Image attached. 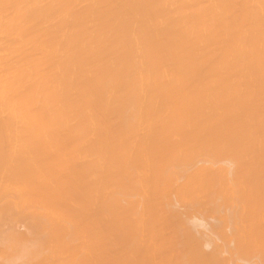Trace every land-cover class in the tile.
Wrapping results in <instances>:
<instances>
[{
	"label": "bare ground",
	"instance_id": "bare-ground-1",
	"mask_svg": "<svg viewBox=\"0 0 264 264\" xmlns=\"http://www.w3.org/2000/svg\"><path fill=\"white\" fill-rule=\"evenodd\" d=\"M13 0H11V3H13L12 2ZM22 1V0H21ZM66 2L68 1V0H65ZM72 1V0H71ZM90 1V0H89ZM107 1H110V3H113L112 1H114V0H107ZM116 1V0H115ZM128 1H135V0H127V1H123L122 0V2H124V4L122 3V5L124 6V5H126V3L125 2H128ZM150 1V0H149ZM152 1V0H151ZM151 1L149 2L150 4H151ZM160 1V0H159ZM165 1H167V3H168V1L170 2V3H173V5H175V0H172V1H174V2H171L170 0H164V2H162V4H165ZM177 1V0H176ZM183 1V0H182ZM181 1V2H182ZM185 1H187V0H185ZM190 1V0H189ZM195 1V4L198 2V4H201V3H199V1H197V0H194ZM197 1V2H196ZM202 2H203V0H201ZM200 1V2H201ZM210 1V0H209ZM217 0H215V2H216ZM219 1V0H218ZM223 1V0H222ZM226 1V0H225ZM234 1L235 0H233V1H231V0H228L225 4L227 5V7L230 9V11H229V9L227 8L225 11L227 12V14L229 15V12H230V14L232 15V11H231V6L232 5H230V2L232 3H234ZM242 1V0H241ZM240 0H239V3L241 2ZM248 1H250V0H247V2ZM252 1V0H251ZM254 1V0H253ZM252 1V2H253ZM9 2V1H8ZM26 2H27V0H26ZM48 2H50L51 3V0L50 1H48ZM47 2V3H48ZM74 2V1H73ZM77 2H78V0H77ZM76 2V3H77ZM80 2H83V1H80ZM106 2V1H105ZM104 2V3H105ZM136 2V1H135ZM152 2H155V0L154 1H152ZM184 2V1H183ZM188 2V1H187ZM193 2V1H192ZM192 2L190 3V4H185L186 6L187 5H191L192 4ZM211 2V1H210ZM213 2H214V0H213ZM236 2H237V4L236 3H232L234 6H235V9L238 11V9L237 8H241V4H239L238 3V0H236ZM244 2V1H243ZM261 3H262V1H260ZM260 2H256L257 4L258 3H260ZM22 3H24V1L22 2ZM34 3V2H33ZM57 3V2H56ZM107 3H109V2H106V4ZM107 4V5H111V4ZM116 3H117V1H116ZM116 3L114 4V5H116ZM129 3V2H128ZM128 3H127V8H128V12L131 14V10H129V6H130V4L128 5ZM140 3H141V1H140ZM144 3V2H143ZM209 3V2H208ZM217 3H219V2H217ZM216 3V5L218 6V4ZM242 3V2H241ZM256 3H255V5H256ZM15 4V3H14ZM30 4V3H29ZM79 4V3H78ZM77 4V5H78ZM87 4V3H86ZM105 4V5H106ZM113 4H112V6H113ZM118 4L119 3H117V5L116 6H118ZM135 4V3H134ZM142 4V3H141ZM141 4H139V6L141 5ZM154 4V3H153ZM194 4V3H193ZM194 4V6H196ZM203 4H205V0H204V3ZM201 5V6H203L204 7V5ZM212 4H214V3H212ZM219 4H221V3H219ZM228 4L230 5V7L228 6ZM246 5H245V10L247 9V7H248V5H249V2L248 3H245ZM248 4V5H247ZM263 5H264V2L262 3ZM4 5V4H3ZM8 5V4H7ZM6 5V6H7ZM32 5V4H31ZM40 5V4H39ZM48 5V4H47ZM102 5H103V3H102ZM143 5V4H142ZM141 5V6H142ZM145 5H147L146 3H145ZM149 5V4H148ZM161 5V3L159 4V6ZM168 5H172V4H168ZM166 6V7H168V9H169V7L170 6ZM180 5V4H179ZM178 5V6H179ZM223 3H222V7H223ZM238 5H240V7H238ZM254 5V7L255 8H257L256 6ZM261 5V4H260ZM260 5H258V6H260ZM262 5V6H263ZM6 6L3 8V9H5L6 8ZM12 6V5H11ZM13 6H15V5H13ZM30 6V5H29ZM33 6V5H32ZM32 6H31V8H32ZM41 6V5H40ZM45 6V5H44ZM74 6V5H73ZM112 6H108L109 8H112ZM115 6V7H116ZM132 6V5H131ZM135 6V5H134ZM136 6H137V4H136ZM150 6H152V4L150 5ZM156 6V5H155ZM159 6H158V8H159ZM181 6L183 7V5L181 4ZM206 7H207V3H206V5H205ZM210 6V5H209ZM220 6V5H219ZM242 6H243V4H242ZM251 6L253 7V5L252 4H250V6L248 7L249 9L251 8ZM1 7V6H0ZM10 7V6H9ZM34 7V6H33ZM50 7V6H49ZM77 7V6H76ZM91 7V6H90ZM103 7H104V5H103ZM108 7L106 6V10H108ZM114 7V8H115ZM119 7V6H118ZM120 7L122 8V6L120 5ZM149 7V6H148ZM161 7V6H160ZM166 7L164 6V9H166ZM182 7H181V10H182ZM191 7V6H190ZM198 6H196V8H197ZM205 7V8H206ZM211 8H212V5L210 6ZM244 7V6H243ZM254 7H253V10H252V8L250 9V11H252V12H255L256 13V9H254ZM264 7V6H263ZM14 8V7H13ZM16 8H17V6H16ZM31 8H28V9H31ZM43 8V7H42ZM85 8H87V7H85ZM102 7H100V9H101ZM113 8V9H114ZM154 8V7H153ZM157 8V7H156ZM163 8V7H162ZM162 8H160L159 10H156V11H159L158 13H160V10L162 11ZM187 8H188V6H187ZM200 8V7H199ZM202 8V7H201ZM205 8H203L200 12H197V14L200 16V14H202V12H204V13H206L205 11H203ZM209 8V7H208ZM221 8V7H220ZM219 8V9H220ZM224 8V7H223ZM234 7L232 6V10L234 11V9H233ZM7 9V8H6ZM19 9V6H18V8H17V11L16 12H18V11H21V10H18ZM34 9V8H33ZM45 9V8H44ZM50 9V8H49ZM78 9H79V7H78ZM95 9V8H94ZM105 9V8H104ZM123 9H126V8H123ZM131 9V8H130ZM140 9V8H139ZM142 9H143V6H142ZM149 9H150V7H149ZM152 9V8H151ZM170 9H171V11H172V8L170 7ZM169 9V10H170ZM173 9H174V7H173ZM176 9V8H175ZM184 9V8H183ZM192 9H193V6H192ZM207 9V8H206ZM215 9V8H214ZM213 9V10H214ZM261 9H263V11H264V8H261ZM26 10V9H25ZM52 10V9H51ZM76 10V9H75ZM74 9H73V12H75L76 14L81 10H79L78 12L77 11H75ZM90 10V9H89ZM105 10V11H106ZM112 9H109L108 11H111ZM114 10H117V11H115V12H113ZM111 13H113V14H110V15H112V16H110V17H113L115 14H116V16H115V19L113 20V18H111L115 23L114 24H117V25H119L120 27L122 26V25H124L125 26V23H126V21H128L129 22V20H128V18H131V17H128L127 15H126V12H123V10H122V12H120L119 11V13H118V9H114ZM127 10V9H126ZM133 10V9H132ZM145 10H146V8H145ZM179 10H180V7H179ZM181 10H180V12H181ZM187 10V9H186ZM194 10V9H193ZM198 10V9H197ZM212 10V11H213ZM221 10V9H220ZM219 10V11H220ZM240 10V9H239ZM243 10H244V8H243ZM244 10V11H245ZM259 10V9H258ZM24 11V10H23ZM28 11V10H27ZM31 11H32V9H31ZM37 11V10H36ZM44 11V10H43ZM43 11H40V12H43ZM49 10L47 9L45 12H48ZM91 11V10H90ZM95 11V10H94ZM93 11V12H94ZM135 11V10H134ZM142 13H143V11L142 10H140ZM149 11V10H148ZM147 11V12H148ZM168 11V10H167ZM170 11V12H171ZM176 11H178V10H176ZM183 11V10H182ZM192 11V10H191ZM225 11L223 12L224 13V15H223V17L225 18L227 15H226V13H225ZM240 11H242V10H240ZM15 12V11H14ZM26 12V11H25ZM72 11L71 12H69V13H71L70 14V16L72 17V13H73ZM85 13V11H83L82 10V14H81V11L79 12L80 13V17L79 18H81L82 17V15L85 17V15H84V13ZM97 12V11H96ZM145 12V11H144ZM152 12H153V10H152ZM151 12V13H152ZM163 12V11H162ZM186 12H189L190 13V11H189V9H188V11H186ZM258 12V11H257ZM259 12H260V10H259ZM19 13V12H18ZM20 13H22V11L20 12ZM30 13V12H29ZM32 13H34V12H32ZM31 13V14H32ZM37 13H38V11H37ZM68 13V14H69ZM88 14H89V12H87ZM86 13V14H87ZM115 13V14H114ZM138 13V12H137ZM141 13V14H142ZM156 14H157V12H155ZM166 13H168V12H166ZM166 13H165V16H166ZM176 13H178V12H176ZM175 13V14H176ZM183 14L185 13V12H182ZM188 13V14H189ZM192 13H193V11H192ZM207 13H209V12H207ZM210 13H212V12H210ZM235 13H237L236 15H233V17L234 16H238V17H240V18H236V17H234L235 18V20H232V21H234L233 22V27H234V29L233 28H230L229 26L231 25V23L232 22H230V24L228 25L227 23V25L226 26H223V23L222 24H217V25H222V29H224L225 30V28H223V27H227L228 26V28L229 29H231V31L233 30V31H235V33L234 32H232L234 35L238 32V33H240L239 31H236L235 30V28H237V27H235V26H237L238 25V23L237 22H240V26H239V28H240V30H242L243 31V29H242V27H243V25H241V22H242V24L246 21V22H248L247 21V19H243V18H245L246 16L245 15H243V16H245V17H243L242 18V20L244 21H242L241 20V13H245L246 14V12H235ZM254 13V14H255ZM1 14H3V13H1ZM39 14V13H38ZM43 14V13H42ZM50 14V13H49ZM52 14V13H51ZM91 14V13H90ZM101 14V13H100ZM104 14V13H103ZM106 14V13H105ZM107 14H109V12L107 13ZM132 14H134V12L132 13ZM131 14V15H132ZM135 14H136V12H135ZM147 14V13H146ZM146 14H144L145 15V19H146ZM156 14H152V15H154L155 17L157 16ZM164 14V13H163ZM162 14V15H163ZM169 14V13H168ZM180 14V13H179ZM186 14V13H185ZM185 14H184V16H185ZM197 14H195V12H194V15H197ZM218 14V13H217ZM248 14V16H250L249 15V13H247ZM252 14V13H251ZM253 14V15H254ZM259 14V13H258ZM261 14H263V13H261ZM16 15H18V14H16ZM30 14H28V16H29ZM33 15H35V13L33 14ZM97 15V14H96ZM95 15V16H96ZM137 15V14H136ZM171 15V14H170ZM170 15H168V19H169V16ZM219 15V14H218ZM2 16V15H1ZM19 16V15H18ZM17 16V17H18ZM21 16V15H20ZM20 16L18 17V18H20ZM25 16V15H24ZM23 16V17H24ZM47 16V15H46ZM49 16V15H48ZM48 16H47V18H48ZM74 16H75V19H74ZM92 16V15H91ZM101 16V15H100ZM103 16V15H102ZM108 16V15H107ZM106 16V17H107ZM130 16V15H129ZM135 16V15H134ZM134 16H132L133 18H134V20H135V17ZM140 16V15H139ZM153 16V17H154ZM173 16V15H172ZM178 16V15H177ZM184 16L182 17V18H184ZM188 16V15H187ZM190 16H192L191 18H194L193 17V15H190ZM204 17H205V14L203 15ZM230 16V15H229ZM229 16H227V17H229ZM252 16V15H251ZM255 16V15H254ZM254 16H252L253 18H254ZM258 16H260V15H258ZM262 16V15H261ZM30 17V16H29ZM36 17H38V16H36ZM35 17V18H36ZM70 17V18H71ZM76 17H78V14H77V16L73 13V19H72V21H67V26L68 25H71V24H75V23H72L73 21L74 22H76L77 24L79 23V24H81L82 26H84L87 22L86 21H84V23L85 24H82L83 23V20L85 19L84 17V19H80L79 21L78 20H76L77 18ZM87 17V16H86ZM88 17H90V16H88ZM128 17V18H127ZM137 17V16H136ZM149 17H151V14H150V16ZM160 17V14H159V16H158V18ZM165 17V18H166ZM176 17V16H175ZM186 17V16H185ZM195 17H198V16H195ZM218 17H220V16H217L216 15V17L214 18L215 20H216V18H218ZM227 17L225 18V19H220L221 21H223V20H226L227 19ZM252 17L250 18V23L251 24H253V29H254V26L256 25H254V20H255V23H257V26H261L260 28H263L264 26H262V25H264V20L261 18V17H259V18H261L260 19V22L258 21V22H256V20H259V18H257V16H255V18H254V20L252 21L251 19H252ZM13 18V17H12ZM15 18V17H14ZM13 18V19H14ZM28 18V17H27ZM78 18V19H79ZM93 18V17H92ZM96 18V17H95ZM95 18H94V20H95ZM105 18V17H104ZM141 18V17H140ZM148 18V17H147ZM160 18H162V17H160ZM159 18V19H160ZM167 18H166V20H167ZM179 18H180V16H179ZM189 17H187V19H188ZM209 18V17H208ZM222 18V17H221ZM231 18V17H230ZM248 18V19H249ZM263 18H264V16H263ZM1 19V18H0ZM30 19V18H29ZM110 19V18H109ZM109 19H106L107 20V22H109L108 20ZM110 19V20H111ZM142 19H143V17H142ZM149 19V21H147ZM148 19H146V20H143V24H144V21L146 22L147 21V23H145V24H148L149 22H150V20L152 19V17L151 18H148ZM164 19V18H163ZM162 19V20H163ZM178 18H176V19H174V20H177ZM195 19V18H194ZM197 19V18H196ZM195 19V20H196ZM205 19V18H204ZM209 19H211V18H209ZM212 19H213V17H212ZM214 19L212 20V22L214 21ZM229 19V18H228ZM232 19V18H231ZM231 19H229V20H231ZM239 19L241 20V21H239ZM3 20V19H2ZM1 20V21H2ZM10 20H12V19H9V21ZM27 20V19H26ZM36 20V19H35ZM57 20V19H56ZM76 20V21H75ZM86 20V19H85ZM120 20V21H119ZM131 20L135 23V21L131 18ZM130 20V21H131ZM153 20L154 19H152L151 20V23H149L148 24V27L150 26L151 27V24H152V22H153ZM182 20V19H181ZM208 19H206V21H207ZM218 20V19H217ZM220 20L219 21H217L218 23H220ZM261 20H263V22L261 21ZM5 21V20H4ZM8 21V22H9ZM17 21V20H16ZM23 21V20H22ZM90 21H91V19H90ZM97 21V20H96ZM100 21V20H99ZM113 21H112V23H113ZM132 21H131V24L133 25V23H132ZM136 21H137V19H136ZM139 21V20H138ZM137 21V22H138ZM142 21V20H141ZM156 21H158V19H156ZM164 21H165V19H164ZM169 21H171L170 19H169ZM167 22V23H165L166 24V26H167V24L169 25L170 24V22ZM178 22H179V24L181 23L179 20H177ZM190 21H192V19H190ZM194 21V20H193ZM197 21H200V20H197ZM235 21H237L236 23H237V25L235 24ZM253 23H252V22ZM5 22H7V21H5ZM18 22H20L21 23V21H18ZM62 22V21H61ZM70 22V23H69ZM82 22V23H81ZM103 22H105V21H103ZM111 22V21H110ZM166 22V21H165ZM175 22V21H174ZM186 22V21H185ZM216 22V21H215ZM216 22V23H217ZM224 22V21H223ZM263 24H262V23ZM3 23V24H2ZM13 23H16V22H14L13 21ZM13 23H11L12 25H13ZM20 23H19V25H20ZM23 23V22H22ZM25 23H26V21H25ZM59 23V22H58ZM92 23H93V19H92ZM91 23V24H92ZM141 23V22H140ZM160 23V22H159ZM162 23H163V21H162ZM184 23V22H183ZM183 23H181L182 24V26L184 25ZM193 23H195V22H193ZM197 24L199 23V22H196ZM209 23V22H208ZM207 23V24H208ZM211 23V22H210ZM258 23H260V25H258ZM7 24V23H6ZM5 24V25H6ZM10 24V23H9ZM18 24V23H17ZM40 24V23H39ZM57 24V23H56ZM60 24V23H59ZM64 24V23H63ZM78 24V26H80ZM99 24H100V22H99ZM98 24V25H99ZM103 24V23H102ZM109 24V23H108ZM107 24V25H108ZM126 24H130V23H126ZM130 24V25H131ZM145 24L142 26V24H141V26H140V24L138 25V23L137 24H135V25H138V27L137 26H132L131 27V29H127V32H128V34H127V32H126V29H124V32H126V34H127V37H126V34H121V32L122 33H124L123 32V30L121 29V28H119V26L118 27H116V26H114L113 25V27L112 28H115L116 27V29H114L113 31H114V34H116L117 32H119V29H120V33L118 34L117 33V37L118 36H120V38H125L126 40H127V38H128V40L129 39H131V45H132V41H133V43H134V40H135V42H137L136 44H140V42H147V39L149 38H151L150 40H153V38H155L156 40H159L160 41V38L158 37L160 34H159V32L161 33V31L160 30H164V28H162V27H159V26H156V27H158L159 28V30L158 29H156L155 30V27L154 26H152L151 27V29H149V28H145ZM174 24V23H173ZM176 24H178V23H176ZM178 24V25H179ZM207 24H206V26H207ZM225 24V23H224ZM245 24V23H244ZM251 24H249V25H251ZM262 24V25H261ZM1 25H4V22H1ZM4 25V26H5ZM8 25V24H7ZM6 25V26H7ZM16 25V24H15ZM50 25V24H49ZM76 25V24H75ZM75 25L72 27V29L71 30H73V28L75 27ZM88 25L89 26H91L90 25V23H88ZM88 25H85V27H84V30H83V32H84V34L82 33V36H83V38L84 39H82V37H78L79 35L81 36V31L79 32V30H76V33H77V31L80 33L78 36L77 35H75V33H73V32H71V33H73L74 35H71L72 36V39L74 40V38H76L75 36H77V40H74L75 42H77L78 41V43H75V44H79V39H81L80 40V43L82 44V42L85 44V45H79L80 47L81 46H83V47H79L78 48V50L79 51H76V53L78 52L79 53V55L78 56H80V54H82V53H80V51H83L84 52V57H85V51L86 50H88V51H91V52H88V53H92V54H90V56L92 55H94L95 54V56L99 59V58H101V57H103V58H101V60L103 61V63L101 64V66L100 67H108V66H110V64L113 62V61H111L110 59L112 58V57H110V59H109V61L111 62L110 64H109V61L107 60V57L104 55V54H106V52H107V56H108V54L109 53H111L110 52V49H108V46H105V48H104V40H105V42H106V39H104V36H105V38H106V35H107V33L106 34H104L103 36L102 35H100L101 37H99L98 36V34H100V32H101V34H103V32L102 31H100V32H98V34H96V30L94 31L95 32V34L97 35V36H91V34H93L92 33V31H91V33L89 32V33H85V31H86V29H88L89 28V26ZM93 26H95V24L93 23L92 24ZM104 25H106V23L104 24ZM111 26H112V24H110ZM157 25V24H156ZM161 25H163V24H161ZM175 25V24H174ZM177 25V26H178ZM190 25L192 26V24H191V22H190ZM189 25V26H190ZM200 25V24H199ZM201 25H202V23H201ZM200 25V26H201ZM211 25H214V23L212 24H210L209 26H211ZM235 25V26H234ZM245 25H247V24H245ZM23 26V25H22ZM27 27H28V25H26ZM33 25H31V29L32 28H34L35 29V26L34 27H32ZM72 26V25H71ZM71 26H68L67 28H68V31H69V27H71ZM77 25H76V27H75V29L78 27ZM88 28H87V27ZM139 26L141 27V29H143L144 30V28L145 29H149V30H152L153 31V33H151L149 30H144V32H141L142 30L139 28ZM165 26V25H164ZM163 26V27H164ZM166 26H165V29H166ZM170 26V25H169ZM168 26V27H169ZM182 26H180V27H182ZM185 26V25H184ZM216 26V25H215ZM214 26V27H215ZM232 26V25H231ZM242 26V27H241ZM252 26V25H251ZM17 27V26H16ZM21 27V26H20ZM37 27V26H36ZM63 27H65V26H63ZM62 27V28H63ZM102 27V26H101ZM106 27H109V25L108 26H106ZM105 27V28H106ZM137 28V29H134V31H132L131 32V30L133 29V28ZM146 27H147V25H146ZM154 27V29H152ZM172 27V26H171ZM180 27H178V28H180ZM195 27V26H194ZM193 27V29H195ZM198 27V26H197ZM205 27V26H204ZM203 27V29H206V28H204ZM246 27V26H245ZM247 27H248V29H249V27L250 26H248L247 25ZM246 27V28H247ZM256 27V26H255ZM9 28V27H8ZM10 28H11V26H10ZM13 28H15V27H13ZM26 29L25 27H22V29ZM57 28V27H56ZM59 28V27H58ZM81 28H83V27H81ZM81 28H80V30H81ZM98 27L96 26V29H97ZM100 28V27H99ZM104 28V27H103ZM118 28V29H117ZM125 28H126V26H125ZM130 28V27H129ZM162 28V29H161ZM174 28H175V26H174ZM191 28V27H190ZM207 30L206 31H208L209 30V27L207 26ZM212 28V27H211ZM217 28V27H216ZM228 28H226L227 30H228ZM17 29H18V27H17ZM30 29V30H31ZM37 29V28H36ZM36 29L34 30V31H36ZM38 29H41L40 27L38 28ZM37 29V30H38ZM50 29V28H49ZM54 29V28H53ZM74 29V30H75ZM78 29V28H77ZM91 29L92 30H94L93 29V27H91ZM138 29H140L139 31H138ZM185 29H187L186 31H185ZM192 29V28H191ZM190 29V30H191ZM200 29V28H199ZM202 29V28H201ZM200 29V30H201ZM218 29H219V27H218ZM238 29V28H237ZM259 30V27H257V28H255L254 29V31L255 32H258L257 30ZM28 29H26V31H27ZM44 30V29H43ZM45 30H48L47 28L45 29ZM58 30V29H57ZM63 30H64V28H63ZM66 30V29H65ZM101 30H103L102 28H101ZM107 30V29H106ZM130 32H129V31ZM137 30V31H136ZM155 30V31H154ZM170 30V29H169ZM169 30H167V32H169ZM176 31L177 30H179V29H175ZM181 30V31H180ZM179 30V32H178V34L180 33V32H182V28ZM190 30L188 31V28H184V31H183V33L180 35V36H182L181 38H184V39H181L180 37H178V35H177V33L175 34L174 32H173V34H172V32H169L170 33V35L172 34L173 36H170V37H172V39H175L174 41V43H176V41H184L185 40V42H186V40H187V42H188V40L190 41V39L188 38V39H186L185 37L187 36V34H188V36H189V34H190ZM212 30V29H211ZM215 30V29H214ZM220 30H221V28H220ZM226 30V31H227ZM244 30H246V29H244ZM251 30V29H250ZM250 30H248L249 32H250ZM25 31V30H24ZM33 31V30H32ZM33 31V32H34ZM60 31H62L61 30V28L59 29V33H60ZM88 31V30H87ZM98 31V30H97ZM112 31V30H111ZM159 31V32H158ZM170 31H172V30H170ZM197 31V28H196V30H195V32ZM223 31V30H222ZM221 31V32H222ZM226 31H224L223 33H221L222 35L226 32ZM230 30H228V32H229ZM230 31V32H231ZM247 31V30H246ZM263 32H264V28H263V30H262ZM261 31V29H260V32H258L257 34H259L260 33V37H264V36H261L262 34H264L263 32ZM19 32H20V30H19ZM29 32V31H28ZM31 32V31H30ZM56 32V34H57V31H55ZM64 32V31H63ZM63 32H62V34H63ZM104 32H106L105 30H104ZM155 32V33H154ZM166 30H165V34L164 33H162V35H161V41L160 42H162L161 43V45H160V43H159V45L160 46H163V45H166L164 48L163 47H161V50L163 51V49H165V50H167L168 51V49H167V47L169 48L170 46H173V45H171V44H169V45H167L168 44V42H166L168 39H164V38H162L163 37V35H165V37L166 36H168L169 34H167L166 35ZM187 32H189V33H187ZM193 31H191V33H192ZM195 32H193L192 34H193V36H192V38H194V41H193V39H192V41L189 43V46H190V44L192 43V42H195V37H194V33ZM201 32H203L202 30H201ZM212 32V31H211ZM215 32H219V30H217V31H215ZM214 32V33H215ZM243 32H245V31H243ZM249 32H248V37H247V42H248V44L247 45H250V43H251V45L253 46H255L256 47V45L255 44H258V43H260V42H258V40L260 41V39H258V37H257V40H255L254 39V41L255 42H253L252 41V39H253V37L251 38V36H252V34L254 33L253 32V30H251V35L249 34ZM261 32H262V34H261ZM49 33V32H48ZM47 33V34H48ZM54 32H51L50 34H53ZM65 34L67 33V32H64ZM209 32H207V34H208ZM217 33H215L216 34V36H217ZM242 33V32H241ZM38 34V33H37ZM36 34V35H37ZM42 34V33H41ZM47 34H44V36H46ZM61 34V35H62ZM78 34V33H77ZM121 34V35H120ZM177 36H175V35ZM183 34H185V37H183ZM197 34H198V32H197ZM196 34V35H197ZM205 34H206V32H205ZM205 34L203 35V33H202V37H201V39L203 38V37H205ZM210 34V33H209ZM209 34L208 35H206L207 37L209 36ZM228 34V33H227ZM244 34V33H243ZM19 35V34H18ZM35 35V36H36ZM49 35V34H48ZM64 35V34H63ZM68 35V34H67ZM70 35V34H69ZM68 35V37L70 38V36ZM110 35V34H109ZM109 35L107 36V37H109ZM222 35H219V33H218V37H216V39H219L220 38V36H222ZM229 36L230 35H232L231 33L230 34H228ZM240 35H242V34H240ZM254 35H256V34H253V36ZM20 36V35H19ZM38 36V35H37ZM44 36H42V37H44ZM56 36V35H55ZM111 36H112V33H111ZM115 36V35H114ZM114 36H112V37H114ZM123 36H125V37H123ZM157 38H156V37ZM187 36V37H188ZM201 36V35H200ZM200 36L198 35V37H196L197 39L198 38H200ZM212 37L214 36L215 37V35H211ZM238 36V34L237 35H235L234 37H237ZM250 36V37H249ZM257 36V35H256ZM48 36H46V38H47ZM50 37H51V35H50ZM50 37H48V38H50ZM67 37V36H66ZM65 37V38H66ZM74 37V38H73ZM92 37H94V38H92ZM102 37H103V40H102ZM131 37V38H130ZM173 37H176V38H179L178 40L176 39V38H173ZM211 37V39L214 41L213 43H215L214 45H217L218 43H219V41H217V40H214L215 38L213 37L212 38ZM225 37H226V39H228L229 37L228 36H226L225 35ZM240 37V36H239ZM243 37V36H242ZM245 37V38H246ZM255 37V36H254ZM47 38V39H48ZM52 38L54 39V34L52 35ZM52 38H50L51 40H52ZM65 38H63V39H65ZM88 38H90L91 39V44H90V42H89V39ZM166 38H169V36L168 37H166ZM210 38V37H209ZM209 38H207V39H209ZM223 38H224V36H222V41L220 40V42L221 43H223ZM230 38H231V36H230ZM245 38H243L242 40H244ZM249 38H251V42H249L248 40H249ZM50 39H48V40H46V39H44V40H46L47 42H48V44H47V47H48V45H49V41L50 42H52V44L53 43H55V42H53V40L51 41ZM71 39V38H70ZM96 39V40H95ZM115 39H116V36H115ZM119 39V37L117 38V40ZM122 39H120V40H122ZM124 39V42L126 41ZM134 39V40H133ZM148 39V40H149ZM155 39H154V43H152V45L153 46H155V44H156V46L155 47H153L152 45H151V43H150V45L152 46V48H150V49H156V47H157V49H159L160 50V46L159 45H157L158 43L155 41ZM171 39V38H170ZM168 40V41H171V40ZM181 39V40H180ZM204 39H206V38H203V43H201V44H203V46L205 47H203L204 49L203 50H207V48H208V44L210 45V41H209V43L206 41V40H204ZM231 39H233V36H232V38ZM236 39V38H235ZM238 39V38H237ZM31 40H33V39H31ZM66 42H68L69 40L66 38ZM72 40V41H73ZM82 40H84V41H82ZM93 40V41H92ZM96 41V43L97 42H99V43H104L103 45H101L102 47H101V49L99 50L98 48H100V47H97V45H96V47H97V49H96V47L93 45V43ZM107 40H108V38H107ZM113 39H111V41H112ZM127 40V41H128ZM149 40V41H150ZM163 40H164V42H166V44H163L164 42H163ZM166 40V41H165ZM230 40V39H229ZM229 40H228V42H229ZM234 40V39H233ZM261 40H264V39H262L261 38ZM42 41H43V39H42ZM55 41V40H54ZM73 41V42H74ZM101 41V42H100ZM116 41V40H115ZM173 41V40H172ZM206 41V42H205ZM232 41V40H231ZM234 41H236V40H234ZM239 41H241V40H239ZM256 41L258 42V43H256ZM30 42V41H29ZM64 42V41H63ZM73 42H70V43H72L73 44ZM109 42H110V40H109ZM114 42V41H113ZM143 42V43H144ZM185 42L183 43L184 45H188V44H185ZM197 42V41H196ZM196 42H195V44H196ZM201 42V41H200ZM216 42H218V43H216ZM225 42H227V41H225ZM227 42V43H228ZM4 43H6V41L4 42ZM57 45H56V47H59V43L60 42H58L57 41ZM89 43V45H87ZM112 43V42H111ZM111 43L109 44L110 46H111ZM118 42H116V44H117ZM119 43L120 44H117L116 45V47H118V45H120V46H122L123 47V40H122V43H121V41H119ZM128 44H130L129 42H127ZM127 43H125V46H126V44ZM144 43V44H145ZM148 43V42H147ZM146 43V44H147ZM169 43H171V42H169ZM174 43H172V44H174ZM182 43H180V44H182ZM199 43V42H198ZM208 43V44H207ZM213 43L211 42V47H212V45H213ZM221 43H219L220 44V47L221 48H219V49H221L222 50V47L223 46H221ZM231 43H233V41L231 42ZM245 43H246V40H245ZM254 43V44H253ZM261 43H262V41H261ZM1 44H3V42L1 43ZM34 44V43H33ZM56 44V43H55ZM67 44V43H66ZM114 44H115V42H114ZM123 44V45H122ZM135 44V45H136ZM144 44L142 45V43H141V45H137V46H143V48H145L146 49V51H148L149 53H150V50H149V48L147 47V46H144ZM145 44V45H146ZM163 44V45H162ZM182 44V46H180L181 48H186V53H187V47H183L184 45ZM204 44H207V46H205ZM225 44V43H224ZM230 44V43H229ZM238 44H241V43H239L238 42ZM61 45H62V43H61ZM60 45V46H61ZM64 46H66L65 44H63ZM74 45V44H73ZM89 46V48L87 49V46ZM90 45H91V47H90ZM95 47H93V46ZM193 45V44H192ZM199 45L200 44H198V47H199ZM213 45V48H217V46H214ZM223 45V44H222ZM226 45V44H225ZM225 45H224V47H225ZM234 45V46H233ZM246 44H244V49L246 48V46H245ZM251 45L250 46H247V48H249L250 50L249 51H251L252 52V50H253V48H250L251 47ZM7 46V45H6ZM40 47H41V45H39ZM46 46V45H45ZM53 46V45H52ZM84 46H86V47H84ZM109 46V47H110ZM114 46V45H113ZM130 46V45H129ZM148 46H149V44H148ZM159 46V47H158ZM228 45H226V49L227 48H229V49H237V51H238V49L240 50V48L243 46H239L238 48H236L237 47V45L235 46V43L234 44H232V46L233 47H231L230 48V46L229 47H227ZM4 47H5V44H4ZM3 47V48H4ZM34 47V46H33ZM32 47V48H33ZM69 47H70V45H69ZM68 47V48H69ZM77 47V46H76ZM93 47V48H92ZM107 47V48H106ZM115 47V46H114ZM115 47V51L116 50H118L119 49V47L118 48H116ZM122 47H120L121 49H119L118 51H116V52H119L120 50H123L124 51V49L122 48ZM139 47H138V49H139ZM176 47H178L177 46V44H176ZM180 47H178L179 49H180ZM193 47V46H192ZM198 47H197V49H198ZM223 47V48H224ZM260 47V46H259ZM262 47V46H261ZM36 48H38V46H36V47H34V50L36 49ZM62 48H64V47H62L61 46V48H57L58 49V52L57 53H59V51L61 50H65L66 48H67V46H66V48L65 49H62ZM74 48V47H73ZM102 48H104V49H102ZM126 48H127V46H126ZM130 48V47H129ZM131 48H133V46H131ZM174 48H175V46H174ZM177 48V49H178ZM190 48V47H189ZM212 48V49H213ZM215 48V52H217V55H215V56H218V54L219 53H221L222 51H217V49ZM243 48V47H242ZM257 48V47H256ZM1 49V48H0ZM45 49V48H44ZM53 48H51L50 50L51 51H53L52 50ZM57 49L55 50L54 49V51H57ZM60 49V50H59ZM70 49H71V51H72V48H69V51H70ZM77 48H75V50H76ZM82 49H84V50H82ZM107 51H106V50ZM114 49V48H113ZM133 49H136V48H133ZM138 49L137 50H130V51H133V53L135 54L137 51H138ZM141 49H142V47H141ZM145 49L143 50V51H145ZM148 49V50H147ZM171 49V48H170ZM169 49V50H170ZM172 49H173V47H172ZM192 49V48H191ZM200 49V48H199ZM198 49V50H199ZM201 49H202V46H201ZM212 49H210V50H212ZM224 50V54H225V51H227V50ZM252 49V50H251ZM33 49H31L30 50V52H33L32 51ZM47 50H49V48L47 49ZM49 50V51H50ZM103 50H105V52H100V51H103ZM111 50H112V48H111ZM159 50H157L158 51V53H160L161 51H159ZM165 50H164V52H162V53H166L165 52ZM183 50V49H182ZM205 50V51H206ZM209 49L207 50L208 52L210 51ZM241 50H243V49H241ZM258 51H259V48L257 49ZM27 51V50H26ZM49 51H47V52H49ZM51 51H50V53H51ZM69 51H67L66 52V50H65V52L66 53H68ZM70 51V52H71ZM74 51V50H73ZM72 51V52H73ZM127 51H129V49H127V50H125V53L127 52ZM139 51H140V49H139ZM142 51V52H143ZM154 51V50H153ZM156 51V50H155ZM170 51H173V50H170ZM181 51V50H180ZM179 51V52H180ZM184 51L185 50H183V53H184ZM192 52H193V50H191ZM195 51V50H194ZM200 52H202L201 50H199ZM213 51V50H212ZM228 51H230V50H228ZM228 51L226 52V55H225V57L226 56H228L227 54H229L228 53ZM231 51H234V50H231ZM245 51V50H244ZM246 51H247V53H248V50L246 49ZM254 51H256V49L255 50H253V52H252V55H248V56H251V58L252 59H254V60H252V63L255 61V60H259L260 58H259V55L258 56H256V53L254 52ZM12 52V51H11ZM23 52V51H22ZM30 52H26L27 53V56L29 55V53ZM40 52H41V50H40ZM43 52H44V50H43ZM62 52H64V51H62ZM62 52H60L59 54H61V55H63L62 54ZM97 52V53H96ZM111 53L112 55L113 54H115L114 56V58H116V55H117V58H120V56H124L125 55V57H126V59L125 60H127V56H126V54L124 53L123 55H121V53H122V51L121 52H119V57H118V54L117 53ZM141 52V51H140ZM140 52H137V53H140ZM141 52V53H142ZM152 52V51H151ZM175 52H177V50L175 51ZM215 52H214V54H215ZM219 52V53H218ZM240 52H242V51H240ZM19 53H21V51L20 52H18V53H16V55L15 54H13V55H15V56H17ZM24 53H25V50H24ZM49 53V54H50ZM54 53V52H53ZM56 53V52H55ZM54 53V54H55ZM66 53L62 56V60H63V64L64 65H66L67 64V66L68 67H66V69L68 68L69 69V71H68V69L66 70L65 69V67H63V69H62V72L58 75L59 77H61L62 78V80H66L67 81V83L68 84H70V83H73V81L72 80H76V75H77V77H78V73L75 75L74 74V72L73 71H75V70H77L76 68H77V66L75 65L76 63H74V61L77 59L78 60V56H77V58L75 59V57H76V54H74L75 52H73V53H69V56H67L66 55ZM128 54H129V52H127ZM131 54L130 56L128 55V57L129 58H133L132 56H134V54ZM136 53V54H137ZM140 53V55H141V57H142V54ZM146 56L148 55V57H145V59H149L150 58V56H149V54H147V53H145V52H143ZM169 53H171V55H172V52H169ZM180 53H182V52H180ZM182 53V54H183ZM194 53V52H193ZM192 53V54H193ZM195 53H197L196 51H195ZM195 53L193 54V56L195 55ZM203 53L205 54V52L203 51ZM202 53V54H203ZM207 53V52H206ZM210 53H211V51H210ZM231 53V52H230ZM233 53V52H232ZM232 53H231V55H232ZM234 53H236L235 51H234ZM247 53L245 52V53H243L244 54V56L243 57H245V56H247ZM250 53V52H249ZM1 54V53H0ZM12 54V53H11ZM31 55H32V53H30ZM41 54V53H40ZM59 54H57L56 56H57V58H56V56L54 55L53 57L56 59V60H54V59H51V60H53V61H48V60H46L47 59V57L46 58H43V64L45 65V63H44V59L46 60V61H48L47 63L48 64H46V68H48L49 69V66H51L52 67V65H50V64H57V65H59L60 66V64L62 63V60H61V57H60V55ZM73 55V57L71 56V55ZM111 54H109V55H111ZM135 54V55H136ZM144 54H143V56H144ZM152 54V56H153V52L151 53ZM157 53H154V55L155 56H157L156 55ZM167 54V58H168V56H171V55H169L168 53H166ZM165 54V55H166ZM174 54V53H173ZM176 54V53H175ZM174 54V55H175ZM179 54V53H178ZM181 54V55H182ZM188 54V53H187ZM201 54V53H200ZM203 54V55H204ZM208 54V53H207ZM214 54H213V52H212V54H211V56L213 55V57H210V56H208V60L207 59H203V61H202V59L201 58H199V57H197V56H200L199 54L196 56L197 57V60H199V59H201V61L202 62H206V60H207V63H210V62H208V61H211L212 60V58H214L215 56H214ZM224 54H222L221 53V55H224ZM240 54H242V53H240ZM251 54V53H250ZM2 55V54H1ZM20 56H17V57H19V58H21V54H19ZM22 55H24V54H22ZM26 55V54H25ZM24 55V56H25ZM31 55H29L28 57H30ZM42 55V54H41ZM53 55V54H52ZM99 55V56H98ZM139 54H138V56H140ZM161 55V54H160ZM160 55H158V57L160 56ZM162 55H164V54H162ZM162 55L160 56V57H162ZM164 55V56H165ZM177 55V54H176ZM175 55V56H176ZM191 56V53H189L188 54V57L190 58V56ZM203 55L201 56L202 58H203ZM206 55V54H205ZM235 55V54H234ZM253 55H255V56H253ZM11 56V55H10ZM15 56H12V58L16 61V62H18L20 59L19 58H17V57H15ZM24 56H22V59L24 58ZM43 56V55H42ZM46 56H48V58H49V60H50V56H51V54L50 55H46ZM86 56H87V54H86ZM91 56V58H93ZM95 56H94V58H95ZM101 56V57H100ZM105 56V57H104ZM137 56V57H138ZM151 56V57H152ZM178 56H180V55H178ZM230 56V55H229ZM229 56L227 57V64L229 63V60L231 59V62H232V58H229ZM242 56V55H241ZM254 58H253V57ZM3 57V56H2ZM26 57V56H25ZM52 57V58H53ZM59 57H60V59H59ZM80 57H82V55L80 56ZM137 57L135 56L134 58H136L137 59ZM140 57V58H141ZM160 57H159V59H160ZM174 56H172V57H169V58H171L170 60H172V58H173ZM182 57V56H181ZM184 57V56H183ZM196 57H194V58H196ZM209 57H210V59H209ZM238 57H240V56H238ZM241 58V59H247V58ZM255 57H257L256 59H255ZM261 57V56H260ZM5 58V57H4ZM3 58V59H4ZM12 58L10 57V59L12 60ZM41 58V57H40ZM67 58V60L65 61V59ZM86 58V57H85ZM106 58V59H105ZM116 58V60L118 61V59ZM140 58H138L139 60H140ZM155 58V57H154ZM164 58H166V57H164ZM175 58V57H174ZM177 58H179V57H177ZM189 58H186L188 61H189ZM191 58H193V57H191ZM251 58L250 57H248V59H250L249 60V62H248V65H249V63H250V61H251ZM2 59V58H1ZM10 59H8V60H10ZM26 59V58H25ZM29 59H31V57L29 58ZM28 59V60H29ZM59 59V60H58ZM70 61H69V60ZM73 59H75V60H73ZM81 59V58H80ZM83 59V58H82ZM87 59H88V57H87ZM98 59L96 60V58L95 59H93V61L94 62H96V63H98ZM113 59V58H112ZM123 60H124V58H122ZM122 59L121 60H119L118 62H120V61H122ZM152 58H150V60H151ZM220 59V58H219ZM222 59V58H221ZM229 59V60H228ZM238 59V58H237ZM236 59V60H237ZM263 59V58H262ZM6 60V59H5ZM24 60V59H23ZM28 60H26V61H28ZM38 60V59H37ZM36 60V62L38 63V62H40L39 60L37 61ZM60 60H61V62H60ZM76 60V61H77ZM84 60V59H83ZM82 60V62L84 63V61ZM96 60V61H95ZM100 60V59H99ZM106 62H105V61ZM115 62H113V63H115L114 65V67H115V69H116V64L119 66L120 64L119 63H117V61L115 60V59H113ZM124 60V61H125ZM130 61L132 60V59H129ZM129 60H127V62L129 63ZM150 60H147V61H149V62H147L148 63V65L152 62H150ZM160 60H162V59H160ZM167 60V59H166ZM175 60L177 61V59L175 58ZM179 60V59H178ZM182 60V59H181ZM190 60H192V59H190ZM215 60V59H214ZM218 60V59H217ZM217 60H215V62L217 61ZM264 60V59H263ZM54 61H57V62H54ZM65 61V62H64ZM79 61V60H78ZM86 61H90V60H86ZM85 61V63H88V62H86ZM93 61H92V63H93ZM101 61V62H102ZM133 62L134 61H136L135 59L134 60H132ZM138 61V60H137ZM136 61V62H137ZM142 61H144V60H142ZM153 61H155L156 62V60L155 59H153ZM163 61H164V59H163ZM187 61V62H188ZM192 61H194V60H192ZM196 61V60H195ZM200 61V60H199ZM198 61V62H199ZM225 60H223V62H221V60H220V62L221 63H225L224 62ZM239 61V65H242L243 63H244V61H246V60H244V61H242V60H240V58L237 60V61H235V62H238ZM261 60H259V62H260ZM2 62V61H1ZM7 62V61H3V63H2V65L0 64V69L4 66V68L2 69V70H6V72H7V75H5V77L7 76V78L8 77H11L9 74L11 73V71H10V67L11 68H14V66H16V62H13V64L11 63V64H9L8 62V64H6V66L7 65H9V66H7L6 68H5V63ZM19 62H22V60L21 61H19ZM34 62H35V60H34ZM34 62L32 61V59H31V62H29L31 65H32V67L30 66V64L28 65V64H26V65H28V66H30L29 68H30V73L32 74V79H34L35 78V75L36 74H38V75H41V73H42V75L41 76H43V74L45 75L46 74V70L43 72V68L45 67L43 64H42V66H44L43 68H41V67H39V66H37V67H39V68H36V66H34L33 64H34ZM50 62V63H49ZM58 62H60V63H58ZM100 62V61H99ZM100 62V63H101ZM105 62V63H104ZM168 62V61H167ZM171 62V61H170ZM170 62H168V63H170ZM178 63L180 62V60L179 61H177ZM182 62V61H181ZM186 62V61H185ZM197 62V63H198ZM212 62H213V60H212ZM243 62V63H242ZM256 62V61H255ZM258 62V61H257ZM23 63V62H22ZM28 63V62H27ZM42 63V61L40 62V64ZM82 63V64H83ZM90 64H91V62H89ZM89 63H88V65H89ZM96 63H94V65L96 64ZM121 63V62H120ZM122 63H123V61H122ZM126 63V62H125ZM124 63V64H125ZM128 63H126L127 64V70L130 68L131 69V67H133L132 65L129 67L128 66ZM140 63H141V61H140ZM143 63V62H142ZM153 63V62H152ZM157 63H159V62H157ZM167 63V64H168ZM173 63H175V62H171V64L172 65H174ZM178 63H176V64H178ZM182 63H184V62H182ZM214 63V62H213ZM213 63H211L210 65L212 66V64ZM251 63V64H252ZM263 63V62H262ZM55 64V67L57 66ZM79 64V63H78ZM77 64V65H78ZM106 64L108 65V66H106ZM130 64H131V62H130ZM138 64V63H137ZM136 64V65H137ZM145 64H146V61H145ZM154 64H156V63H154ZM154 64H152V67L154 66ZM160 64V63H159ZM170 64V65H171ZM192 64L194 65V62H192ZM199 64V63H198ZM216 64H217V62H216ZM219 64V63H218ZM226 64V63H225ZM233 64V66L232 67H237V68H240V69H238V71H236V72H238V73H242L243 72V70H242V68L241 67H238V65H236L235 66V64H234V62L232 63ZM231 64V65H232ZM238 64V63H237ZM256 64H259V63H256ZM255 64V65H256ZM12 65H14V66H12ZM25 65V64H24ZM36 65H38V64H36ZM49 65V66H48ZM64 65H62L61 64V68H62V66H64ZM81 65V63L79 64V66ZM86 65V64H85ZM100 64H96V66L94 67L95 69H91V70H98L99 71V69L100 68H97V66H99ZM135 65V66H136ZM140 65V66H139ZM138 66H139V68L141 67V65L142 64H139ZM156 65H158V64H156ZM161 65V64H160ZM159 65V66H160ZM165 65H166V61H165ZM180 64H178V66H179ZM182 65V64H181ZM190 65V64H189ZM200 65H201V68H197L198 69V71H199V69H200V71H201V69H202V67L204 66L203 64H199L198 65V67H200ZM203 65V66H202ZM215 65V64H214ZM245 65H247V63H245ZM247 65V66H248ZM253 65V64H252ZM252 65H250V67L252 66ZM261 65V64H260ZM18 66H19V64H18ZM18 66H16V68L18 67ZM20 66H21V64H20ZM82 66V65H81ZM81 66H80V68H81ZM92 65H90L89 67H91ZM117 66V67H118ZM123 66V65H122ZM138 66H136L137 67V69H135V70H137L138 72L140 71V70H138ZM143 67H144V63H143V65H142ZM158 66V67H159ZM183 66V65H182ZM197 66V65H196ZM228 66H230V65H228ZM246 66V67H247ZM259 66V65H258ZM258 66H256L257 68H258ZM25 67V66H24ZM33 67H35V68H33ZM54 67V66H53ZM52 67V68H53ZM76 67V68H75ZM84 67V68H83ZM83 72H86V70H88L87 72H89L90 70V68L87 66H84V64H83ZM102 67V69H104ZM111 68L113 67V65L112 66H110ZM113 67V68H114ZM125 67H126V65H125ZM129 67V68H128ZM146 67H148V66H146ZM152 67H149L150 69L152 68ZM157 67V68H158ZM161 67H163V64H162V66ZM161 67H160V70H162L161 69ZM185 67H187V63H186V66ZM190 67V66H189ZM193 67H195V66H193ZM210 67V66H209ZM209 67H208V69H209ZM214 66H212L211 68H213ZM218 67V66H217ZM220 67V66H219ZM224 67V66H223ZM227 67V66H226ZM231 67V66H230ZM226 68L227 69V72H229L230 70H231V68ZM243 67V66H242ZM245 67V66H244ZM253 67H254V69H256L255 68V66L253 65L252 66V69H253ZM9 68V69H8ZM16 68H14L13 70L14 71H18V70H16ZM34 69V70H37L38 71V69H39V71L38 72H33L34 70H32V69ZM58 69H59V67H57ZM73 68V69H72ZM92 68V67H91ZM105 68V69H106ZM112 68V69H113ZM156 68V67H155ZM155 68H153V70L155 69ZM205 68H207L206 66H204V69ZM215 68H216V66H215ZM235 68H233V69H235ZM27 69V70H26ZM45 69V68H44ZM47 69V70H48ZM56 68H53V69H49L48 70V72H47V75H46V77L44 76V78L45 79H42V80H44L42 83L39 81V83L37 82L36 83V81L38 80V79H36V80H31L29 77L30 76H26V74L24 73L25 71H27L28 72V67L27 68H24L21 72L22 73H24L23 75L25 76H22L23 78H19V76H21L22 74H18V72L20 71H18V72H12L11 74H13L14 76L16 75V73H17V77H16V79H17V81H15V82H17V83H19V84H15V83H13L14 85V89L12 88L11 90L9 89V90H5V93L7 94V95H5V93L4 92H2V93H4V96H9V99L10 100H8V97H6V99H5V97L3 96V94H2V96L4 97V101H7V103L6 104H8V102L10 101V103L11 102H15L14 103V105H15V107H16V105H19L20 103H18V102H16L17 100H20V102L22 101L21 99L22 98H25V96L27 95H30V94H35V95H37L35 92H39V90H40V86H41V89L43 88V87H45V86H48L47 85V83L49 82L48 81V79H49V76H50V78L51 77H53L52 75H48V73H50L52 70H54V72L56 71L55 70ZM57 69V73H59L61 70H58ZM64 69L68 72H64ZM75 69V70H74ZM84 69H85V71H84ZM102 69H100V71L101 72H105V70H103L102 71ZM112 69H110V70H112ZM119 69V68H118ZM118 69H116L112 74H114L115 75V72L118 70ZM130 69H129V72H130ZM141 69V68H140ZM146 69H148V68H146ZM159 69V68H158ZM166 69V72H167V69H168V66L165 68ZM176 69H177V67H176ZM182 69V68H181ZM190 69H192V68H190ZM194 69V68H193ZM218 70L216 71V72H222V73H224L223 75H226L225 73H227L226 71L225 72H223L222 70L221 71H219V68H217ZM221 69V68H220ZM222 69H224V68H222ZM233 69H232V71H233ZM244 69V68H243ZM253 69V70H254ZM262 69V71H263V68H261ZM1 70V72H3ZM4 70V71H5ZM8 70V71H7ZM12 70V69H11ZM25 70V71H24ZM40 70H41V73H40ZM107 70V69H106ZM126 70V71H127ZM134 70V72L133 73H135L136 74V71ZM144 70V69H143ZM164 70V69H163ZM163 70H162V72H163ZM174 70V69H173ZM180 70V69H179ZM206 71H207V69H205ZM212 70V69H211ZM214 71L216 70V69H213ZM240 70H242V71H240ZM246 71H247V69H245ZM258 70V69H257ZM260 70V69H259ZM258 70V73L260 74L261 72ZM24 71V72H23ZM32 71V72H31ZM50 71V72H49ZM81 71V70H80ZM94 71V74L96 73V76H94V74L92 75V76H94V77H99V76H101L100 74H105L104 72L103 73H101L100 71V74H99V76H97V74H98V72H95ZM125 71V72H126ZM132 69H131V73H132ZM150 71V74L152 73H155L156 71L158 72V70H156L155 69V71H152L151 72V70H149ZM165 71V70H164ZM169 71V70H168ZM171 71H172V69H171ZM174 71H176V70H174ZM181 71V70H180ZM191 71H193V70H191ZM197 71V70H196ZM197 71V72H198ZM232 71H231V73H232ZM6 72H4L5 74H6ZM10 72V73H9ZM28 72V73H29ZM64 72V73H63ZM73 72V73H72ZM76 72V71H75ZM82 72V71H81ZM82 72V73H83ZM109 72H112V71H108V73L106 72V75L107 74H111V73H109ZM119 72L120 71H118L116 74L117 75H120L119 74ZM128 72V73H129ZM142 72H145V70L144 71H142ZM161 72V73H162ZM166 72H163L162 74L163 75H165L164 73H166ZM184 72V71H183ZM182 72V73H183ZM196 72V73H197ZM211 72V71H210ZM216 72H214V74H211L212 76L213 75H215V73ZM9 73V74H8ZM36 73V74H35ZM53 72H51L50 74H52ZM62 73L63 74H65V76L64 75H62ZM67 73V74H66ZM90 73V72H89ZM93 73V72H92ZM92 73H90V75H88V76H90V78H91V74ZM122 73L124 74V75H126V73H124V70H123V72L121 71V75H122ZM128 73H127V76H128ZM141 73V72H140ZM160 73V71L154 76L153 75V78H152V74L150 75V78L149 79H154V78H156V77H158L159 74ZM161 73H160V75H161ZM172 73V72H171ZM171 73H169V75L171 74ZM181 73V72H180ZM186 73V72H185ZM184 73V74H185ZM198 73H200V72H198ZM198 73H197V75H198ZM202 73H205V72H202ZM213 73V72H212ZM222 73H220V75L219 76H221V74ZM243 73H245L246 74V78L250 75V72H249V75L247 76V72H243ZM264 73V72H263ZM262 73V74H263ZM31 74H29V75H31ZM33 74H35L34 75V77H33ZM53 74H55V73H53ZM68 74L70 75L69 77H68ZM84 74V73H83ZM85 74H87V73H85ZM135 74H133V75H135ZM141 74H143V73H141ZM146 74H147V71H146ZM173 74V73H172ZM189 73L187 72V75H188ZM228 74V73H227ZM232 74H234V72L232 73ZM245 74H243L244 75V77H245ZM9 75V76H8ZM12 75V76H13ZM57 75L55 76L54 75V78H55V80H57V81H55L53 78H51V79H53L54 81H53V83H55V84H53L52 82H49L50 84L52 83L53 84V86L55 85L57 88H56V90L57 89H61L62 87H63V89H61L60 91H62V90H64V91H62L59 95L61 96L62 95V93L64 92L65 93V90L67 91V90H69L70 88H72V87H70L69 86V88L67 87V83L65 82V84H63L64 82L63 81H61L60 83H58V81H59V78H57ZM64 76V77H62V76ZM109 75H107L106 77H109ZM113 75V76H114ZM130 75V74H129ZM132 75V76H133ZM148 75H149V73H148ZM163 75H162V80H163ZM169 75H168V77H169ZM180 75V74H179ZM186 75V74H185ZM193 75H195V74H193ZM197 75H195L196 77H197ZM204 75V74H203ZM207 75V74H206ZM210 74H209V76H211ZM235 75H237L236 73L234 74V76H232L231 74H230V77L232 76V77H234V79H235ZM240 77L242 76V79L240 80L239 79V81L241 82L242 80H243V75H240V74H238ZM252 75V74H251ZM255 75V74H254ZM13 76V77H14ZM41 76H39V77H41ZM67 76V77H66ZM71 76H72V78H71ZM83 76V75H82ZM103 76V75H102ZM101 76V77H102ZM111 76V75H110ZM113 76H111V78L113 77ZM126 76V77H127ZM138 76H139V74H138ZM145 76V75H144ZM173 76H175L174 74H173ZM182 76V75H181ZM181 76H179V77H181ZM189 76V75H188ZM187 76V77H188ZM195 76H193V78L195 77ZM201 76H202V74H201ZM201 76H199L198 75V78L199 77H201ZM217 76V75H216ZM226 76H228V75H226ZM4 77V76H3ZM4 77V78H5ZM30 79H28V78ZM85 77V76H84ZM87 77V76H86ZM84 78L85 80L86 79H88V77L87 78ZM105 77V78H106ZM114 77H116V76H114ZM129 77H131V76H129ZM134 77V76H133ZM135 77H136V75H135ZM142 77V76H141ZM140 77V78H141ZM145 77H147V75L145 76ZM165 77H166V75H165ZM167 77V78H168ZM172 77V76H171ZM191 77H192V75H191ZM214 77V76H213ZM213 77H211V78H213ZM231 77V78H232ZM4 78H2L1 77V79L3 80ZM7 78H5V79H7ZM15 78V77H14ZM43 78V77H42ZM48 78V79H47ZM57 78V79H56ZM64 78V79H63ZM81 78V76L79 75V79ZM89 78V79H90ZM93 78V77H92ZM110 78V77H109ZM109 78H108V80H109ZM118 78V77H117ZM122 78V79H121ZM132 78V77H131ZM137 78H139V77H137ZM137 78H136V80H137ZM167 78L165 79L166 81H170L171 79H169L168 78V80H167ZM182 78V77H181ZM190 78V77H189ZM239 78V77H238ZM13 79V78H12ZM18 79H19V82H18ZM24 80V79H27V80H29L28 82H26L25 84H30V85H32L33 83L32 82H34V84L31 86V88H30V86L28 85H21V84H24V82H25V80H24V82L23 81H20V80ZM83 78H82V80H84ZM95 79V78H94ZM113 79V78H112ZM111 79V80H112ZM120 80H123V82L125 81L126 83H128V82H130L131 81V79L129 80H124L123 79V76H120V78H119ZM142 79V78H141ZM146 79V78H145ZM144 79V80H145ZM158 78H156V79H154V81H158V82H161L162 80L160 79V77H159V80H157ZM172 79H174V78H172ZM195 79H197V78H195ZM194 79V80H195ZM218 78L216 77V79L214 80V78L213 79H211L212 80V82H213V80H214V83H215V81L217 82V81H220V80H217ZM1 80V81H2ZM40 80H41V78H40ZM45 80H47V83H46V85L44 86V84H45ZM50 80V79H49ZM91 80V79H90ZM90 80H86L84 83H86V84H88V86H89V83H90ZM100 80V79H99ZM103 80H104V77H103ZM106 80V79H105ZM116 80V79H115ZM115 80H113V83L115 84ZM135 79H133V82H132V86H133V84H135L136 82H138L137 84H139V81H134ZM144 80L142 81V82H144ZM148 80V79H147ZM161 80V81H160ZM175 80H179V79H175ZM190 80V79H189ZM198 80V79H197ZM199 80H201V79H199ZM209 80V79H208ZM245 80V79H244ZM5 81V80H4ZM12 81H14V80H12ZM77 81H78V79H77ZM101 81H102V79H101ZM117 81L119 82V80L117 79ZM141 81V80H140ZM151 81H153V80H151ZM153 81V82H154ZM164 81V80H163ZM165 81V84H167V82ZM182 81V83L184 82L183 80H181ZM187 80H185V82H186ZM191 81H193L192 80V78H191ZM234 81H237V82H239L238 80H237V77H236V80H234ZM9 82V81H8ZM22 82V83H21ZM56 82H57V84H60L61 85V87H60V85H56ZM63 82V83H62ZM79 82H80V80H79ZM83 82V81H82ZM89 82V83H88ZM92 82H94V80H92ZM96 82V81H95ZM99 81H97V83L96 84H92L93 86H90L89 88H86L87 89V92H81V91H83V89L84 90H86L85 88H81V87H85V86H82L81 85V87H79L78 85L77 86H75L76 85V81H75V84L73 85V86H75V88H78V90H79V88L81 89V91H79V92H81V93H89V94H91L92 92H91V90L93 91L95 88H94V86L95 85H98L99 86V84L100 83H98ZM106 82H107V84L109 85V86H107V84L106 83H104L106 86H107V88L108 87H113L114 86V84H113V86H111V84L112 83H108V81L106 80ZM112 82V81H111ZM117 82V83H118ZM122 82V81H121ZM124 82V83H125ZM135 82V83H134ZM146 82V81H145ZM144 82V83H145ZM148 82H150V80L148 81ZM158 82H154V84L156 85V83H158ZM171 82V81H170ZM194 82H196V80L194 81ZM206 82V81H205ZM204 82V83H205ZM237 82H235L236 84H237ZM5 83V82H4ZM7 83V82H6ZM32 83V84H31ZM62 83V84H61ZM78 83V82H77ZM103 83V82H102ZM169 83V82H168ZM178 83V82H177ZM191 83H193V82H191ZM234 83V82H233ZM234 83V84H235ZM243 83H244V81H243ZM242 82H241V84H240V88L242 89V91L244 90L242 87H241V85L243 84ZM7 84H9L8 86L9 87H13V86H10L11 84L10 83H7ZM7 84H5L6 86H7ZM38 84H42L43 85V87H42V85H38V90H36L35 92H34V90L37 88L36 86ZM51 84V85H52ZM82 84V83H81ZM85 84V85H86ZM137 84H135V86H138ZM150 84V83H149ZM148 84V86L150 87V85ZM153 84V85H154ZM164 84V82H161V85H163ZM186 84V83H185ZM184 84V85H185ZM197 83H195V85H196ZM202 84V83H201ZM213 84V83H212ZM218 84V83H217ZM245 84V83H244ZM0 85H1V83H0ZM4 85V88L6 87ZM18 86L19 85V88L17 87L16 89H15V87L16 86ZM50 85V87L51 88H53V89H51L50 87H46L45 89L43 88V90L41 91V92H44V94H45V92H46V90L48 89V91L49 92H51V93H49L48 92V94H51L52 95V93H54V87H52ZM64 85H66V86H64ZM80 85V84H79ZM84 85V84H83ZM102 85V84H101ZM105 85L104 86H99L100 88H99V90L102 92V95H105V96H103V98L105 99L106 98V96H108V95H106V94H109V93H106L109 89H107V91L103 94V87H105ZM116 85V84H115ZM129 85H130V83H129ZM141 86H140V88L142 89L143 88V90H144V87H143V85L142 84H140ZM145 85V87H146V83L144 84ZM179 85V84H178ZM189 85V84H188ZM191 85H194V84H191ZM191 85H190V87H191ZM197 85H199V87H201L200 86V84H197ZM207 85H211V82H210V84H207V83H205V86H207ZM216 85V84H215ZM215 85H213V89L212 90H208L209 88V86L206 88V90H208V91H210V92H212V93H210V92H208V94L211 96H209V99L212 101V99H213V101L210 103H208V96H206L207 98H205V99H203L202 97L204 96L203 95V93H202V91H203V89H204V85L202 86L203 88H202V90H201V93H202V95H201V93H199L198 91H200V90H198L199 89V87L197 86V92H198V94H200V96H201V98H199V100L198 99H196V100H198L197 102H193V100H192V102H193V104H191V100H190V102L188 101V100H186V101H188V102H184V103H180L179 101L180 100H177V98H179V97H184V95H187L188 94V97L191 95V91H190V87H189V89L188 88H185L184 89V91L183 92H185L186 91V89H188L189 91H190V95H189V93L187 92L186 94H182L181 92V94L179 93V91L180 90H178V89H176V90H174L175 92H177V93H174V96L176 95L177 96V98H176V96H175V98H173V100L171 101V103L169 104V105H167L166 106V108H167V110H170L169 112V114H167L168 113V111H167V113H166V115L164 114V116H162L163 115V113H162V110L163 109H161V107L163 106V105H166V104H162L161 106H160V104H161V100L160 99H164L165 98V100H163V101H166V103H168V101H167V99L169 98L168 96H166L165 97V93H167V92H163L164 93V95H163V97L161 98H159V103H157L156 105H155V110L158 112H154V113H152V114H154V115H152L151 114V116H153L152 118L155 120H152V121H154L152 124H151V121H150V124L148 123V125L147 124H144V125H146L147 127V129H149V130H147L146 128H145V126H144V128L142 129L141 128V130H140V128H137V124H139V122H137L136 121V123L134 124V131L132 130L133 128H131V127H133V126H130L129 124L131 123L132 125H133V121L131 122V120H133V119H131L130 117V114L127 116L128 118H130V119H128V118H126V119H128L126 122H128V123H125V121H124V123L128 126V127H125V129L126 128H130V130L129 129H127L126 131L124 130V128H123V130L125 131V132H122L120 129L122 128V125H120L121 127L120 128H117V129H119V131H121L119 134H117L119 131L118 130H115V134H117V137L118 138H122L120 135H121V133L123 134V133H125V134H123V135H125V136H129V138H130V141H129V139L128 138H126V141H124L125 140V137H124V140H123V144L124 145H127V147H123V144L121 143V147H120V145H118V144H120V142L122 141V140H120V139H116V140H119L120 142H118V144H116V142H114V145H113V141H115V138H113V137H115L113 134H109V141H111L112 139H113V141H111V142H109L110 143V145H113V148L112 147H110V149L111 150H113L114 148H116V149H114L115 151H117L116 153H118V150H120L119 152V154L117 155V156H120L121 154H124V155H121V158H122V160H121V162L123 161V160H125V162L123 163L124 165L127 163V164H130L129 162H132V160L133 161H135L134 163L132 162V164H131V166L129 165V167L127 168V167H125L124 165V167H121V170H120V168H119V166H118V170H113L112 168H114V167H116L117 168V165H118V162H119V160H120V157H119V160H117V158L115 157V159L117 160V162H116V164H115V162H113L112 164H113V166H114V164H115V166L114 167H112V168H110V166H112V164H110L111 162V160L110 159H112L111 157L112 156H107V155H109L108 153H111V151H110V149L108 148L109 146H106L105 148H104V145H109V143H108V141H107V143L106 142H104V144H103V147H101L100 145V147H101V149L102 150H104L103 151V153H106L107 151V148L109 149V151H108V153L106 154V156L108 157V158H110V159H108L109 161H108V163L106 162V164L109 166V168H108V166L106 165V168H104L105 167V165H103L102 167L103 168H100V167H98V168H88V166L86 167V165H85V163H86V161H87V159L89 158L88 156H89V154L87 155V154H84L85 153V151H84V149L85 148H88V147H84V149H82L83 151H84V153L83 152H81L82 154H84L85 156L84 157H86V158H83V159H80L79 160V162L80 161H83L84 159H86V160H84V164L82 163H79V162H77L78 160H76V159H78L77 157H79V156H81V155H79V154H77V153H75V151H74V153L75 154H77L76 156L75 155H73L74 153H71V150H69V152L70 153H68V154H66V155H73V157H76V159L74 158V160L76 161L75 162V164L76 163H79V165L81 164L84 168H82V167H80V166H78V168L80 167V169H75L74 167H75V164H74V167H73V164H72V162H71V159L73 158L72 156V158L71 157H69L70 159H67L66 157H65V155L63 154V153H61V151H59L61 154H63V156L61 155V158L62 157H65L66 159H67V162L65 161L66 159L65 158H63V159H65L64 160V164H63V160L59 157L60 156V153L59 152H56L57 151V149H59V145H60V143H59V140H61V136H58V132L57 131H60V130H56L55 131V128L57 129V127L58 126H60L61 125V127L64 129L66 126H67V128H65L66 130H65V132H67V133H65V132H63V133H65V134H68V135H66L67 137H69L70 138V140H72L71 138H73V140H75V142H78V137H82L81 139H84V136L86 135V136H89L87 133H88V131L89 130H87V133H86V130H84L83 128V132H82V135H80L79 136V134L77 135V133L75 134V132H76V130H78V132H80L79 130L81 129H78L79 127V125H80V127L81 126H83L84 125V123H82V124H79V125H66L65 127H63L65 124H63L64 123V121L63 120H69L70 119V117H69V119L68 118H66V117H64L65 119H63V118H61V121H63L62 122V124H63V126H62V124H61V122L60 121H57V120H59V119H57L56 121H57V123H55L54 121V123H53V125H55L56 127H54L53 129H51V131H48V130H50V128H48L47 129V127L45 128V126L48 124V121H49V117L51 116V118L50 119H52V117H55V116H52L51 114H50V116L49 115H47V117H45L46 115H41L42 117L44 116L46 119H44V117H43V119L41 120V121H43L42 123H44L45 122V120H46V122L45 123H47L46 125H44V127L43 126H40V128H39V125H38V127L36 128L34 125H36L37 126V122H39L40 121V119L38 120L37 118H42L41 116H34V112H35V114H38L39 113V111L38 112H36V110L35 111H30V110H32V109H35V107L37 106L36 104H35V99H38L39 100V98L41 97H39V98H37V96H39V95H37L36 97L34 96H29L31 99L32 98H34L33 99V103L35 104V106L31 103L32 102V100L31 99H29V100H31V102L29 101V103H26V102H21V104L20 105H22L23 106V112H25V114L23 113V114H21V115H23V119H26V118H28V117H26L25 118V115H27V111H29V112H31L32 113V115H30V113H29V115H30V117H34L35 119H37V120H35V119H33L32 118V120H35V121H33V123L31 124V126H33L34 128H36V130L38 129V130H41V131H43L44 133L43 134H45V130L47 129V132H50L49 133V135L47 134V139H46V137H44L45 138V143H44V140H42V138L41 137H43V136H45V135H40L41 133H40V131H37L36 132V130L35 129H32L33 127H31V129H32V131L33 132H35L34 134L36 135V133H38L39 132V136H40V139H38V140H40V141H43L41 144H39L38 146H39V148L40 149H38V148H36V147H38L36 144H35V141H37V139L35 140V141H32V140H34L35 138H39V137H36V136H38V134L35 136V138L33 137L34 136V134H30V132L32 133V131H31V129L29 128L30 127V123L32 122V120H30V122H28L27 120H29V119H31V118H29V119H27L26 120V122H25V124L26 125H29V127L27 126H25V128H27V130L28 131H26L25 129H23V130H25L26 132H27V135L30 137V139L31 138H33V139H31V141L30 142H28V145L29 146H35L36 145V147H35V149H38L40 152H41V155H39V151L37 150V152H35L34 151V153L33 152H31V154H34V155H30V154H28V153H30V150H32V147H29V150H27L28 149V147H27V149H25V148H23V150H19L20 152L19 153H14V155H12L13 153V151H12V149H11V151L9 150H6V151H8L9 152V154H10V152H11V154L9 155H7V159L6 160H4L5 158H4V156H5V154H3L4 152H3V150L1 149V151H0V157L3 159H1L2 160V163L1 164H3L2 166L4 167V169L5 168H7L6 169V173L9 171V170H11L12 169V167H14L12 170H15V172H17V174H18V171L19 172H21V173H23L22 172V170H21V168L20 167H25L26 168V166L28 165H30L29 166V168H26L25 170H23V171H27V169H28V171L26 172V174L28 173V176H29V171H31L32 170V173H37V171L35 170V167H36V169L38 170V169H41L42 167V170L41 171H38V174H39V177H40V175L41 174H43L42 175V179L41 180H43L42 182H39V181H41V180H38V183H37V179H36V174L35 175H31L29 178H26V180H32L33 179V177H34V179L33 180H35V181H33L32 183H31V181H27V183H29V184H31V190H32V188H34V187H32V184H33V186H35L36 185V183H37V185L35 186L38 190H39V187L40 188H42L41 190H43V192H45V193H47V194H43V192H42V196L40 195V191H39V194H37V195H39V196H41V197H43L44 195L46 196V198H47V200H48V202H47V200L45 201L47 204H51L50 206L52 207V209H47V207H48V205H46L47 207H45L44 206V208H45V210L47 209V210H52V212H53V209H54V207L56 208V207H59V206H62V204H68V205H66L67 207H65L67 210H69V208H71L70 206H74V207H72L73 209H70V211H71V213H70V211H66L65 210V208L63 209V208H61V210L63 209V211L64 212H66V213H63L62 214V212L60 211V213H59V210L60 209H58V208H56L57 209V214L56 213H54L53 214V217H51V218H53L54 220H55V218H57V219H59L60 221H58V220H55V221H57L56 223L54 222V223H52L53 225H55V226H53L52 224V226H53V230H50L51 231V234H48V238L49 237H51V240L50 241H52V243H54V242H56V244L57 245H59V242H61L60 243V245H62V249L60 250V245L59 246H57L58 248H59V250L58 249H55V247H56V244H54V245H52L51 246V244H49V246L51 247V250L50 251H52V249L54 248V250H56L55 252H57V253H55L54 251H52V255L51 256H49L48 255V251L46 252V254L49 256V257H51V259L50 258H47L48 260L46 261V259H44V258H42V259H44V262L41 260V258L40 257H38V258H36V260L33 262H31V263H29V262H27V263H25V264H43V263H45V261L47 262V263H45V264H61L62 263V261L64 260V259H62L64 256L63 255H65V257L67 258V260L65 261V263L63 262L62 264H264V158H262L261 156H263L264 155V150L262 149V152L260 153V154H263V155H255V154H253V153H256L255 152V150L253 149H251V147H252V145H250L251 144V141L249 142L250 144V148L248 149V148H246V147H248L246 144H244V140H246L248 137H250L251 135H253V136H255V134H251V135H249V131H247L246 132V127L245 126H243L242 124L243 123H241V121H244V117H246V116H244L243 114H241L242 112H244L242 109H243V107L241 106V108H240V106L238 105V107H237V109H236V111H238L239 109L240 110H242L241 112H240V114L243 116V120L241 119L242 117L240 116V114L238 115V116H240L239 118L241 119H239L238 117H235L234 116V113L236 112L235 111V108L234 107H236V105L234 106H232V110L231 111H233V108H234V111L233 112H230V114L233 116V117H235V118H230V119H226V117H225V120H227V121H222V119H224V116L226 115L225 114V112H227V111H224V116H222L221 115V113L223 112H221L220 110L222 109L220 106H221V104L220 103H218L217 102V104L219 105V107L221 108L219 111L221 112H218V108L216 109V111H217V113H215V115L216 116H214V117H216L215 119L217 120V119H219V120H217V121H215V119L214 118H212L211 116V118L210 117H208L209 115H211L214 111H215V106L217 105L216 104V102L214 101L215 99H216V101H217V98L219 97V102L221 101L220 99H223V98H225V99H223L221 102H223L224 101V103L228 100V99H230V97H227V100H226V96H221L220 94H223V92L224 91H226V89H223V91H222V89L221 90H218V89H216L217 87L215 86ZM238 85V84H237ZM236 85V86H237ZM246 85V84H245ZM2 86V88H3V85H1ZM20 86H22V87H20ZM23 86L25 87V86H27L26 87V90L27 89H33V91H32V93H31V91L30 90H27V91H25V89H21V91H23L24 90V92H22L21 93V91H20V88H23ZM34 86L36 87V88H34ZM98 86H97V88H98ZM117 87H118V85H116ZM128 86V85H127ZM131 86V87H132ZM147 86V87H148ZM164 86V85H163ZM173 86V85H172ZM174 86H177V85H174ZM173 86V89L175 88ZM216 88H215V87ZM233 86H235V85H233ZM59 87V88H58ZM64 87H67L68 89H65ZM91 87H93V88H91ZM130 87V88H131ZM146 87V89L148 90V88ZM153 87V86H152ZM151 87V88H152ZM155 87H157L156 88V90L158 89V88H161L160 87V84H159V87H158V84H157V86H155ZM166 87H168V89H169V85L168 86H166ZM166 87H165V89H166ZM183 87V86H182ZM182 87H179V88H182ZM184 87H186V85L184 86ZM195 87V86H194ZM211 87V86H210ZM238 87V86H237ZM3 88V89H4ZM50 88V89H49ZM74 88V89H75ZM91 88V90L89 91L88 89H90ZM114 88V87H113ZM112 88V89H113ZM122 88V87H121ZM124 88H126V86L124 87ZM128 88V87H127ZM135 88V87H134ZM133 88V89H134ZM136 88H138V87H136ZM215 88V89H214ZM234 88V87H233ZM240 88L238 89V91L237 90H235V88H234V92L235 93H238L239 92V90H240ZM2 89V91H4ZM6 89H7V87H6ZM19 89V90H18ZM73 89V88H72ZM106 89V88H105ZM111 89V88H110ZM117 89V88H116ZM118 89H120V87L118 88ZM118 89H117V91H115V88L113 89L115 92H116V96L114 97V96H112V97H114L113 99L114 100H112V97L110 98V96H109V98L113 101V103H115L117 100H119L120 98L119 97H123L122 99V101H121V99H120V102L122 103L121 105H119L118 104V107H120L122 110H123V108H125V111L123 112V113H121L122 111L121 110H119V111H117V112H115V113H117V115L119 116V118H121L122 120H123V116H121L122 114L124 115L125 114V112H126V110L128 109H130L132 106V104H130V106L131 107H128L129 105L127 104V103H125V105L123 104V102H125L126 101V99H128V102H129V97H128V95H131V94H128V92H129V90H128V92L127 91H124V89H122L123 90V92L121 91V93L123 94L124 92V94H127V96H125L124 94V96L125 97H128V98H126L125 99V97L124 96H120L119 95V97H118V93L120 92V90H119V92H118ZM132 89V90H133ZM150 89V88H149ZM162 89V88H161ZM211 89V88H210ZM17 91V96L15 95V99H13L12 101H11V98L14 96L13 94H14V92H11V91ZM52 90V91H51ZM98 90V89H97ZM97 90L95 89V91H94V93L98 96V93H97ZM126 90V89H125ZM131 90V91H132ZM136 91H138V89H135ZM147 90H145V92L147 91ZM152 89H150L149 91H151ZM164 90V89H163ZM187 90V91H188ZM216 90H218L219 92H217ZM227 90H228V92L230 91V92H233L232 91V86H230L229 87V89L227 88ZM257 90H259V89H257ZM10 91V92H9ZM18 91H20V95H19V92ZM28 91H30V94H29V92ZM70 91H72L71 89H70ZM89 91V92H88ZM99 91V93H101ZM111 91V90H110ZM135 91V92H136ZM153 91V90H152ZM165 91H168V90H165ZM170 91L172 92V95H173V92L174 91H172L171 89L168 91L169 92V94H170ZM182 91V90H181ZM194 91H195V89H194ZM204 91H205V89H204ZM215 91V92H214ZM220 91H222V92H220ZM242 91H240L241 93H242ZM25 92L27 93L28 92V94H25ZM40 92V94L44 97V99H45V96H46V99H47V97H50L47 93V95L45 94H42ZM57 92V91H56ZM79 92H76V94H78L79 95ZM91 92V93H90ZM112 93H113V91H111ZM134 92V93H135ZM141 92V91H140ZM157 92V91H156ZM193 92V91H192ZM218 93V95H217V93H216V95L214 94V93ZM239 92V93H240ZM244 92H245V90H244ZM250 92V91H249ZM257 92H260V96H261V91H257ZM11 93H13V94H11ZM58 93H59V91L57 92V95L55 94L54 96H56V97H58ZM93 93V94H94ZM120 93V94H121ZM131 93V92H130ZM133 93V92H132ZM134 93L132 94V95H134ZM152 94H154L153 92H151ZM162 93V92H161ZM181 95H179V94ZM194 93V92H193ZM207 93V92H206ZM226 93H227V91H226ZM239 93H238V95H237V97H239ZM240 93V94H241ZM254 93H255V91H254ZM264 93V92H263ZM1 94V93H0ZM16 94V93H15ZM21 94L22 95H24V96H21ZM33 94V95H34ZM39 94V93H38ZM66 94V93H65ZM70 94V93H69ZM73 94H74V92H73ZM76 94H74V95H72L73 97L76 95ZM92 94V95H93ZM95 94L93 95L94 97H97V96H95ZM138 94H139V92H138ZM142 94H143V91H142ZM145 94V93H144ZM159 94V93H158ZM197 94V93H196ZM196 94L194 93L193 95H195L194 97H196V98H198V97H200V96H196ZM197 94V95H198ZM205 94V93H204ZM211 94H213V97L214 96H217V98H212V95ZM224 94H225V92H224ZM223 94V95H224ZM229 94V93H228ZM243 94V97H240L239 99L237 98V97H233L232 96V93H231V96L233 97V98H236V100L235 101H237V100H239V102L242 100V103H243V106H245L246 107V103L244 104V102H245V100H247L248 98L246 97V96H248V95H244V93H242ZM242 94H241V96H242ZM12 95V96H11ZM20 97H22L21 99H19V96ZM82 95V94H81ZM110 95V94H109ZM113 95V94H112ZM146 95H148V93H146ZM150 95V94H149ZM156 95H157V93H156ZM178 95H179V97H178ZM183 95V96H182ZM207 95V94H206ZM221 96V98H220V96ZM233 95L235 96L236 94H234L233 93ZM257 95H258V93H257ZM256 95V96H257ZM264 95V94H263ZM11 96V97H10ZM59 96V97H60ZM90 97H91V95H89ZM89 96H87L86 95V98L88 97V98H90ZM136 96V95H135ZM154 96V95H153ZM152 96V97H153ZM160 96H161V94H160ZM173 96V97H174ZM192 96V95H191ZM191 96H190V98H191ZM228 96V95H227ZM230 96V95H229ZM246 98H245V97ZM258 97V98H261V97ZM2 97V98H3ZM28 97V98H29ZM56 97H53V98H48L49 99V101H47L48 103L50 102V103H53L52 104V106H53V108H51V104L49 103L48 105H50V106H48L47 104H44L43 103V101H44V99H42V97L40 98V100L38 101V102H40V103H38V104H40V105H38L36 108L38 109L39 108V110H41L40 108H43V106L45 107V105L46 106H48L49 108H51V109H53V113H55L56 112V109L55 108H57V107H55V105H56V103H60L61 102V100H60V102H59V98H57L58 99V101L56 102L55 101V99H56ZM62 97H64V96H62ZM61 97V98H62ZM65 97H67V96H65ZM76 97V96H75ZM74 97V98H75ZM93 97V98H94ZM102 97V96H101ZM116 97H118L119 99H116ZM132 97H134V96H131V99H133ZM138 97H140V96H138ZM143 97V96H142ZM148 97V96H147ZM146 97V98H147ZM152 97L150 98V96H149V98L153 101V99H152ZM156 97V96H155ZM168 97V98H167ZM170 97H172L171 95H170ZM186 97V96H185ZM193 97V98H194ZM223 97V98H222ZM251 97H253V96H251ZM1 98V97H0ZM14 98V97H13ZM69 98H71V96H69L68 97V100H69ZM78 98H79V96H78ZM73 99V102H75V101H79V99H81V98H79V99ZM86 98L84 97L83 99L84 100H86ZM88 98H87V101H92V98H91V100L89 99L88 100ZM98 99H99V97H97ZM109 98H107L108 99V101L110 102V100H109ZM141 98V97H140ZM145 98V97H144ZM149 98H147V99H144L145 100V102H146V100H149ZM156 98H158V96L156 97ZM155 98V99H156ZM190 98H187V99H190ZM212 98V99H211ZM242 98V99H241ZM244 98H245V100H244ZM25 99H27V98H25ZM25 99H23V101H25ZM64 99V98H63ZM94 99H96V98H94ZM143 99V98H142ZM154 99V100H155ZM170 99V98H169ZM174 99L175 100H177V103H179V104H176V103H174V102H176V101H174ZM192 99V98H191ZM202 99V100H201ZM206 99H207V101H206ZM241 99V100H240ZM254 98H251V101L253 100ZM263 99V98H262ZM262 99H261V101H262ZM43 100V101H42ZM50 100H54V102H52V101H50ZM75 100V101H74ZM84 100H80L81 102L83 101V103H80V101L79 102H75V103H79V105L80 104H84ZM100 100H102L101 98H100ZM99 100V101H100ZM138 100H139V98L137 99L136 98V100L135 101H133V102H135L136 103V101L138 102ZM151 100H149V101H147V102H150ZM171 100V99H170ZM209 100V101H210ZM226 100V101H225ZM233 100V99H232ZM232 100H230V101H232ZM243 100H244V102H243ZM255 100H257V99H255ZM3 101V102H4ZM28 101V100H27ZM46 101V100H45ZM63 101V100H62ZM86 101V102H87ZM99 101H96L95 103L97 104V102H98V107L97 108H95L96 109V112L98 113V114H100V116H101V114H102V116L104 115L105 117H104V119L106 118V117H108L107 115L109 114V112H110V114H113V113H111V111L113 110L111 107H109V105H108V107H105V109L103 108V109H101V111L102 110H106L107 108V113L105 112V111H100L101 113H99V107H101V106H99L100 104L99 103H101V101L99 102ZM105 101H106V99H105ZM111 101V102H112ZM140 101H142V100H140ZM199 101L201 102V101H205V102H207V103H204V105L201 103H199ZM234 101V102H235ZM248 101H250V99H248ZM260 101V100H259ZM258 101V103H259V105L260 104H262V103H260ZM85 102V104L84 105H87V107L85 106V108H89L88 107V105H89V103L87 104ZM94 102V101H93ZM92 102V107L90 108V111H91V109L94 107V106H97L96 104L94 105V103ZM108 102V103H109ZM155 102L156 101H154V102H152V103H154L155 104ZM233 102V101H232ZM238 102V104H241V103H239ZM263 102H264V100H263ZM16 103H18V104H16ZM22 103H26V104H22ZM62 103V102H61ZM70 103H71V101H70ZM107 103V104H108ZM134 103V105L133 106H135L136 104ZM140 103V102H139ZM151 103V104H152ZM163 103H165V102H163ZM174 103V104H173ZM215 103V106H212L213 104ZM229 103L230 102H228V104H226V106H230L231 107V105H229ZM250 103H252L253 105H256L257 104V102H255L254 103V101L253 102H250ZM249 102H248V104H250ZM11 104H13V103H11ZM67 105L68 104V101L66 102V103H62V105ZM71 104H73V103H71ZM71 104H69V105H71ZM77 104H74V106H76ZM91 104V103H90ZM101 104H105V102H104V100H103V102L101 103ZM127 104V105H126ZM138 104V103H137ZM140 104H143L142 102L140 103ZM145 104V103H144ZM209 104V105H208ZM224 104V105H225ZM247 104V105H248ZM252 104H250L251 106H253ZM14 105H13V107H14ZM19 105V106H20ZM58 105V104H57ZM60 105V104H59ZM78 105V107L80 108V106ZM94 105V106H93ZM123 105V106H122ZM146 105H150V103L149 104H147L146 103ZM242 105V104H241ZM258 105V104H257ZM262 105H264V103L262 104ZM262 105H260V106H262ZM2 106V103L0 104V107ZM8 106V105H7ZM7 106H5V108L7 107ZM18 106V107H19ZM40 106H42V107H40ZM72 106V105H71ZM70 106V109H69V107L68 106H64L65 108H66V110H72V107L74 108V110H75V108H77V106L76 107H74V106H72L71 107ZM102 106H106V105H102ZM125 106V107H124ZM126 106L128 107L127 109H126ZM137 106H139V104L137 105ZM144 107H145V105H143ZM157 106V107H156ZM212 106V107H211ZM226 106H224V108H223V110H227L228 108H229V110L231 109L230 107H227L226 109H225V107ZM11 107V105L9 106V107H7V109H12V108H10ZM47 107V108H48ZM113 107V106H112ZM114 107H115V104H114ZM117 107V104H116V108H118ZM136 107V106H135ZM144 107H142V108H144ZM160 107V108H159ZM165 107V106H164ZM214 107V110L213 109H211V108H213ZM222 107H223V105H222ZM255 107V106H254ZM263 108H264V106H262ZM22 108V107H21ZM21 108L19 107L18 109H20V111L22 112V110H21ZM61 108H62V106H61ZM68 108V109H67ZM79 108H77V109H79ZM99 108V109H98ZM110 108H111V111H109L108 112V110H110ZM138 108V107H137ZM146 108H147V106L145 107V110H146ZM149 108H150V106H149ZM160 110H158V109ZM163 108V107H162ZM165 108V109H166ZM239 108V109H238ZM253 108V107H252ZM252 108L251 107H249V106H247V109L246 110H251L252 111ZM261 107H259V109H260ZM263 108H262V110H263ZM1 109H2V107H1ZM15 109V108H14ZM18 109H17V107H16V112L18 111ZM60 108H58V111L60 112V110H59ZM83 109H84V106H81V111H83ZM115 109V108H114ZM132 109V108H131ZM133 109L135 110V108L133 107ZM133 109L132 110H129V112L130 111H132L133 112ZM164 109V110H165ZM208 109H211V111L210 110H208ZM255 109H257L258 110V108H255ZM45 110H46V112L48 113H52V112H50V109L48 110V109H46V107H45ZM45 110L44 109H42L41 111H44V113H45ZM48 110V111H47ZM54 110H55V112H54ZM65 109L63 108L62 109V111H64ZM74 110H72L73 112H74ZM85 110V109H84ZM89 110V109H88ZM88 110L86 111L85 110V112H87L88 113ZM93 110V109H92ZM117 110V109H116ZM127 110V111H128ZM140 110H142V109H140ZM151 110V109H150ZM150 110H146V111H148V112H146V111H144L143 110V114H144V112H145V114L146 113H149V111ZM152 110H154V109H152ZM163 110V111H164ZM195 110H196V112H195ZM204 110H206V111H208L207 113H210L209 115H207V113L206 114H203L201 111H204ZM212 110H213V112H212ZM228 110V111H229ZM253 110H254V108H253ZM257 110H256V112H257ZM6 111V110H5ZM58 111H57V113H58ZM70 111H68V113L70 112ZM78 111H80V109L78 110ZM75 112V114L76 113H83V112ZM114 111V110H113ZM137 111H138V109H137ZM137 111H135V114L137 115ZM195 113H194V112ZM215 111V112H216ZM251 111H248V112H251ZM260 111V110H259ZM9 112H10V110H9ZM8 112V113H9ZM15 112V111H14ZM66 112V111H65ZM65 112H63V113H65ZM92 112L93 111H91V114H92ZM105 114H104V113ZM141 112V111H140ZM160 112H161V114H160ZM166 112V111H165ZM164 112V113H165ZM247 111H246V114L248 113ZM254 113H255V111H253ZM252 112V113H253ZM262 112H264V111H262ZM3 113V112H2ZM12 113V112H11ZM20 113V112H19ZM43 113V112H42ZM43 113V114H44ZM48 113V114H49ZM56 113V114H57ZM63 113H62V115H63ZM86 113V114H87ZM118 113H120V115L118 114ZM220 113V114H219ZM236 113H238V112H236ZM67 114V113H66ZM70 114V113H69ZM75 114H71V116L73 117V116H75L76 117V115ZM78 114V115H79ZM85 114V113H84ZM109 114V115H110ZM214 114V113H213ZM212 114V115H213ZM230 114H229V112H227V115L229 116V117H231L230 116ZM245 114V113H244ZM245 114V115H246ZM14 115H15V113H14ZM14 115H13V117H14ZM20 115V114H19ZM18 115V116H19ZM28 115V116H29ZM58 115V114H57ZM65 115V114H64ZM63 115V116H64ZM116 115V116H117ZM132 115V114H131ZM136 115H134V117H132V118H134V121H135V119H137L136 117ZM204 115H206V116H204ZM221 115V116H220ZM226 115V116H227ZM236 115V114H235ZM236 115V116H237ZM249 116H251L250 114H248ZM247 115V117H249ZM255 115V117H256V115H258V113H256V114H254ZM254 115H253V118H254ZM8 116V115H7ZM59 116V115H58ZM66 116V115H65ZM81 116H84V115H81ZM81 116H80V118H81ZM86 116V115H85ZM84 116V118H86ZM92 116V115H91ZM90 116V114H89V119H87V121L89 120H91V123H92V121H93V119H90V118H93L94 116H95V112H94V114H93V116L91 117ZM97 116V115H96ZM95 116V117H96ZM118 116L117 117H115L116 118V120L115 121H108V119H106L107 121H108V123L106 122V124H109L110 122L112 123V122H117V120L119 121V124L122 122V120L120 119L119 120V118H118ZM125 116V115H124ZM133 116V115H132ZM218 116V117H217ZM259 116V115H258ZM258 116H257V118H258ZM3 116H2V114L0 115V118H2ZM10 117V116H9ZM12 117V116H11ZM13 117H12V119H13ZM60 117V116H59ZM58 117V118H59ZM75 117H73L74 118V120H75ZM110 118H111V116H109ZM143 117H145V115L143 116ZM143 117H141V118H143ZM147 117V116H146ZM145 117V121H146V119L148 118L149 119V117H147L146 118ZM199 117H201V118H199ZM261 117L262 118H264V114H263V116H261V114H260V119H261ZM19 119L20 118H22L21 116H19L18 117ZM18 118H16V119H18ZM73 118H71V119H73ZM78 118H79V116H78ZM79 118V119H80ZM83 118V117H82ZM82 118L80 119V122H81V120H82ZM83 118V119H84ZM88 118V117H87ZM103 118V117H102ZM114 118V119H115ZM118 118V119H117ZM139 118H140V116H139ZM141 118H140V120H141ZM151 118V117H150ZM221 118V119H220ZM250 118V120L251 119H253L252 117H249ZM7 119V118H6ZM5 119V120H6ZM95 119H97V117L96 118H94V120ZM100 119H101V117H100ZM100 119H97L96 121H95V123H92V124H94V125H96L97 127H95V130L97 129V128H99V126H98V124L97 123H99V122H101V121H98V120H100ZM247 119V118H246ZM260 119H257V120H254L253 119V121L255 122V121H259ZM15 119H13V121H14ZM53 120V119H52ZM52 120H50L49 122H50V124H51V121ZM78 120V119H77ZM139 120V121H140ZM143 120V119H142ZM141 120V121H142ZM222 122H221V121ZM230 120V121H229ZM249 119H248V121H249V123H247V120L246 121H244L245 123H244V125H246L247 126V124L249 125V124H251V122H252V126H253V121L251 120L250 121ZM8 122H9V119L7 120ZM6 121V122H7ZM21 121H22V119H21ZM70 121V120H69ZM68 121V122H69ZM84 121H86V119H84ZM83 121V122H84ZM103 121H105V120H103ZM121 121V122H120ZM130 121V122H129ZM141 121H140V123H141ZM144 121V122H145ZM148 122H149V120H147ZM156 121H158L157 122V124L160 122L162 125H159V128H156V127H158V126H156V127H154L155 125H157L156 124ZM213 122V121H215V122H213V123H211V122ZM219 121V124L221 125L222 124V126L220 127V125L217 123V125L219 126V128H218V126L216 125V122H218ZM261 121H264V119H261ZM260 121V122H261ZM18 120H17V124H18ZM58 122L60 123V125L58 124ZM67 121H66V123H68ZM71 122H72V120H71ZM74 122V121H73ZM76 122H78V121H76ZM192 122V124H190V123ZM206 122V123H205ZM210 122V123H209ZM221 122V123H220ZM227 122V123H226ZM228 122H229V124L230 123H234L233 124V126H231L232 124H228ZM239 122H240V124H239ZM11 123H12V121H11ZM15 124H16V122H14ZM20 123V122H19ZM23 123V122H22ZM42 123H38V124H40V125H43ZM44 123V124H45ZM75 123V122H74ZM89 124H90V122H88ZM111 123L109 124V125H111ZM145 123H147V122H145ZM154 123H155V125H154ZM164 123V124H163ZM165 123H166V125H165ZM203 123V124H202ZM204 123H205V125H204ZM215 123V125H213ZM247 123V124H246ZM262 124L264 123V122H261ZM261 123H259V124H261ZM0 124H2L1 126H3L4 124H3V122L1 121V119H0ZM16 124V125H17ZM24 124V125H25ZM49 124V125H50ZM58 126H57V125ZM196 124V128H200V131H197V129L195 128V125ZM199 124H202V126H199ZM208 124V125H207ZM226 124V128L225 129H223L224 128V125ZM239 124V125H238ZM9 125H10V123H8V126L5 124L4 126H3V129H4V127H5V129H6V127H8L9 128ZM20 125V126H19ZM19 125H17V126H19V128H24L23 126V124H22V126H21V124H19ZM52 125V126H53ZM91 125V124H90ZM94 125H93V127H94ZM109 125H108V127H109ZM113 125H114V123H113ZM124 125V124H123ZM140 125V127L142 126V124H139ZM152 125V127L153 128H155V129H159V132H161V131H163L162 129V126L163 125H165V126H167L168 127V129H165V128H167V127H164V132L165 133H160L159 134V132L157 133V134H159V135H157L156 136V134H153V133H155V132H157V130L156 131H154V129L152 128V127H150ZM177 125V126H176ZM185 125H187L186 127L187 128H185ZM188 125H193L192 127L193 128H195V130H190V133H188L187 131H186V129H189L188 128ZM198 125V126H197ZM236 127H238L239 126V128L241 129V125L243 126L242 127V129H241V131H240V129L238 130L239 131V133L238 132H236V130L238 129V128H236V130L235 131H233V129H234V127L235 126ZM249 126V127H247V129H251V127L252 126ZM17 126H14V128H16L17 129ZM88 126V124L85 126V129H86V127ZM92 126V125H91ZM104 126H106V125H104ZM118 126V125H117ZM160 126H161V130H160ZM206 126V127H205ZM207 126H210L209 127V129L208 130H210L209 131V134L210 135H207L206 136V133L208 134V131H205L208 127ZM212 126H214V127H212ZM215 126L217 127V130L218 131H216V132H220V130H221V132L220 133H222V131H223V133L220 135V133H217L216 134V132H215V130H213L214 128H215ZM230 126V127H229ZM258 126L259 127H261V126H263V128H261V129H264V125H258L257 124V126H255L254 125V127H256L255 129H257L258 128ZM41 127H42V129L43 128H45V130H42L41 129ZM61 127H60V129H61ZM90 127V126H89ZM89 127H87L88 129H89ZM93 127L91 128V130L93 129ZM102 127V126H101ZM143 127V126H142ZM148 127H150L153 131L151 132V129L150 128H148ZM201 127H202V129H203V127L204 128H206L205 130L203 129H201ZM223 127V128H222ZM254 127H252L253 129H254ZM12 128V127H11ZM13 128V129H14ZM18 128V129H19ZM110 128V127H109ZM135 128H136V130H140V131H142V132H140V133H135V135H134V133L133 132H135L136 130H135ZM212 128V129H211ZM230 128V129H229ZM232 128V129H231ZM245 130H244V129ZM0 129H1V127H0ZM3 129H1L2 131H0V133H2L3 134V131H5V130H3ZM17 129V130H18ZM29 129H30V132H29ZM58 129H59V127H58ZM105 129H107V128H105ZM145 129H146V131H148V132H146L145 131ZM179 129H181V130H179ZM216 129V128H215ZM220 129V130H219ZM223 129V130H222ZM255 129H254V132H252V133H256V132H258V129L256 130V132H255ZM22 130V129H21ZM35 130V131H34ZM62 130V129H61ZM90 130V131H91ZM94 130V132H97V131H95ZM98 130V132H99V129H97ZM111 130H114V128L112 129V128H110V130H108V131H111ZM129 130V131H128ZM132 130V134L134 135V136H132V134H130L131 131ZM139 130H138V132H139ZM166 130V131H165ZM213 130V131H212ZM233 132H232V131ZM259 130H260V128H259ZM7 131H8V129H7ZM12 131V130H11ZM14 131V130H13ZM18 131H20V129L18 130ZM82 131V130H81ZM130 132L129 133V135H127L126 134V132ZM176 131H178V132H180V131H182L183 132V134L182 135H180L181 133H178L177 134V132ZM184 131H186V133H184ZM204 131H205V135H204ZM245 131V132H244ZM251 131H253L252 129H251ZM28 132H29V134L31 135H29L28 134ZM85 132V133H84ZM96 133V134H99V133ZM101 132V131H100ZM105 132V131H104ZM103 132V133H104ZM117 132V133H116ZM137 132V131H136ZM211 132V133H210ZM215 134H214V133ZM227 132H228V134H227ZM230 132V133H229ZM241 132V133H240ZM244 132V133H243ZM260 132V131H259ZM256 133V135L258 136V134H259V137H257L258 139H255L256 137H253L254 139L253 140H256V142L254 141V144H253V141H252V144H253V146L255 145L256 146V148H257V146L259 147L260 145H261V141L263 142L264 140V138L263 139H261L260 137V133ZM9 133V132H8ZM12 133V132H11ZM18 133V132H17ZM90 133H92L93 134V130H92V132H90ZM102 133V132H101ZM109 132H106V133H104V134H108ZM143 133V134H142ZM153 134V135H151V134ZM226 133V134H225ZM243 133V134H242ZM245 133H247V134H245ZM251 133V132H250ZM10 134V133H9ZM8 134V135H9ZM14 134H16V132L14 133ZM13 134V135H14ZM20 134V133H19ZM18 134V135H19ZM23 134V133H22ZM22 134L20 135V136H22ZM59 134H60V132H59ZM92 134H91V136H92ZM95 134V135H96ZM142 134V135H141ZM214 134V136H212V135ZM12 135V134H11ZM10 135V136H11ZM13 135L11 136V137H13ZM17 135V137H19ZM26 135V136H27ZM51 135V136H50ZM57 135V136H56ZM64 135V134H63ZM76 135L78 136V137H76ZM95 135H93L92 137V139H90V140H93L92 142L93 143H95L96 144V140H94L95 138L94 137H96ZM101 135H103V134H101ZM120 137H119V136ZM216 135V136H215ZM217 135H220V136H217ZM227 135V136H226ZM245 136V138H243L244 136ZM248 135V136H247ZM261 135H264V130H263V133L261 132ZM2 135H0V138H2L1 137ZM5 136H6V134H5ZM10 136H8V137H10ZM23 136H25V135H23ZM26 136H25V139H26ZM73 136V137H72ZM112 136V138H111V140H110V137ZM241 136V138H243V139H241V138H239ZM243 136V137H242ZM247 136V137H246ZM11 137L9 138V139H11ZM58 137H60V139L58 138ZM63 137V136H62ZM76 137V138H75ZM100 137V136H99ZM107 137V138H108ZM236 137V138H235ZM252 137H250V138H252ZM263 137V136H262ZM7 138V137H6ZM14 138V137H13ZM24 137H22L21 139H20V141L18 140V143L20 142V146H18V144H17V146H15V147H17V148H21V143H26V140L28 139H26L25 141H22V139H23ZM49 138V139H48ZM58 138V139H57ZM88 138V137H87ZM89 138H91V137H89ZM98 138V137H97ZM96 138V139H97ZM104 138V137H103ZM105 138H106V136H105ZM106 138V140H108ZM238 138V139H237ZM5 138H3V140H4ZM62 139H65V138H62ZM68 139V138H67ZM77 139V140H76ZM81 139H79V140H81ZM101 139V137L99 138V140ZM215 139V140H214ZM232 139V140H231ZM235 139V140H234ZM240 139V140H239ZM259 139H261V140H259ZM6 140V139H5ZM24 140V139H23ZM70 140H69V142H70ZM86 140V139H85ZM84 140V141H85ZM89 139H87V141H88ZM103 139H101L99 142H98V144L102 141ZM105 140V139H104ZM105 140V141H106ZM127 140L129 141V143H125V142H127ZM132 140V141H131ZM218 140H220L219 141V144L221 145V147H220V145L217 143L218 142ZM223 140H225V141H223ZM234 140V141H233ZM238 140H239V142H238ZM241 140H242V143L244 144V145H246L245 147H240V145L241 146H243V144L241 143ZM248 140H249V138H248ZM252 140V139H251ZM257 140L258 141H260V142H258V144H256L257 143ZM16 141V140H15ZM14 141V142H15ZM22 141V142H21ZM62 141V140H61ZM64 141V140H63ZM66 141V140H65ZM83 141V140H82ZM81 141V142H82ZM87 141H85V144L84 145H86L87 143L88 144H90L91 142H87ZM214 141H216V142H214ZM221 141H223V142H221ZM229 141L233 144V147H231L232 146V144L230 143L229 144ZM247 141V140H246ZM246 141H245V143H246ZM1 142V141H0ZM7 142V140H6V144L4 145L5 147H8V146H6L7 145V143H13L14 145H15V143H17V142ZM34 142V143H33ZM37 142H39V141H37ZM49 142V143H48ZM74 142V143H75ZM80 142V141H79ZM78 142V144L80 145V143ZM87 142V143H86ZM211 142H213V143H211ZM222 144H221V143ZM239 144V146H237L238 144ZM4 143V142H3ZM33 143V144H32ZM40 143V142H39ZM50 143L52 144V145H50ZM102 143V142H101ZM100 143V144H101ZM112 143V144H111ZM241 143V144H240ZM31 144V145H30ZM44 144V145H43ZM49 144V145H48ZM54 144H56V145H54ZM64 144V143H63ZM66 145H67V143H65ZM64 144V145H65ZM70 144V143H69ZM68 144V145H69ZM78 144L76 145L75 144V146H78ZM97 144V145H98ZM215 146H214V145ZM228 144V145H227ZM248 144V143H247ZM260 144V145H259ZM2 145V144H1ZM27 145V143H26V145H25V147L26 146H28ZM40 145H43V146H41L40 147ZM45 145H48L47 147L45 146ZM65 145V146H66ZM71 145V144H70ZM74 145V144H73ZM92 145H94V144H92ZM96 145V146H97ZM116 145H118L119 147H115ZM219 147H218V146ZM229 145H231V146H229ZM24 146V145H23ZM63 146V145H62ZM72 146V145H71ZM70 146V147H71ZM95 146V145H94ZM95 146V148L96 149H100V147L98 148V146L96 147ZM235 146H237L238 148L236 149V147ZM263 146H264V144H263ZM3 147V146H2ZM46 147V148H45ZM61 147V146H60ZM69 147V148H70ZM81 147H82V144H81ZM90 147V146H89ZM91 147H93V146H91ZM123 147V148H122ZM128 147H130V148H132L133 150L131 151L132 153H130V150L128 151ZM216 147H218V148H216ZM261 147V146H260ZM259 147V148H260ZM13 148H14V146H13ZM31 148V149H30ZM44 148V149H43ZM49 148H50V150L51 151H48L49 150ZM54 148L55 149V151L54 152H56V154H55V156L58 158H55V156H54V158L56 159V161H57V163H55L56 161L52 158V160H51V157H50V155L52 156V154H53V152H52V149ZM62 149L61 150H64L63 149V147H61ZM79 148V151H82V150H80L81 148L80 147H78ZM124 148H128L127 150H125ZM207 148H208V150H207ZM233 148L235 149V152H233ZM240 148V149H239ZM246 148V149H245ZM253 148H255V147H253ZM255 148V149H256ZM258 148V149H259ZM68 149V148H67ZM71 149V148H70ZM73 150L75 149L74 147L72 148ZM89 149V148H88ZM96 149H94V150H96ZM98 150L100 153V156H101V154H102V150ZM118 149V150H117ZM125 151H123V150ZM206 149V150H205ZM239 149V150H238ZM257 149V150H258ZM5 150V149H4ZM14 150H16L15 148H14ZM24 150H26L25 152H23ZM43 150V151H42ZM48 152H47V151ZM77 150V149H76ZM87 150V149H86ZM92 153H93V149H89ZM88 150V152L90 153V151ZM113 150V151H114ZM134 150L136 151V152H134ZM204 150V151H203ZM237 150V151H236ZM249 150H251V151H249ZM260 150H261V148H260ZM260 150L258 151V152H260ZM18 151V150H17ZM66 151V150H65ZM64 151V152H65ZM97 151V150H96ZM95 151V153L94 154H96L97 152ZM112 151V152H113ZM114 151V152H115ZM123 151V152H122ZM129 153H128V152ZM200 151H203V153L205 152V151H207V152H209L208 154H207V152H206V154L207 155H209V156H205V158H203V159H201V158H198V159H201V161L200 160H195V163H197L198 165H194V160L190 163V164H188L187 165V163H188V161H189V158H191V160H192V157H190V156H194L193 158H195V156L197 155L198 156V152L200 153ZM1 152H2V154H1ZM16 152V151H15ZM52 152V153H51ZM63 152V151H62ZM67 152H68V150H67ZM73 152V151H72ZM87 151H86V153H88ZM126 152H127V154H126ZM20 153H23V154H25V156L22 154L20 157H22L23 156V160L25 161H23V163H21L20 161H18V162H20V164L18 163V164H16L17 162V160H15V158L17 159L18 157H19V154ZM36 153L38 154V156L36 155ZM66 153V152H65ZM92 153H90L91 155H92ZM250 153H252V154H250ZM7 154V153H6ZM16 154H18V157H17V155ZM53 154V155H54ZM59 156H58V155ZM113 154V156L115 155V153H111L110 155H112ZM201 154H202V152H201ZM205 154V153H204ZM233 156H232V155ZM16 155V156H15ZM90 155V156H91ZM132 155V156H131ZM250 155H255V156H251L250 157ZM14 156H15V158H14ZM31 156H33V157H31ZM39 156L41 157V156H43V157H41V158H39ZM93 156V155H92ZM91 156V157H92ZM96 156V155H95ZM97 156H98V153H97ZM96 156V157H97ZM99 156V157H100ZM125 158H124V157ZM129 156V158H127ZM136 156V157H138V158H134V157ZM204 156V155H203ZM25 157V158H24ZM46 157L48 158V159H46ZM50 157V158H49ZM53 157V156H52ZM96 157H93V158H95V161H97L96 160ZM98 157V158H99ZM105 157V156H104ZM103 157V154H102V158H104ZM199 157V156H198ZM201 157H202V155H201ZM261 157V158H260ZM264 157V156H263ZM14 158V159H13ZM44 158V159H43ZM61 160H60V159ZM101 158V159H102ZM114 158V157H113ZM124 158V159H123ZM133 158V159H132ZM258 158V159H257ZM260 158V159H259ZM12 159L13 160H15L14 162H16L15 164L13 163H9V166L11 165L12 167H11V169H9L10 167H7L8 166V163L7 162H10L9 160H11L12 161ZM21 160H22V158H20ZM20 159H18V160H20ZM31 160V161H26V160ZM35 159H36V161H35ZM37 159H41V160H37ZM105 159H106V157H105ZM104 159V160H105ZM0 160V161H1ZM50 160V161H49ZM60 160V161H59ZM91 160V159H90ZM89 159H88V161H90ZM94 160V159H93ZM104 160H98L99 162L98 163H100V161H102V163H103V161ZM127 160V161H126ZM257 160H259V161H257ZM261 160H263L262 162H261ZM3 161H7L6 163L7 164H5V162H3ZM40 161H43V162H41L40 163ZM46 161V162H45ZM53 163H52V162ZM61 161H62V163H61ZM70 161V162H69ZM112 161H113V159H112ZM129 161V162H128ZM186 161H187V163H186ZM26 162H27V164H26ZM30 162V163H29ZM38 162V163H37ZM60 162V163H59ZM67 164H72V165H66V163ZM120 162V163H121ZM36 163V165L37 166H39V167H37L36 165H34ZM52 163V164H51ZM58 163H59V167H57L58 166ZM88 163H92V160L90 161V162H88ZM119 163V164H120ZM186 163V164H185ZM219 163L220 164H222V165H219ZM23 164H25V165H23ZM38 164H40V165H38ZM43 164V166H41ZM50 164V165H49ZM95 164H96V162H95ZM182 164H185V165H183L184 167L185 166H187L186 168H182ZM20 165V166H19ZM23 165V166H22ZM52 165V166H51ZM57 165V166H56ZM62 165V166H61ZM77 165V164H76ZM99 165V164H98ZM1 166V165H0ZM19 166V167H18ZM27 166V167H28ZM35 166V167H34ZM40 166H41V168H40ZM68 166V167H67ZM122 166V165H121ZM189 166V167H188ZM3 167H1V169L3 168ZM30 167H33V168H30ZM64 167H65V169H64ZM73 167V168H72ZM77 167V166H76ZM92 167H93V164H92ZM181 167V168H180ZM20 168V169H19ZM54 168V169H53ZM55 168H61V170H59V169H55ZM17 169H19V170H17ZM23 169V168H22ZM44 169H45V171H44ZM46 169H52V171L51 172H53V171H55V172H53V173H55L56 175H57V177H58V179H60V180H58L57 178H56V176H55V174H54V177L57 179H55L53 176H52V173L50 172H48V171H50V170H47L46 171ZM112 169V170H111ZM130 169H132V171H130ZM2 170V171H3ZM8 170V171H7ZM17 170V171H16ZM35 172H34V171ZM72 171L71 172V175H70V171ZM74 170V171H73ZM96 170H98V171H96ZM1 170H0V175H1V177H3L2 176V174H3V172H2ZM42 171H44L43 173H42ZM56 171H58V172H56ZM62 172V173H59V172ZM65 171V172H64ZM99 171H100V173H99ZM110 171H114V174H112ZM14 172V175H16V173ZM40 172V173H39ZM46 172H48V174H50V175H47V174H45ZM64 172V173H63ZM105 172H106V174H105ZM108 172V173H107ZM115 172L117 173V176H116V174H115ZM11 173L13 174V171H11ZM11 173H9V174H7V175H9V176H7V177H9V179H12L13 178V175L12 176H10L11 175ZM67 175H66V174ZM74 173V174H73ZM99 173V174H98ZM5 174V173H4ZM3 174V175H4ZM20 174V173H19ZM19 174H18V178L19 179H21V181L20 182H18L17 184L18 185H14L13 184V186H15L16 188H17V186H18V188L20 187L19 185H21L22 183L21 182H24V178L25 177H28V176H26V174L24 173V175H25V177L24 176H19ZM31 174V173H30ZM60 176H59V175ZM61 174H65L64 175V177H67L68 179H69V181L67 180V178H66V180H65V178L63 177V175L61 176ZM23 175V174H22ZM70 175V176H69ZM109 175H115V177L117 178V180H118V178H119V176L121 177L120 179L122 180L121 181V183L122 182H124V180L125 181H127V184H128V186H130V188H132L130 191H133V192H129V191H126L127 193L129 192L130 194H132L133 193V197H135V199L133 200V199H131V198H133V197H130L129 196V198L131 199H125V198H127L126 197V195H127V193H122V194H126L125 196H124V198H123V195H121L120 193H118V192H120V190L122 189V187H123V189H124V185L126 184L125 182H124V184H120V188H119V185H118V183H117V181H116V183H117V185L114 183H112V184H110L111 186H113V187H110V186H108L107 185V182L106 181H110V177L112 178V176H110V177H108ZM6 175H4V177H5ZM43 176H45L44 178H43ZM69 176V177H68ZM96 176V177H95ZM102 176V177H101ZM10 177H12V178H10ZM15 177V176H14ZM16 177H17V175H16ZM15 177V178H16ZM21 177H23V178H21ZM39 177H37V178H39ZM50 177H52L53 179H55V181L53 180V182H52V179L50 178ZM74 177V178H73ZM104 177V178H103ZM114 177V176H113ZM114 177V178H115ZM6 178V177H5ZM62 178V179H61ZM64 178V179H63ZM107 178V179H106ZM3 179V178H2ZM40 179V178H39ZM48 179V180H47ZM70 179H72L73 181L71 182V180ZM75 179H78V181L77 180H75ZM104 179H106V181L104 180ZM109 179V180H108ZM119 179V180H120ZM124 179V180H123ZM62 180L64 181V182H62ZM1 181V180H0ZM3 181V180H2ZM13 181H14V178H13ZM17 181V180H16ZM56 181H58L59 182V184H58V182H56ZM61 181V182H60ZM80 181V182H79ZM113 181V180H112ZM114 181H115V179H114ZM8 181H6L5 182V184H4V181H3V184H4V186L6 185L7 186V184H11L10 182L11 181H9V183H7ZM56 182V183H55ZM66 182H67V184L68 185H71L70 187H71V189L70 188H68L69 186L66 184ZM75 182V183H74ZM77 182V183H76ZM111 182V181H110ZM109 182V183H110ZM120 182V181H119ZM1 183V182H0ZM20 183V184H19ZM24 183H26V181L24 182ZM27 183L25 184L26 186H25V189H24V186H23V184H22V186H23V189L22 190H29L30 191V189H28V187L30 186H28L27 185ZM35 183V184H34ZM41 183V184H40ZM63 183H65V184H63ZM79 183V185H77ZM62 184V185H61ZM127 184L125 185V186H127ZM130 184V185H129ZM1 185V184H0ZM55 185V186H54ZM61 185V186H60ZM74 185V186H73ZM77 185V186H76ZM81 185V186H80ZM68 186V187H67ZM84 187V189L82 190V188L80 189L79 187ZM117 187L118 186V188H115L114 189V187ZM75 187V188H74ZM1 188H2V185H1ZM11 188H13L12 186H10V189ZM15 188V189H16ZM17 188V189H18ZM27 188V189H26ZM76 188H79V189H77V191L76 190H73V189H76ZM109 188H111V189H114V190H112V192L113 191H115L116 189H117V191H116V193L120 196H122V198L121 197H119V196H117L119 199H116V198H112V197H116L115 195H116V193L114 192V193H112V192H110L111 190H109ZM127 188V187H126ZM129 188V189H130ZM5 189V187L3 188V190ZM14 188H13V190H15ZM118 189H120V190H118ZM122 189V190H123ZM3 190L1 191V189H0V192H1V194H2V192H3ZM6 190V189H5ZM4 190V191H5ZM8 189V186H7V192H11L12 191V193H13V190L11 189V191ZM19 190V189H18ZM21 190V189H20ZM34 190V192L36 191H38V190H35V189H33ZM32 190V191H33ZM78 190H81V191H78ZM87 190H89L88 192H87ZM128 190V189H127ZM5 191V192H6ZM31 191V192H32ZM64 191V192H63ZM72 191H74V192H72ZM85 191V192H84ZM5 192H4V195H6L5 194ZM6 192V193H7ZM20 192H22V191H20ZM19 192V194L21 195V193ZM26 191H24V192H22V197L24 198L25 197V195H23V193H25ZM35 192V193H36ZM77 192V193H76ZM80 192H81V194H80ZM87 192V193H86ZM124 192V191H123ZM17 193V192H16ZM27 193V192H26ZM25 193V194H26ZM28 193H30V192H28ZM27 193V194H28ZM33 193V192H32ZM79 193V194H78ZM82 193H85V194H82ZM8 194V193H7ZM27 194H26V196H27ZM88 194V195H87ZM112 194H115L114 196H112ZM129 194V195H130ZM3 195V196H4ZM17 195V194H16ZM19 195V196H20ZM31 195V194H30ZM34 195V194H33ZM36 195V196H37ZM79 195H81L80 197H78ZM2 196V195H1ZM2 196V197H3ZM9 196V195H8ZM8 196H7V198H8ZM11 196H13V195H11ZM36 196H34V197H36ZM39 196L38 197H36L37 198V200L39 199ZM128 196V195H127ZM5 197V196H4ZM10 197V196H9ZM34 197H31L30 199L28 198V197H26V198H24V199H28L27 201L29 202V200H31L30 202H33L32 200H33V198ZM187 197V198H186ZM191 197H192V199H191ZM11 198V197H10ZM18 198V197H17ZM121 198V199H120ZM4 199V198H3ZM20 199V198H19ZM23 199V200H24ZM110 199H112V200H110ZM187 199V201H185ZM0 200H1V197H0ZM20 200H22V198L20 199ZM20 200H19V202H20ZM22 200V201H23ZM34 200H36L35 198H34ZM41 201H42V199H40ZM39 200V201H40ZM43 200H44V198H43ZM109 200V201H108ZM183 200V201H182ZM188 200H190V201H188ZM11 201H13L14 202V200L12 199ZM26 201V202H27ZM38 201V202H39ZM77 201H78V203H77ZM18 201H17V204L19 203ZM24 202V201H23ZM27 202V203H28ZM80 202H81V204H80ZM184 202V203H183ZM187 202V204H185ZM189 202V203H188ZM7 203H9L8 201H7ZM11 203V202H10ZM37 203V202H36ZM35 203V204H36ZM45 203V204H46ZM73 203H74V205H73ZM76 203H77V206H76ZM12 204V203H11ZM10 204V205H11ZM20 204V203H19ZM23 204V203H22ZM24 204H26V203H24ZM44 204V205H45ZM72 204V205H71ZM184 204H185V206H184ZM16 204H15V202H14V206H15ZM28 205H30L29 203H28ZM27 205V206H28ZM33 205V204H32ZM42 205H43V202H42ZM70 205V206H69ZM181 205H182V207L184 206V208H182L181 207ZM3 207H5L4 205H2ZM2 206H0V208L2 207ZM14 206H12L11 205V208L12 207H14ZM24 205H22V207H23ZM26 206V205H25ZM24 206V207H25ZM40 206V205H39ZM38 206V207H39ZM7 207V209H8V206H6ZM5 207V208H6ZM10 207V206H9ZM29 207V206H28ZM32 207H34V205L32 206ZM31 207V208H32ZM35 207H37L36 205H35ZM37 207V208H38ZM41 207V206H40ZM43 207V206H42ZM5 208H1L2 210L3 209H5ZM10 208V211L12 210ZM60 208V207H59ZM85 208H87V209H85ZM180 208H182V210L180 209ZM16 209V207H14V210L13 211H16L15 210ZM22 209V208H21ZM34 209V208H33ZM56 209H54V211L56 210ZM26 210V209H25ZM28 210V209H27ZM30 210V209H29ZM28 210V211H29ZM36 210V209H35ZM18 211V210H17ZM33 211V210H32ZM39 211V210H38ZM41 211H43V210H41ZM40 211V212H41ZM93 211V212H92ZM1 212V211H0ZM20 212V211H19ZM22 212V211H21ZM25 212V211H24ZM45 213V218H46V211H44ZM51 211H48V213H50ZM67 212H69L71 215L69 216L68 214L69 213H67ZM99 212V213H98ZM15 213V212H14ZM27 213H29V214H31L30 212H27ZM27 213L25 214L26 216H27ZM36 213H37V211H36ZM39 213V212H38ZM47 213V214H48ZM2 214H3V211H2ZM5 214V213H4ZM6 214H7V212H6ZM9 214H10V212H9ZM16 214V213H15ZM22 214V213H21ZM20 214V215H21ZM35 214V213H34ZM65 214H67V215H65ZM99 215V217H98V215ZM1 215V214H0ZM11 215V214H10ZM17 215V214H16ZM32 215H33V213H32ZM31 215V216H32ZM41 215H43V213H41ZM51 215V214H50ZM55 215V216H54ZM3 216V215H2ZM9 216V215H8ZM38 216V215H37ZM36 216V217H37ZM48 216H49V214L47 215V219H46V221H45V218H43L44 219V221H45V223L46 222H48ZM76 217V219H74V218H72V217ZM44 217V216H43ZM55 217V218H54ZM67 217L69 218V217H71V219H68V221H67ZM78 217V218H77ZM98 217V218H97ZM20 218H22L21 216H20ZM25 218V217H24ZM32 218V217H31ZM39 218V220H40V217H38ZM51 218H50V220H51ZM80 218V220H81V218H82V220H83V222L85 221V222H87V223H81L80 221H78V219ZM87 219V220H84V219ZM10 219V218H9ZM36 219V218H35ZM41 219H42V216H41ZM42 219V220H43ZM66 219V223H70V221H75V222H77V223H73V224H75V225H77V226H75V225H73L74 226V229H76V231L78 230V223L80 222L81 224L80 225H83V224H88L87 226L89 227V225H90V227H89V230H90V232H92V233H90L91 235H89V234H87L88 232H89V230L88 231H86V230H84L85 228H79V230L77 231V232H74L73 230V226H72V224L70 223L69 225H67V224H65L64 222L65 221H63V220H65ZM73 219V220H72ZM10 220H12V219H10ZM14 220V219H13ZM15 220H16V218H15ZM27 220V219H26ZM29 220V219H28ZM49 220V221H50ZM61 220L63 221V223L65 224V227H63L62 229H64V230H62L59 226H57V224L60 222L61 223ZM52 221V220H51ZM89 221L91 222V224L89 223ZM5 222V221H4ZM14 222H16V221H14ZM13 222V223H14ZM20 222H21V220H20ZM31 222H33V221H31ZM36 221H34V223H35ZM22 223V222H21ZM28 223V222H27ZM38 223V222H37ZM40 223V222H39ZM38 223V224H39ZM42 223V225H43V222H41ZM40 223V224H41ZM49 223V222H48ZM59 223V224H60ZM63 223L62 224H60V225H62V226H64L63 225ZM25 224V223H24ZM31 224V223H30ZM38 224H36V226L38 225ZM98 224V225H97ZM19 225H20V223H19ZM22 225V224H21ZM50 224H48V226H49ZM71 225V227L70 228H72L73 230H71L70 228L68 229L69 231L71 230V231H73L74 232V234H73V232H67L66 230H65V228L66 227H68V226H70ZM93 225V226H92ZM100 225V226H99ZM101 225L104 227L102 230L104 231V232H102V230H101V232L100 231H97L98 229H99V227H101ZM2 226V225H1ZM5 226V225H4ZM9 226V225H8ZM25 226H26V224H25ZM27 226H29V225H27ZM26 226V227H27ZM41 226V225H40ZM52 226H50V227H52ZM97 226V228H95ZM7 227V226H6ZM43 227H45V229H47L48 227H47V224L46 225H44ZM42 227V229L44 230V228ZM47 227V228H46ZM76 227V228H75ZM92 227H94V228H92ZM21 228V227H20ZM102 228V227H101ZM100 228V229H101ZM34 229V228H33ZM50 229V228H49ZM82 231H81V230ZM15 230V229H14ZM37 230V229H36ZM38 230H40L39 232L41 233V229H38ZM42 230V231H43ZM48 230V229H47ZM46 230V231H47ZM97 232H96V231ZM32 231V230H31ZM33 231H35V230H33ZM50 231L48 230V232L50 233ZM85 233H84V232ZM47 232V233H48ZM87 232V233H86ZM44 233H45V231H44ZM44 233H42V234H44ZM67 233L68 234H70V236H66L67 235ZM73 234V236H71L72 234ZM77 233L78 234H80L81 235V237H80V235L78 236L77 235ZM82 233L83 234H85L84 236H83V238L85 239H82ZM11 234V233H10ZM24 234V233H23ZM64 234H66L65 236L67 237V240L65 239V241H64ZM94 234H96V236L97 235H99L100 237H98L97 236V238H96V236H94ZM25 235V234H24ZM41 235V234H40ZM46 235V234H45ZM45 235H42V236H45ZM50 235V236H49ZM75 235H77L79 238H77ZM87 235H89V237L87 236ZM11 236V235H10ZM18 236V235H17ZM16 236V237H17ZM22 236V235H21ZM36 236H38V234L36 235ZM35 236V237H36ZM93 236H94V238L95 239H93ZM20 237V236H19ZM19 237H17V238H19ZM28 237V236H27ZM39 237H41V236H39ZM47 237V236H46ZM72 237V238H71ZM92 237V238H91ZM11 238V237H10ZM15 238V237H14ZM23 238V237H22ZM25 238H26V236H25ZM29 238V237H28ZM42 238H44V237H42ZM47 238V239H48ZM21 239V238H20ZM24 239V238H23ZM29 239H32V238H29ZM28 239V240H29ZM36 239V238H35ZM38 239H40V238H38ZM46 239V238H45ZM46 239V240H47ZM79 240V239H82V243H80V244H78V245H71V243L73 242H75V240ZM90 239H92V241L90 240ZM2 240V239H1ZM3 240H4V238H3ZM2 240V241H3ZM46 240H42V242L43 243H45V242H47ZM88 240H90L89 242L91 243V242H94V243H91V244H89V243H87L88 242ZM95 240V241H94ZM98 240V242H96ZM13 241V240H12ZM40 241V240H39ZM50 241H48V243H51ZM67 241V242H66ZM87 241V242H86ZM17 242V241H16ZM18 242H20V241H18ZM17 242V243H18ZM23 242V241H22ZM71 242V243H70ZM81 242V241H80ZM96 242V243H95ZM10 243V242H9ZM8 243V244H9ZM69 243H70V245H69ZM5 244V243H4ZM14 244V243H13ZM40 245V247H46L47 245L45 244V246L44 245H42L41 243H39ZM9 245H11V244H9ZM16 245V244H15ZM27 245V244H26ZM49 246L48 247H46V248H49ZM1 247V246H0ZM2 247H4V246H2ZM12 247H13V245H12ZM11 247V249H13ZM14 247H16V246H14ZM33 247H34V245H33ZM42 247V248H43ZM18 248V247H17ZM32 248V247H31ZM39 248V247H38ZM4 249V248H3ZM7 250V249H6ZM48 250V249H47ZM58 250V251H57ZM2 251H4V252H2ZM2 251H0V254H5V250H2ZM7 251H9V250H7ZM6 251V253H8ZM17 252H18V250H16ZM35 251V250H34ZM37 251V250H36ZM11 252V251H10ZM13 252H15V251H13ZM20 252V251H19ZM39 252H42V250L41 251H39ZM54 252V253H53ZM60 252V256L62 255V260L60 259V258H58V253ZM12 253V252H11ZM25 253V252H24ZM27 253V252H26ZM26 253H25V255L24 256H26ZM28 253H30V252H28ZM9 254V253H8ZM18 254V253H17ZM31 254V253H30ZM38 254V253H37ZM36 254V255H37ZM23 255V254H22ZM32 255V254H31ZM39 255V254H38ZM34 256V255H33ZM33 256H31V258H32V260H34L33 259ZM43 256H46V255H43ZM47 256V257H48ZM57 256V257H56ZM68 256V257H67ZM3 256L1 255V258H0V260L1 259H3L2 258ZM10 257V256H9ZM17 257H18V255H17ZM23 257V256H22ZM22 257L20 256V260L21 261H17L18 260V258H17V260L15 259V261H16V263L15 264H17L18 262H21L22 263V261L23 260H25V259H23L22 260ZM55 257H56V259H55ZM70 257V258H69ZM5 258V257H4ZM30 258V257H29ZM60 259V260H58V259ZM10 259V258H9ZM13 259V260H14ZM54 259V260H53ZM69 259V260H68ZM6 260V259H5ZM49 260H51V261H49ZM60 261V262H58V261ZM26 261V260H25ZM29 261H31V260H29ZM9 262V261H8ZM7 262V263H8ZM13 262V261H12ZM58 262V263H57ZM5 263V262H4ZM23 263V264H24ZM1 264V263H0ZM3 264V263H2ZM12 264V263H11ZM18 264H20V263H18Z\"/></svg>",
	"mask_w": 264,
	"mask_h": 264
},
{
	"label": "rangeland",
	"instance_id": "rangeland-1",
	"mask_svg": "<svg viewBox=\"0 0 264 264\" xmlns=\"http://www.w3.org/2000/svg\"><path fill=\"white\" fill-rule=\"evenodd\" d=\"M8 1H9V2H8ZM23 1H24V3H22ZM48 1H50V0H27V2H26V0H22V1H21V0H13V1H12L13 3H11V0H0V6H1V7H0V18H1V19H0V48H1V49H0V53L2 54V55L0 54V64L2 65L3 61H7L9 64H11V63L13 64V62H16V61L13 59L14 57L12 58V56H15L16 53H18V52H20V51H21V53H19V54H21V58L17 57V56H20L19 54H18L17 56H15V57L19 58V59H20L19 61L22 60V62H23V63H22V62H19V61L16 62V63H17L16 66H18V64H19V66H18L17 68H18V69L20 68V69H19L20 71L16 68V66L12 65V66H14V68H16V70H18L19 72H18V71H14V70H13L14 68H11L9 65H7V66L10 67V71H11V73L14 71V72H18V74H19L24 68H27V67H28V69H29V70H28V72H29V71H30V68H29V67H30V66L32 67V65H31L29 62H31V59H32L33 62H34V60H35V62H34L33 65L36 66V68H39V67L43 68V67L45 66V67H44L45 69L43 68V72L46 70V74H45V75L43 74V76H41V75H42L41 70H40L41 75H38V74L35 73L38 77H37L35 74H33V77H34V75H35V78L37 77L36 79H38V80L36 81V83H37V82L39 83V81L42 83V82L44 81V80H42V79H45L44 76L46 77L47 72H48L49 69L56 68L55 70L57 71V69H58L57 67H59L58 70H61L59 73H57L58 71H57V72H56V71L54 72V70H52L51 72H53V73H55V74H53V73L50 74V73H51L50 71H49L50 73H48V75H52L53 77H51V78H53V79L55 80L54 75H55V76H56L57 74L59 75V74L62 72L63 67H65V69H66V67H68L67 64H66V65L63 64V60H62L63 58H62V56H63L67 51H69V48H72V51L74 50L73 52H75L74 54H76L75 59H76L77 56L79 55V53H78V52L76 53V51H79L78 48L80 47L79 45L81 44V43H80V40H81V39H79V44H75V43H78V41L75 42L74 40H77L76 38H77V36H78L80 33H81V36L79 35L78 37H82V39H84L83 36H82V33L84 34V32H83L84 27H85V25H88V23H90L91 26L88 25L89 28L86 26L88 29H86L85 33H89V32L91 33V31H92L93 34H91V36H92V35H93V36H94V35L97 36L96 34H98V32H100V31H102L103 34H101V32H100V34H98L99 37H101L100 35L103 36L104 34L107 33L106 38H105V36H104V39H106V42H105V40L103 41L105 44L102 43L101 41H100L101 43H99V42L96 43V41H95L96 39L94 40L95 42L93 43V45H94L95 47H96V45H97V47H100V48H98L99 50H100L101 47H102L101 45L104 44V48H105V46H108V49H110V52H111V53H115L116 51H118L119 49H121L120 47H122V46L118 45L119 49L115 51V47H116V45H117V44H120L119 41H121V43H122V40H123V44H124V45H123V44H122V45H123V47H124L125 49L122 47V48L124 49V51H123V50H120V51H119V52L122 51L121 55H123V54L125 53V50L129 49V51H127V52H129V54H128L127 52L125 53L126 56H127V60H129V59H132V60L135 59L136 61L138 60L137 62H136V61L133 62L132 60H131V61L129 60V63H128L127 60H125V59H126L125 55H124L123 57L120 56V58H117V55H116V58L118 59V61L121 60L122 58H124L125 61L122 59L123 63H122V61H120V62H121V63H120V62H118V61L116 60V58H114V57H115V56H114L115 54L112 55L111 53H109V54H111V55L108 54V56H107V52H106V54H104V55L107 57V60H108V61H109L110 57H112L113 59H115V60L117 61V63L120 64L119 66L116 64V69H118V68H119V69L115 72V75H114V74H112V73L116 70L115 67H114V66H115V65H114L115 63H113V62H115V61H114L112 58H111L110 60L113 61V62L111 63V62L109 61V64L111 63L110 66L113 65V67H114V68L112 67L113 69H112L110 66H108L107 64H106V66H108V67L106 68V67H103V66H102V67L104 68V69H102V67H100V66H101V64L103 63V61L101 60V58H103V57L100 56L101 58H99V59H100V60H99V59L95 56V54H94L93 56L91 55V56L93 57V58H91L90 54H92V53H88V52H91V51H88V50H89V49H88L89 46H87V45H89V43L86 45V46H87V49H88V50L85 51V52H86V53H85V57H86V58H85L84 55H83L84 52H83V51H80V53H82V54H80V56L82 55V57L78 56V60H79V61H78L77 59H76L77 61H76L75 59H73V60H75L74 63H76L75 65L77 66V68L75 67L77 70L74 69L76 72H75V71H73V72H74L75 75L78 73V77H77V75L75 76V77H76V80H75V79L72 80L74 84H75V81H76V85H75V86L78 85L79 87H81V85H82V86H85V87H81V88H82V89H83V88L86 89V88H89L90 86H93L94 84L97 83V81H99L98 83H100L99 86L101 87V86H104V85H105L104 83L107 84L106 80L108 81L109 84L112 83L111 86H113V84H114V83H113V80L116 79L114 82H115L116 85H118V87H117L115 84H114L113 87L115 88V91H117V89L120 87V89H118V92H119V90H120V92L117 94L118 97H119V95H120V96H124V95L127 96V94H124L125 92L123 93L124 95L121 93V91L123 92L122 89H124V91H127V92H128V90H129L128 94H131V95H128V97L130 96V97H129V102H128V99H126V98H128V97H125V96H124L125 99H126V101L123 102V104L125 105V103H127V104L129 105L128 107H131V106H132L131 108L133 109V107H134L135 110L133 109V112H132V111L129 112V110H132V109L130 108V109L128 110V109H127L128 107L126 106V109H127L128 111L126 110V112H125V114H124L125 116H124L123 114L121 115V116H123V120L121 119L122 117L119 118V116L117 115V113H115V112H117V111H119V110L122 111L121 113H123V112L125 111V108H123V110H124V111H123V110L121 109V108H122L121 106H120L121 108L118 107V104H119V105L122 104V103L120 102V99H121V101H122V100H123V99H122L123 97H122V98L119 97L120 99H119L118 97H116V99H119V100H117L115 103H113L112 100H114L113 98L116 96V95H115L116 92L113 90V89H114L113 87H108V88H107V86H109L108 84H107V86L105 85V87H103V94L107 91V89H109V90H108L106 93H109V94H110V95H109V94H106V95H108V96H106V98H105L106 101H105V99L103 98V96H105V95H102V92L99 90L100 87H99L98 85H95V86H94V88H95L96 90L98 89V90H97L98 96L95 94L96 92L94 93L95 89H94L93 87H91V88L94 89L93 91L91 90V88L88 89L89 91L91 90V92H92V93L90 92L91 94H89V93H81V92H84V91L87 92V89H86V90L83 89V91H81V89L79 88V90H78V88H75V86H73V85H74L73 83L68 84L69 82L67 83V81H66L64 78H63L64 80H62V78L59 77L60 75H59V76L57 75V78H59L58 83H60L61 81H63V82H64V83L62 82L63 84H65V82L68 84V85H67L68 88H69V86L73 88V89L70 88L72 91H70V89L67 90V91L65 90V93H66V94L63 92L62 95L60 96L59 94H60L62 91H64V90L60 91L61 89H63V87H62L61 89H57V90H56L57 87H56L55 85H54L55 87L53 86V84H55V83H53L54 80L51 79L50 76H49V79H50V80H49L48 78H47V79H48L49 82H52V83H53V84L51 83L52 85H51L49 82L47 83V80H45L46 82H45L44 86L46 85V83H47V85L49 84L48 86L43 87L42 84H38V85H42V87H43L44 89H45L46 87H50V85H51L52 87H54V88H55V89H54L55 91H54V93H52V95H51V94H48V92H49L48 89H47L46 92H45V94L47 93L49 96L51 95V96H50L51 98L56 97V96H54V95H55V94L57 95V92L59 91V93H58V97H56V99H55L56 102L58 101L57 98H59V102H60V100H61L62 103H66V102L68 101V104H67V105H64V104L62 105L61 102H60V103H56L55 107H57V106H58V107L55 108V109H56V112H55V110H54L55 113H53V112H52L53 109H51V108H53V106H52L53 103H50V102H49V103L51 104V108L48 107V106H50V105H48L49 103H48L47 101H49L48 98H50V97H47V99H46V96H45V99H44V97L40 94V92L43 90V88L41 89V86H40V87H39V88H40L39 92H35L36 90L39 89V88H38V85L36 84V85H37V86H36L37 88L34 86V88H36V89L34 90V92H35L37 95H39V96L35 95L34 93H33V94H34V95H33V94H30V91H31V90L33 91V89H30V88H31V86L34 84L35 81L32 82L33 84L31 83L32 85L28 84V85L30 86V88L27 89V90H30V91H28L29 94H30L31 96H33V97H34V96H35V97L37 96V98H39V97L41 96L42 99H44V101L42 100L43 103L45 102L44 104H47V105H48V106L45 105L46 109H48V110L50 109V112H52V113H49V112H48V113H49V114H48V113L46 112L44 106H43V108H40V109H41V110L44 109V110H45V113H44V111L39 110V108H38V109L36 108L38 105H40V104L42 103L41 101H40L41 103L38 102V101L40 100V98H41V97H40L39 100H38V99H35L36 101L34 100V101H35V104L37 105V106L35 107V109L30 110L31 112H32V111H35V110H36V112L39 111L38 114H35V112H34V116H37V115H38V116H41V115H46V114L49 115V116H50V114H51L52 116H55V115H56L55 117H52L53 120L50 119L51 116H50L49 118L47 117V115L45 116V117H47V118L49 119V121L52 120V121H51V124H50L49 121H48V124L45 123L47 119H46L44 116H43L44 119H46L45 122H44L45 124L42 123L43 121H41V120L43 119L42 116H41L42 118H40V117L37 118L38 120L40 119L39 122L42 123L43 125H40V124H38L39 122H37V126L34 125L36 128L38 127V125H39V128H40V126H43V127H44V125L47 124V125L45 126V128H46V127H47V129L50 128V130H48V131H51V129H53L54 127H56L55 125H53V123H54L57 119H59V120H57V121H60L61 124H62V122L64 121L63 124H65V125L63 126V124H62L63 127H65L67 124L72 126V125H74V124H75V125H76V124L79 125V124L84 123L83 126H81V127H80V125L78 126V127H79L78 129L81 128V129L79 130L80 132H78V130H76V132H75V134L77 133V135L79 134V136L82 135V132H83L84 130H86V133H87V130H89L87 134H88V135L90 134V135H89V136H86V135H85V136H84V139H81L83 136H82V137H78V136L76 135V137H78V142L80 141V142H79L80 145H79L78 142H75V140H73V138H71L72 140H70V138L66 136V135H68V134H65V133H67V132H65V130H66L65 128H67V126L63 129V128L61 127V125H60L59 122H58V124H59L60 126H58V125L56 124V125L59 127V129H58V127H57V129L55 128V131H56V130H60V131H57V132H58V136H61V140H62V141L59 140L60 145H59V149H57L56 152L61 151V153H63L67 159H70L69 157H71V156L73 157V155L76 156V155L79 154V153H80L79 155H81V156L77 157L78 159H76V157H73V158L71 157V158H72V159H71L72 164H73V163L75 164V162H76V161L74 160V158H75L76 160H78L77 162H79L80 159H83V158H86V157H87V156L84 157V156H85L84 154H87V155L89 154V156H88L89 158H88V157H87V158H88L89 160L91 159V160H92V163H88V162H90L91 160L88 161L87 158H86V159H87L86 163L84 162V160H86V159H84L83 161H80V162H79V163H81V164L84 162L85 165H86V167L89 165L88 168H90V167H91V168H98V167L103 168L102 166L105 165L106 162L108 163V161H109L108 159H110V158H108L109 156H112L111 158L113 159V161H112V159H110V160H111V161H110V162H111L110 164H112L113 162H115V164H116L117 160H119V157H120V160H119V162H118L117 168L114 167L115 164H114V166H113V164H112V166L109 165L110 168L114 167V168H112L113 170H118V166H119V165H120V166H119L120 170H121V167H124V166H125V167H127V166L129 167V165L131 166L132 162L134 163L135 161H133V160H132V162H129V161H128L130 164H127V163H126V164L124 165L123 163L125 162V160L122 161L123 163L121 162V160H122L121 155H124V154H121L120 156H117V155L120 153L119 151H120L121 149H120V150L117 149V150H118V153H116L117 151L114 150V149H116V148L113 149L115 152H114L113 150H111V149L113 148L114 142H116V144H118V142H120L119 140H116V139L118 138V137H117V134H119V133L123 130V128H124L125 131H126L127 129L130 130V128H126V129H125V127H128V126H127L128 124L126 125L125 123H128V122H126V121H127L128 119H130V118L133 119V120H131V122H132V121L134 122L133 125H132L131 123L129 124L130 126H133V127H131V128H133V129H132L133 131H134V127H135L134 124L136 123V121L139 122V124H142V126H143V127H142V126L140 127L139 124L136 125L137 128H140V130H141V128L143 129L144 126H145V128L147 127V126L144 125V124H147V125H148V123L150 124V121H151V124H152L155 120L152 118L153 116H151V114L154 113V112L156 111V110H155V105H156L157 103H159V101L161 100V104L159 103L160 106H161L162 104H166V105H163V106H162L163 108L161 107V109L164 110V109L166 108V106L169 105V104L171 103V101L173 100V98H175V96L177 95V94H176V95L174 96V93H177V92H178V91H177V92L174 91V90H176V89L180 90L179 93L181 92L182 94H186V93L188 92L189 95H190V91H191V95H192V96H191V95H190V96H191L192 99L190 98V96L188 97V94H187V95H184V97H182V98L179 97V95H180L181 93H180V94L178 93V94H179V95H178L179 98H177V96H176V98H177V100H180V101H179L180 103H184V102L186 103V102H188V101L190 102V100H191V104H193L194 101L197 102V101L199 100V98H201V96H200V94H198V92L201 93V90H202V88L204 87L205 91H204V89H203L202 93L204 92L205 94L203 93L204 96H203L202 98L205 99V98H207L206 96H208V103H209V102L211 103V102L213 101L212 98L215 99V98H217V96H214V97H213V94H211V95H212V98H211L212 101H211V100L209 99V96H210L209 94L212 93V92H210V91H208V90H212V89H213V88H212L213 85L216 84L215 86H216L217 88L214 86L216 89L219 88L218 90H221V89H222V91H223V89H226V91H227V93H226V91H224L225 94H224V92H223L224 95H223V94H220L221 96H226V100H227V97H230V99H228L227 101L225 100V101H226L225 103L228 104V102H230L229 105H231V107H230V106H226V104L224 103V101L221 102L223 99H225V98H223V97H222L223 99H220V100H221L220 102H219V97L217 98V101H216V99L214 100V101L216 102V104H217V102L221 104L220 107H221L222 109L219 107L220 104H219V105L217 104V105L215 106V103H214V104L212 103V104H213L212 106H215V111H216L217 108H218V112H220V111L222 112V111H223L222 113L220 112L221 115L223 114L222 116H224V111L229 112V114H230V112H233V111H234V108H235V111H236L238 105L240 106V108H241V106L243 107V109H242V108H241V109H242L244 112H242L241 114H243L244 116H246V117H244V121L247 120V123H249V121H248V119L250 120L249 117H252V118H253V115L256 114V113H258L259 116L256 115V117H255V115H254V118H253L254 120L260 119V114H261V116H263L264 112H262V111H264V108H263L262 106H264V105H262V104L264 103V102H263V100H264V95H263V94H264V93H263V92H264V73H263V72H264V60H263V59H264V40H261V38L264 39V37H260V36H259L260 33H259V34H257V33L260 32V29H261V31H262L264 27H263V28H260L261 26H257V23H255L254 18H255V16H257V18L261 17V18L264 20V18H263V16H264V11H263V9H261V8H264V7H263L264 5L262 4V3L264 2V0H254V1L252 0L253 2H252L251 0L248 1V2H249V5L247 4L248 7L250 6V4H252L253 7H254V5H255V3H256L257 1H258V2L262 1V3H261V2L258 3V4L256 3L255 6H256L257 8L254 7V9H256V13L250 11L251 8H252V10H253V7H252V6H251L250 9L247 7V9L245 10V5H246L245 3H248L247 0H242V1L240 0L242 3H241V2L239 3V0H238V3L241 4V8H237L238 11L235 9V6H234V5H235L234 3L237 4L236 0L234 1V3L232 2L234 5L230 2V5H232V6L234 7V8H233L234 11H233V10H232V6H231V11H232L233 13H232V15H231L230 12H229V15H230V16H229V15L227 14V12H226V11H227L226 9L228 8L227 5H226V4H227L226 2H227L228 0H226V1H225V0H223V1H222V0H219V1H218V0H217L216 2H215V0H214V2H213V0H210L211 2H210L209 0H205V4H203V3H204V0H203V2H202L201 0H197V1H199V3H201V4H198L197 1H196L197 3L195 4V1H194V0H190V1L187 0L188 2L185 1V0H183L184 2H183L182 0H177V1L175 0V2L172 1V0H170L171 2H174L175 5H173V3H170L169 1H168V3H167V1H165V4H162V2H164V0H160V1H159V0H155V2H152V1H154V0H152V1L150 0L152 6H150L151 4L149 3V2H150L149 0H135L136 2H135V1H134V2H133V1H128L129 3H128V2H125L126 5H124V6L122 5V3L124 4V2H122V0H116L117 3H119V4H118L119 7L116 6L117 3H116L115 0H114V1L111 0V1H112L114 4L116 3V5H114L113 3H110V1H107V0H90V1H89V0H78V2H77V0H72V1H71V0H68L67 2H66L65 0H51V3L48 2ZM73 1H74V2H73ZM80 1H83V2H80ZM105 1H106V2H109L111 5H107V4H109V3L106 4ZM123 1H127V0H123ZM140 1H141V3H142L143 5L140 3ZM181 1H182V2H181ZM192 1H193V2H192ZM200 1H201V2H200ZM231 1H233V0H231ZM243 1H244V2H243ZM33 2H34V3H33ZM47 2H48V3H47ZM56 2H57V3H56ZM76 2H77V3H76ZM104 2H105V3H104ZM143 2H144V3H143ZM189 2H190V3L192 2V4H191V5H187V6H188V8H187V6H186L185 4H190ZM208 2H209V3H208ZM217 2H219V3H221V4H219V3H217ZM14 3H15V4H14ZM29 3H30V4H29ZM78 3H79V4H78ZM86 3H87V4H86ZM102 3H103V5H104V7H103ZM127 3H128V5L131 3L130 6H129V10L132 11L131 14H132L133 12H134V14L131 15V14L129 13L130 11L128 12V8H127L128 6H127ZM134 3H135V4H134ZM145 3H146L147 5H145ZM153 3H154V4H153ZM160 3H161V5H160L161 7L159 6ZM184 3H185V4H184ZM193 3H194L196 6H198V7L196 8V6H194ZM206 3H207V7L205 6ZM212 3H214V4H212ZM216 3L218 4V6L216 5ZM222 3L224 4V5H223L224 8L222 7ZM225 3H226V4H225ZM3 4H4V5H3ZM7 4H8V5H7ZM31 4H32L34 7H33ZM39 4H40L41 6H40ZM47 4H48V5H47ZM77 4H78V5H77ZM105 4H106V5H105ZM112 4H113V6H112ZM136 4H137V6H136ZM139 4H141V5L143 6V9H142V6H141V5L139 6ZM148 4H149V5H148ZM168 4H172V5H168ZM179 4H180V5H179ZM181 4L183 5V7L181 6ZM202 4L204 5V7L201 6ZM242 4H243L244 7L242 6ZM260 4H261V5H260ZM6 5H7V6H6ZM11 5H12V6H11ZM13 5H15V6H13ZM29 5H30V6H29ZM44 5H45V6H44ZM73 5H74V6H73ZM120 5L122 6V8L120 7ZM131 5H132V6H131ZM134 5H135V6H134ZM155 5H156V6H155ZM167 5L170 6V7L172 8V11H171L170 7H169L170 10L168 9V7H166ZM178 5H179V6H178ZM209 5H210V6L212 5V8H211ZM219 5H220V6H219ZM230 5L228 4L229 7H230ZM258 5H260V6H258ZM262 5H263V6H262ZM5 6H6L7 9H6V8L3 9ZM9 6H10V7H9ZM16 6H17V8H18V6H19V9H18V10H21L22 13H20L21 11H18L19 13L16 12V11H17ZM31 6H32V8H31ZM49 6H50V7H49ZM76 6H77V7H76ZM90 6H91V7H90ZM106 6H107V7H108V6H112V8H109V7H108V10H109V9H112V10H111V11L106 10ZM115 6H116V7H115ZM148 6L150 7V9H149ZM158 6H159V8H158ZM164 6L166 7V9H164ZM190 6H191V7H190ZM192 6H193V9H194V10L192 9ZM13 7H14V8H13ZM42 7H43V8H42ZM78 7H79V9H78ZM85 7H87V8H85ZM100 7H102V8L100 9ZM114 7H115V8H114ZM153 7H154V8H153ZM156 7H157V8H156ZM162 7H163V8H162ZM173 7H174V9H173ZM179 7H180V10H181V7H182V10H183V11L181 10V12H180ZM199 7H200V8H199ZM201 7H202V8H201ZM205 7H206L207 9H206ZM208 7H209V8H208ZM220 7H221V8H220ZM226 7H227V8H226ZM238 7H240V5H238ZM28 8H31L32 11H31V9H28ZM33 8H34V9H33ZM44 8H45V9H44ZM49 8H50V9H49ZM94 8H95V9H94ZM104 8H105V9H104ZM113 8H114V9H118V13H119V11L122 12V10H123V12H126V15H127L128 17H131L133 20H134V18H133L132 16L135 15V16H134V17H135V20H134L135 23L131 20V18H128V17H127V18H128V20H129V22L126 21V23H130V24H131V21H132L133 25H134V26H137V27H138L139 24H140V26H141V24H142V26H143L145 23H147V21H149L148 18H151V17H152V19H154V20H153V22H152V24H151V27L154 26V27H155V30H156V29L159 30V28L156 27V26H159V27L164 28V30L161 28V29H162V30H160L161 33L158 31L159 34H160V35L158 36V37L160 38V41H161V35H162V33L165 32V30H166V32H167V30L170 29V30H172V31L169 30V32H172V34H173V32H174L175 34L177 33L178 37L181 38L182 36H180V35L183 33L184 28H188V31L192 28V29L190 30V34H189V36H188V34H187L188 37H187V36L185 37V34H183V37H185L186 39H188V38L190 39V41L188 40V42L190 43V42L192 41V39H193V41H194V38H192V36H193L192 33L195 32V30H196V28H197V31L194 33V34H195V35H194V37H195V42H196V41H197V42H196V44H195V42H192V43L190 44V46H189V43L187 42V40H186V42H185V40H184V41H182V42H183V43L185 42V44H188V45H184L181 41L178 40L179 38H176L177 36L174 34L176 37H173V38H176V39L178 40V41H176V43H174V42H175V41H174L175 39H172V37H170V36H173V35H172V34L170 35V33L167 32L166 35L169 34V35H168L169 38H166V37H168V36L165 37V35H163L162 38H164V39H168V40L171 38L173 41H172L171 39H170L171 41H168V40H167V41L165 40V41L168 42L167 45L171 44V45H173V46H170V45H169L170 47H169V48L167 47L168 51L165 50V49H163V51H162V50H161V47H163V46L165 47V46H166V45H163V44H166V42H164V40H163L164 43L162 44L163 46H160L162 42H160L159 40H156L155 38H153V40H150L151 38H150V39L148 38L150 41L147 39V42H148V43L146 42L147 44L143 41L146 45H145L143 42H140V44H136L137 42H135L134 39H133V40H134V43H133V41H132V45H131V42H130L131 39H129V40H130V41H129L128 38H127V40H128V41H127L125 38H123V39L120 38V36H118L119 39L117 40V38H118V37H117V33L119 34L122 30H123V32H124V29H126V32H127V29H131V27H132L133 25L131 24V25H132V26H131L130 24L128 25V24L125 23V26H126V28H125L124 25H122V26L120 27L119 25L114 24L115 22H114L113 20L115 19V16H116V14H117L115 11H117V10H114ZM123 8H126L127 10H126V9H123ZM130 8H131V9H130ZM139 8H140V9H139ZM145 8H146V10H145ZM151 8H152V9H151ZM160 8H162V11H163V12L160 10V13H158L159 11H156V10H159ZM175 8H176V9H175ZM183 8H184V9H183ZM203 8H205L203 11H205V12L207 11V12H209V13H207V12H206V13L202 12V14H200V16H199V15L197 14V12H200ZM214 8H215V9H214ZM219 8H220L221 10H220ZM243 8H244L245 11L243 10ZM25 9H26V10H25ZM47 9H48L49 11H48V12H45ZM51 9H52V10H51ZM73 9H74V10L76 9L75 11H77V12L81 9V10H80V11H81V14H82V10L85 11V13L83 12L84 15H85V17L82 15L81 18H82V19L85 18L86 20L84 19V20H83V23H82V22H81V23H82V24H85L84 21H86L87 23H86L84 26H82L81 24L78 23V24L80 25V26H78V24H77L76 22L73 21L72 23H75V24L78 26V27H77L78 29H77V28L75 29L76 25L74 24L75 27L73 28V30H71L72 27L74 26L73 24H71L72 26H71V25H68V26H71V27H69V31H68V28H67L68 26H67L66 23H67V21H69V20L72 21V19H73V13H74L76 16H77V14H78V17H76V18H77L76 20L79 21V20L81 19V18H79V17L81 16L80 13H79L80 11L76 14L75 12H73ZM89 9H90L91 11H90ZM132 9H133V10H132ZM155 9H156V10H155ZM186 9H187V10H186ZM188 9H189L190 13H189V12H186V11H188ZM197 9H198V10H197ZM213 9H214V10H213ZM228 9H229V8H228ZM239 9L242 10V11H240ZM258 9L260 10V12H259ZM23 10H24V11H23ZM27 10H28V11H27ZM36 10L38 11L39 14L37 13ZM43 10H44V11H43ZM94 10H95V11H94ZM105 10H106V11H105ZM113 10H114V11H113ZM134 10H135V11H134ZM140 10H142L143 13H142ZM148 10H149V11H148ZM152 10H153V12H152ZM167 10H168V11H167ZM176 10H178V11H176ZM191 10L193 11V13H192ZM199 10H200V11H199ZM212 10H213V11H212ZM219 10H220V11H219ZM225 10H226V11H225ZM14 11H15V12H14ZM25 11H26V12H25ZM40 11H43V12H40ZM71 11L73 12V13H72V17L70 16L71 13H69V12H71ZM93 11H94V12H93ZM96 11H97V12H96ZM112 11L116 13V14L114 13V14H115V15L113 16L114 18H113V17H110V16H112V15H110V14H113V13H111ZM144 11H145V12H144ZM147 11H148V12H147ZM170 11H171V12H170ZM222 11H223V12L225 11L226 15L229 16V17L226 16L227 19H226V20H223L224 22L221 21V20H222V19H225L226 17H225V18L223 17L224 13H223ZM229 11H230V9H229ZM257 11H258V12H257ZM29 12H30V13H29ZM32 12H34L35 15H33L34 13H32ZM87 12H89V14H88ZM108 12H109V14H107ZM135 12H136L137 15L135 14ZM137 12H138V13H137ZM151 12H152V13H151ZM155 12H157V14H156ZM166 12H168L169 14L166 13ZM176 12H178V13H176ZM182 12H185V13H186V14L184 13L186 17L184 16V14H183ZM194 12H195V14H197V15H194ZM210 12H212V13H210ZM220 12H221L223 15H222ZM235 12H246V14H245V13H241V14H240V15H241V20H242L243 17L246 16V17L243 18V19H247L248 22H246V21L244 22L243 20H242V21H243L245 24H247L248 26H250L249 29H248L247 25H245L244 23L242 24V22H241V25H243V27L241 26L242 29L244 28V29L247 30V31H246V30L243 29V31H245V32H243V31L240 30V28H239V26H240V25H239L240 22L235 21V24L237 25V23H238V25H239V26H238V25H237V26L234 25L235 27L238 28V29L235 28V30L240 32V33L237 32V33L235 34V35L238 34L237 37H234L235 35H234L232 32L235 33V31H233V30L231 31V29H229L228 26H227V27H223V28H225V30H224V29H222V25H217V24H222V23H223V26H226L228 23L230 24V22H232V23H231L232 26L230 25L229 27L234 29V27H233V22H234V21H232V20H235L234 17H236V16L233 17V15H236V14H237V13H235ZM1 13H3V14H1ZM31 13H32V14H31ZM42 13H43V14H42ZM49 13H50V14H49ZM51 13H52V14H51ZM68 13H69V14H68ZM86 13H87V14H86ZM90 13H91V14H90ZM100 13H101V14H100ZM103 13H104V14H103ZM105 13H106V14H105ZM141 13H142V14H141ZM146 13H147V14H146ZM153 13L156 14L157 16L155 17L154 15H152ZM163 13H164V14H163ZM165 13H166V16H167V17H168V15L171 14V15L169 16V19H170L171 21H169V19L165 16ZM175 13H176V14H175ZM179 13H180V14H179ZM188 13H189V14H188ZM217 13H218L219 15H218ZM247 13H249L250 16H248ZM251 13H252V14H251ZM254 13H255V14H254ZM258 13H259V14H258ZM261 13H263V14H261ZM16 14H18L19 16L21 15L20 18H18L19 16L16 15ZM28 14H30V15H29L30 17L28 16ZM96 14H97V15H96ZM144 14H146V19H148V20H147L146 22L144 21V24H143V20H146ZM150 14H151V17H149ZM159 14H160V17H162V18L159 17L160 19L158 18ZM162 14H163V15H162ZM204 14H205V17L203 16ZM242 14L245 15V16H243ZM253 14H254L255 16H254ZM1 15H2V16H1ZM24 15H25V16H24ZM46 15H47V16L49 15L48 18H47ZM79 15H80V16H79ZM91 15H92V16H91ZM95 15H96V16H95ZM100 15H101V16H100ZM102 15H103V16H102ZM107 15H108V16H107ZM129 15H130V16H129ZM139 15H140V16H139ZM172 15H173V16H172ZM177 15H178V16H177ZM187 15H188V16H187ZM190 15H193V17H194L195 19H196V18H197V19L195 20L194 18H191L192 16H190ZM216 15H217V16H220V17L216 18V20H215L214 18L216 17ZM237 15H238V14H237ZM251 15L254 16V18H253ZM258 15H260V16H258ZM261 15H262V16H261ZM17 16H18V17H17ZM23 16H24V17H23ZM36 16H38V17H36ZM86 16H87V17H86ZM88 16H90V17H88ZM106 16H107V17H106ZM136 16H137V17H136ZM153 16H154V17H153ZM175 16H176V17H175ZM179 16H180V18H179ZM183 16H184V18H182ZM195 16H198V17H195ZM238 16H239V15H238ZM238 16L236 17L237 19L240 18V17H238ZM242 16H243V17H242ZM12 17H13V18L15 17V18L13 19ZM27 17H28V18H27ZM35 17H36V18H35ZM70 17H71L72 19H71ZM83 17H84V18H83ZM92 17H93V18H92ZM95 17H96V18H95ZM104 17H105V18H104ZM140 17H141V18H140ZM142 17H143V19H142ZM147 17H148V18H147ZM165 17L167 18V20H166ZM187 17H189V18L187 19ZM208 17L211 18V19H209ZM212 17H213V19H214L213 22H212V20H213ZM221 17H222V18H221ZM230 17H231L232 19H231ZM249 17H250V18L252 17L251 20H252V21L254 20V21H253V22H254V25L256 24V25H255L256 27L254 26V29L257 28V27H259V30L256 29L258 32H255L254 29L252 28V27H253V24L250 23V21H249L250 18H249ZM29 18H30V19H29ZM78 18H79V19H78ZM94 18H95V20H94ZM109 18H110V19L113 18V20H112V19L110 20ZM163 18L165 19L166 22L164 21ZM176 18H178L177 20H179L181 23L184 22L183 24H184L185 26H184V25L182 26L181 23L179 24V22H178L177 20H174V19H176ZM204 18H205V19H204ZM228 18L231 19V20H229ZM248 18H249V19H248ZM261 18H259V20H256V22H258V21L260 22V19H261ZM2 19H3V20H2ZM9 19H12V20L9 21ZM26 19H27V20H26ZM35 19H36V20H35ZM56 19H57V20H56ZM74 19H75V16H74ZM90 19H91V21H90ZM92 19H93V23L95 24V26L92 25V24H93V23H92ZM106 19H109V20H108L109 22H107ZM136 19H137V21H138V20H139V21L137 22ZM152 19H151V20H152ZM156 19H158V21H156ZM162 19H163V20H162ZM181 19H182V20H181ZM190 19H192V21H190ZM206 19H208V20L206 21ZM217 19H218V20H217ZM220 19H221V20H220ZM1 20H2V21H1ZM4 20L7 21V22H5ZM16 20H17V21H16ZM22 20H23V21H22ZM76 20H75V21H76ZM96 20H97V21H96ZM99 20H100V21H99ZM130 20H131V21H130ZM141 20H142V21H141ZM151 20H150L149 23H151ZM193 20H194V21H193ZM197 20H200V21H197ZM219 20H220V23L217 22V21H219ZM241 20L239 19V21H241ZM263 20H261V21L263 22ZM8 21H9V22H8ZM13 21L16 22V23H13ZM18 21H21V23L18 22ZM25 21H26V23H25ZM61 21H62V22H61ZM103 21H105V22H103ZM110 21H111V22H110ZM112 21H113V23H112ZM119 21H120V20H119ZM162 21H163V23H162ZM168 21L170 22V24H169L170 26H169L168 24H167V26H166V24H165V23H167ZM174 21H175V22H174ZM185 21H186V22H185ZM215 21H216L217 23H216ZM229 21H230V22H229ZM252 21H251V22H252ZM1 22H4V25H5L6 23H7L8 25H7V24H6L7 26H6V25H5V26H4V25H1ZM22 22H23V23H22ZM58 22H59L60 24H59ZM79 22H80V21H79ZM99 22H100V24H99ZM140 22H141V23H140ZM159 22H160V23H159ZM190 22H191L192 26L190 25ZM193 22H195V23H193ZM196 22H199V23L197 24ZM208 22H209V23H208ZM210 22H211L212 24L214 23V25L209 26V25L211 24ZM236 22H237V23H236ZM253 22H252V23H253ZM262 22H261V23H262ZM9 23H10V24H9ZM11 23H13V25H12ZM17 23H18V24H17ZM19 23H20V25H19ZM39 23H40V24H39ZM56 23H57V24H56ZM63 23H64V24H63ZM69 23H70V22H69ZM91 23H92V24H91ZM102 23H103V24H102ZM105 23H106V25H104ZM108 23H109V24H108ZM137 23H138V25H135V24H137ZM149 23H148V24H149ZM173 23H174L175 25H174ZM176 23H178L179 25L176 24ZM201 23H202V25H201ZM207 23H208V24H207ZM224 23H225V24H224ZM226 23H227V24H226ZM2 24H3V23H2ZM15 24H16V25H15ZM49 24H50V25H49ZM98 24H99V25H98ZM107 24L109 25V27H106V26H108ZM110 24H112V26H111ZM148 24H145V28H149V27H150V26L148 27ZM156 24H157V25H156ZM161 24H163V25H161ZM199 24H200L201 26H200ZM206 24H207V26L209 27V30H208V31H206V30L208 29L207 26H206ZM229 24H228V25H229ZM249 24H251L252 26L249 25ZM262 24H263V23H262ZM262 24H261V25H262ZM22 25H23V26H22ZM26 25H28V27H27ZM31 25H33L32 27L35 26V29H36V28L38 29L39 27H40L41 29H38V30L36 29V31H34L35 29H34V28L31 29ZM113 25H114V26L117 25L116 27L119 26V28H121L122 30L120 31V29H119V32H117L116 34H114V31H113V30L116 29V27H115V28H112ZM146 25H147V27H146ZM164 25L166 26V29H165V26H164ZM177 25H178V26H177ZM189 25H190V26H189ZM215 25H216V26H215ZM258 25H260V23H258ZM10 26H11V28H10ZM16 26L18 27V29H17ZM20 26H21V27H20ZM36 26H37V27H36ZM63 26H65V27H63ZM96 26L98 27L97 29H96ZM101 26H102V27H101ZM140 26H139V28L141 29L142 26H141V27H140ZM163 26H164V27H163ZM168 26H169V27H168ZM171 26H172V27H171ZM174 26H175V28H174ZM180 26H182V27H180ZM194 26H195V27H194ZM197 26H198V27H197ZM204 26H205V27H204ZM214 26H215V27H214ZM245 26H246L247 28H246ZM262 26H264V25H262ZM8 27H9V28H8ZM13 27H15V28H13ZM22 27H25V28L28 29V30L26 31V29H24V28L22 29ZM56 27H57V28H56ZM58 27H59V28H58ZM62 27L64 28V30H63ZM81 27H83V28H81ZM91 27H93L94 30H92ZM99 27H100V28H99ZM103 27H104V28H103ZM105 27H106V28H105ZM129 27H130V28H129ZM143 27H144V26H143ZM151 27H150L149 29H151ZM154 27H153L152 29H154ZM178 27H180V28H178ZM190 27H191V28H190ZM193 27H194L195 29H193ZM203 27L206 28V29H203ZM211 27H212V28H211ZM216 27H217V28H216ZM218 27H219V29H218ZM46 28H47L48 30H45ZM49 28H50V29H49ZM53 28H54V29H53ZM60 28H61L62 31H60V33H59L58 31H59ZM80 28H81V30H80ZM101 28H102L103 30H101ZM145 28H144L145 31H146V30H149V29H145ZM181 28H182V32H180V33L178 34V32H179V30H180ZM199 28H200V29L202 28L201 30H202L203 32H201V30H200ZM220 28H221V30H220ZM226 28H228V30H230L231 32H230V31L228 32V30H227ZM30 29H31V30H30ZM43 29H44V30H43ZM57 29H58V30H57ZM65 29H66V30H65ZM74 29H75V30H74ZM82 29H83V30H82ZM106 29H107V30H106ZM117 29H118V28H117ZM134 29H137V28L134 27V28L131 30V32L134 31ZM140 29H138V31H139ZM175 29H179V30H177L178 32H177ZM211 29H212V30H211ZM214 29H215V30H214ZM250 29L253 30L254 33H253V32H252V33H253V34H256L257 36L254 35V36H255V37H254L253 34L251 33V30H250ZM19 30H20V32H19ZM24 30H25V31H24ZM32 30H33L34 32H33ZM76 30H79V32H80V31H81V32L79 33V32L77 31V33H78V34H77V33H76ZM87 30H88V31H87ZM95 30H96V31H95ZM97 30H98V31H97ZM104 30H105L106 32H104ZM111 30H112V31H111ZM141 30H142V31H141ZM141 30H140L141 32H144L143 29H141ZM155 30H154V31H155ZM186 30H187V29H185V31H186ZM217 30H219V32H218L219 35H222L221 33H223L224 31L227 30V31L222 35V36H224V38H223V43L220 42V40L222 41V39H221L222 36H220L219 39H216V37H218V33L215 32V31H217ZM222 30H223V31H222ZM248 30H250V32H249ZM28 31H29V32H28ZM30 31H31V32H30ZM55 31H57V34H56ZM63 31H64V32H67V33L65 34ZM94 31L96 32V34H95ZM128 31H129V30H128ZM136 31H137V30H136ZM149 31L151 32L152 30H149ZM156 31H157V30H156ZM180 31H181V30H180ZM191 31H193V32L191 33ZM211 31H212V32H211ZM221 31H222V32H221ZM48 32H49V33H48ZM51 32H54V33H53V34H54V39L52 38V35H53V34H50ZM62 32H63L64 35L62 34ZM71 32H73V33H75V35H77V36H75L76 38L73 37L74 40L72 39V36H71V35H74V34L71 33ZM126 32H124V33L121 32V34H126ZM129 32H130V31H129ZM197 32H198V34H197ZM205 32H206V34H205ZM207 32L210 33V34L208 33V34H209L208 37L206 36V35H208ZM214 32L217 33V36H216V34H215ZM220 32H221V33H220ZM241 32H242V33H241ZM248 32H249V34H250V33L252 34L251 38L253 37V39H252L253 42H255L254 39L256 38L255 40H257V37L259 36L258 39H260V41L258 40V42H260V43H258V42L256 41V43H258V44H255L257 48H256L254 45L252 46L251 43H250V45H251L250 48H253V47H254L253 50L256 49V51H254V52L256 53V56L259 55V58H260L259 60H261L260 62H259V60H255L256 62L254 61V62L252 63V60H254V59H252L251 56H248V55H252V52H253L252 49H251V50H252V52H251V51H249L250 49L247 48V46H250V45H247V44H248V42H247ZM262 32H263V31H262ZM262 32H261V34H262ZM37 33H38V34H37ZM41 33H42V34H41ZM47 33H48L49 35H48ZM111 33H112V36H114V35L116 36V39H115V36H114V37L111 36ZM151 33H153V31H152ZM154 33H155V32H154ZM187 33H189V32H187ZM202 33H203V35L205 34V37H203V38H206V39H207V38L210 37L209 39H207L208 41H207L206 39H204V40H206L208 43H209V41H210V45L207 43V44H208V48H207V50H208V49H209V50L212 49V48H213V45L215 44V43H213L214 41L211 39V37H212L211 35H215V37L213 36V37L215 38L214 40L219 41V43H221V46H223V47H224V45L226 44V45H228L227 47L230 46V48H231V47L234 46V45L232 46V44L235 43V46L237 45L236 48H238L239 46L241 47L242 45H243V46H242L243 48H242V47H241V48L239 47L240 50L238 49V51H237V49H235V48H234V49H233V48H232V49H229V48L226 49V45H225L224 48L222 47V50H223V51H222L221 49H219V48H221V47H220V44H219L218 42H216V43H218V44H217V45H214V46H217V48H216V47H215V48L217 49V51H219V50L222 51V52H221L222 54H224V50H225V49H226L227 51L230 50V51H228L229 54H227V55H228V56L230 55L229 58H232L233 60H232V62H231V59H230V60L228 59V60H229V63L227 64V62H228V61H227V57H228V56L225 57L227 51H225V54H224V55H221V53L218 52V53H219L218 56H215V55H217V52H215V51H216L215 48L212 49L213 51L210 50L211 53H210V51L208 52L206 49H205L206 51L203 50L205 47L203 46V44H201V43H203V38L201 39V37L203 36ZM227 33H228V34L231 33V34H232V35H230L231 38H232V36H233V39L236 40V41H234L233 39H231L230 36H229ZM243 33H244V34H243ZM263 33H264V32H263ZM18 34H19L20 36H19ZM36 34H37L38 36H37ZM44 34H47L46 36H48V37H50V35H51L50 38H52L53 42H55L56 44H55V43L52 44V42L49 41V45H48V47H47L48 42H47L46 40H48V39H50V38L47 37V38H48V39H47L46 36H44ZM61 34H62V35H61ZM67 34H68V35L70 34L69 36H70L71 39L68 37ZM109 34H110V35H109ZM121 34H120V35H121ZM127 34H128V32H127ZM127 34H126V37H127ZM164 34H165V33H164ZM196 34H197V35H196ZM240 34H242V35H240ZM251 34H250V35H251ZM35 35H36V36H35ZM55 35H56V36H55ZM108 35H109V37H107ZM198 35H199V36L201 35V36H200V38L197 39L196 37H198ZM225 35L228 36L229 38L226 39ZM42 36H44V37H42ZM66 36H67V37H66ZM95 36H94V37H95ZM239 36H240V37H239ZM242 36H243V37H242ZM246 36H247V37H246ZM261 36H264V34H262ZM65 37L69 40L68 42H66L67 40H66ZM94 37H92V38H94ZM123 37H125V36H123ZM155 37H156V36H155ZM213 37H212V38H213ZM245 37H246V38H245ZM249 37H250V36H249ZM63 38H65V39H63ZM107 38H108V40H107ZM130 38H131V37H130ZM156 38H157V37H156ZM235 38H236V39H235ZM237 38H238V39H237ZM243 38H245V39L242 40ZM251 38H249V40H248L249 42H251ZM31 39H33V40H31ZM42 39H43V41H42ZM44 39H46V40H44ZM88 39H89V42H90V44H91V39H90V38H88ZM111 39H113V40L111 41ZM120 39H122V40H120ZM124 39L126 40L125 42H124ZM154 39H155L156 42L158 41V42L160 43V45H159V43L157 42V43H158L157 45L160 46V47L158 46V47L160 48V50L157 49V47H156V49H153L154 51H153L152 49H150V48H152V46L154 45V44L152 45V43H154ZM181 39H184V38H181ZM181 39H180V40H181ZM229 39H230V40H229ZM50 40H51V39H50ZM52 40H51V41H52ZM54 40H55V41H54ZM72 40H73L74 42H73ZM102 40H103V37H102ZM109 40H110V42H109ZM115 40H116V41H115ZM228 40H229V42H228ZM231 40L233 41V43H231V42H232ZM239 40H241V41H239ZM245 40H246V43H245ZM5 41H6V43H4ZM29 41H30V42H29ZM57 41L60 42V43H59V47H56V45L58 44ZM63 41H64V42H63ZM82 41H84V40H82ZM92 41H93V40H92ZM113 41L115 42V44H114ZM152 41H153V42H152ZM200 41H201V42H200ZM206 41H205V42H206ZM225 41H227L228 43L225 42ZM261 41H262V43H261ZM2 42H3V44H1ZM70 42H73L74 45H73L72 43H70ZM111 42H112V43H111ZM116 42H118V43L116 44ZM127 42H129L130 44H128ZM149 42H150V43L152 42V43H151L152 46L150 45ZM169 42H171V43H169ZM198 42H199V43H198ZM211 42L213 43L212 47H211ZM238 42L241 43V44H238ZM33 43H34V44H33ZM61 43H62V45H61ZM66 43H67V44H66ZM84 43H85V42H84ZM84 43L82 42L81 45H85ZM110 43H111V46L109 45ZM125 43H127V44H126L127 48H126V46H125ZM141 43H142V45L144 44V46H147L148 48L150 47V48H149L150 53H149L148 51H146V49H145L146 47L143 48V46H140V47L137 46V45H141ZM172 43H174V44H172ZM180 43H182V44L184 45L183 47H187V50H188L187 53H188V54L191 53V56L189 55L190 58L188 57V54L186 53V48H181L180 46H182V44H180ZM224 43H225V44H224ZM229 43H230V44H229ZM4 44H5V47H4ZM63 44H65V45L67 46V48H66V46H64ZM135 44H136V45H135ZM148 44H149V46H148ZM176 44H177L178 47H180V49H179L178 47H176ZM192 44H193V45H192ZM198 44H200L199 47H198ZM207 44H204V45L207 46ZM222 44H223V45H222ZM244 44H246V45H245V46H246L245 49H244ZM253 44H254V43H253ZM6 45H7V46H6ZM39 45H41V47H40ZM45 45H46V46H45ZM52 45H53V46H52ZM60 45H61L62 47H64V48H62V49H65V48H66V49H65L66 52H65V50H62V51H64L65 53L62 52V51L59 49V50H60L59 53L62 52V54L64 53L63 55L57 53V52H58V49H57V48H61ZM69 45H70V47H69ZM93 45H92V46H93ZM113 45H114L115 47H114ZM129 45H130V46H129ZM33 46H34V47L38 46V48H36V49L34 50V47H33ZM76 46H77V47H76ZM78 46H79V47H78ZM86 46H84V47H86ZM94 46H93V47H94ZM109 46H110V47H109ZM131 46H133V48H136V49L131 48ZM155 46H156V44H155ZM155 46H153V47H155ZM174 46H175V48H174ZM192 46H193V47H192ZM201 46H202V49H201ZM259 46H260V47H259ZM261 46H262V47H261ZM3 47H4V48H3ZM32 47H33V48H32ZM68 47H69V48H68ZM73 47H74V48H73ZM81 47H83V46H81ZM81 47H80V48H81ZM90 47H91V45H90ZM93 47H92V48H93ZM95 47H94V48H95ZM97 47H96V49H97ZM118 47H116V48H118ZM129 47H130V48H129ZM138 47H139V49H140L141 52L145 49V51H143V52L149 54L150 58H152V59H151V60H150V58H149V59H148V58L145 59V57H148V55L146 56L143 52L141 53V52L139 51ZM141 47H142V49H141ZM164 47H163V48H164ZM172 47H173V49H172ZM189 47H190V48H189ZM197 47H198V49L200 48L199 50H201L202 52H200V51L197 49ZM203 47H204V48H203ZM44 48H45V49H44ZM48 48H49V50H50L51 48H53V49H52L53 51L50 50V51H51V53H50V51L47 50ZM75 48H77V49L75 50ZM104 48H102V49H104ZM106 48H107V47H106ZM111 48H112V50H111ZM113 48H114V49H113ZM170 48H171V49H170ZM177 48H178V49H177ZM191 48H192V49H191ZM258 48H259V51L257 50ZM31 49H33L34 51L32 50L33 52H30ZM54 49H55V50L57 49V51H54ZM137 49H138L137 52H140V53L142 54V57H141L140 53H137V52H136V53H137V54L135 53L136 55L133 53V51H134V50H137ZM169 49H170V50H173V51H170ZM182 49L185 50L184 53H183V50H182ZM241 49H243V50H241ZM246 49L248 50V53H247ZM24 50H25V53H24ZM26 50H27V51H26ZM40 50H41V52H40ZM43 50H44V52H43ZM82 50H84V49H82ZM105 50H106V49H105ZM105 50L100 51V52L103 53V52H105ZM130 50H133V51H130ZM147 50H148V49H147ZM155 50H156V51H155ZM157 50H159V51H161V52L158 53ZM164 50H165V52L167 51L166 53H168L169 55H171V53H169V52H172V55H171V56H168V58H167V54H166V53H162V52H164ZM176 50H177V52H175ZM180 50H181V51H180ZM191 50H193L194 53H195V51H196L197 53H195V55L193 56L194 53H193ZM194 50H195V51H194ZM231 50H234L236 53H234V51H231ZM244 50H245V51H244ZM11 51H12V52H11ZM22 51H23V52H22ZM47 51H49V52H47ZM70 51H71V49H70ZM70 51H69L68 53H66V55L68 54L67 56H69V53H73L72 51H71V52H70ZM106 51H107V50H106ZM151 51L153 52V56H152V54H151V53H152ZM179 51L182 52L183 54L180 53ZM203 51L205 52L206 55L203 53ZM240 51H242V52H240ZM26 52H30V53H32V55L29 53V55H31V56H30L31 59H29L30 57H28L29 55L27 56V53H26ZM53 52H54V53L56 52V53L54 54ZM119 52H116V53L118 54V57H119ZM134 52H135V51H134ZM206 52H207L208 54H207ZM212 52H213V54H214V52H215V54H214L215 57L212 58V60H213L214 63H213L212 60L210 59V57H213V55L211 56ZM230 52H231V53L233 52L232 55H231ZM245 52L247 53V56L243 57V56H244L243 53H245ZM249 52H250L251 54H250ZM11 53H12V54H11ZM40 53H41L43 56H42ZM49 53L51 54V56H50V57H51L50 60H49L48 56H46L47 54L50 55ZM96 53H97V52H96ZM132 53L134 54V56H132L133 58H129L128 55L130 56ZM154 53H157V54H156L157 56H155ZM173 53H174V54L176 53L177 55L175 54V55H176V56H175ZM178 53H179V54H178ZM192 53H193V54H192ZM200 53H201V54H200ZM202 53H203L204 55H203ZM240 53H242V54H240ZM13 54H15V55H13ZM22 54H24V55L26 54V55H25L26 57H25L24 55H22ZM52 54H53V55H52ZM57 54L60 55L61 60H62V63H61V64L64 65V66H62V68H61V64H60V66H59V65H57V64L55 63V64L57 65L56 67H55V64H50V65H52V67H53V66H54V67L52 68L51 66L48 65V66H49V69L46 68V64H48L47 62H48V61H50V62L53 61V60H51V59L56 60L53 56H54V55L56 56ZM74 54H73V55H74ZM86 54H87V56H86ZM138 54H139L140 56H138ZM143 54H144V56H143ZM160 54H161V55H162V54H164V55L166 54V55H165V56L162 55V57H160V56H161ZM181 54H182V55H181ZM198 54H199L200 56H197ZM234 54H235V55H234ZM10 55H11V56H10ZM70 55H71V54H70ZM73 55H71V56L73 57ZM158 55H160L159 57H160V59H162V60L159 59ZM178 55H180V56H178ZM202 55H203V58L201 57ZM241 55H242V56H241ZM2 56H3V57H2ZM22 56H24V58H23L24 60L22 59ZM74 56H75V55H74ZM94 56H95L96 60L98 59V63H96V62L93 61V59H95ZM98 56H99V55H98ZM105 56H104V57H105ZM135 56H136V57L138 56L137 59L134 58ZM151 56H152V57H151ZM172 56H174V57L177 59V61L180 60V62L178 63V62L175 60L174 57L172 58V60H170L171 58H169V57H172ZM181 56H182V57H181ZM183 56H184V57H183ZM196 56L199 57V58H201L202 61H203V59H207L208 56H210L209 59H210L211 61H208V62H210V63H207V60H208V59H207L206 62H205V61L202 62L201 59H199L200 61L197 60V57H196ZM238 56H240V57H238ZM253 56H255V55H253ZM253 56H252V57H253ZM260 56H261V57H260ZM4 57H5V58H4ZM10 57L12 58V60L10 59ZM40 57H41V58H40ZM46 57H47L46 60H48V61H46V60L44 59V63H45V65H44V64H43V58H46ZM52 57H53V58H52ZM60 57H59V59H60ZM87 57H88V59H87ZM140 57H141V58H140ZM154 57H155V58H154ZM164 57H166V58H164ZM177 57H179V58H177ZM191 57H193V58H191ZM194 57H196V58H194ZM206 57H207V58H206ZM242 57H243V58H247V59H241ZM248 57L251 58V61H250L249 65H248V62H249L250 59H248ZM1 58H2V59H1ZM3 58H4V59H3ZM25 58H26V59H25ZM56 58H57V56H56ZM80 58H81V59H80ZM82 58H83L84 60H83ZM108 58H109V59H108ZM138 58H140V60H139ZM186 58H189V61H188ZM219 58H220V59H219ZM221 58H222V59H221ZM237 58H238V59L240 58V60H242V61H244V60H246V61H244V63L242 62V63H243L242 65H239V61H238V62H235V61L238 60ZM253 58H254V57H253ZM256 58H257V57H255V59H256ZM262 58H263V59H262ZM5 59H6V60H5ZM8 59H10V60H8ZM28 59H29V60H28ZM37 59H38L39 61L42 59V60H41L42 63L40 64L41 61L37 63V62H36ZM59 59H58V60H59ZM105 59H106V58H105ZM153 59H155L156 62L153 61ZM163 59H164V61H163ZM166 59H167V60H166ZM178 59H179V60H178ZM181 59H182V60H181ZM190 59H192V60H194V61H192V60H190ZM214 59H215V60L218 59V60L216 61L217 64H216V62H215ZM236 59H237V60H236ZM26 60H28V61H26ZM38 60H37V61H38ZM61 60H60V62H61ZM66 60H67V58L65 59V61H66ZM68 60H69V59H68ZM82 60L84 61V63L82 62ZM86 60H90V61H86ZM96 60H95V61H96ZM142 60H144V61H142ZM147 60H150V62L152 61L153 63L151 62V63L148 65L147 62H149V61H147ZM195 60H196V61H195ZM220 60H221V62H223V60H225L224 62H225L226 64H225V63H221ZM1 61H2V62H1ZM12 61H13V62H12ZM65 61H64V62H65ZM69 61H70V60H69ZM85 61L88 62V63L91 62V64L89 63V65H88V63H85ZM92 61H93V63H92ZM99 61H100V62L102 61V62L100 63ZM104 61H105V60H104ZM140 61H141V63H140ZM145 61H146V64H145ZM165 61H166V65H165ZM167 61H168V62L171 61V62H175V63H173L174 65H172L171 62L168 63ZM181 61L184 62V63H182ZM185 61H186V62H185ZM187 61H188V62H187ZM198 61H199V62H198ZM257 61H258V62H257ZM7 62H6V63L4 62V63H5V68L7 67V66H6V64H8ZM27 62H28V63H27ZM50 62H49V63H50ZM54 62H57V61H54ZM60 62H58V63H60ZM105 62H106V61H105ZM105 62H104V63H105ZM125 62L128 63V66H129V67H130L131 65L133 66L135 63H136V64L138 63L137 65L135 64L136 66H138L139 64H142V65H143V63H144V67L141 65V67H140L141 69H140V68H139L140 65H139V66H138V70H140V71L138 72L137 70H135V69H137V67L134 65L133 67H131V69L133 70L132 73H131V69H130L129 67H128V68L130 69V72H129V69L127 70V64H126ZM130 62H131V64H130ZM142 62H143V63H142ZM157 62H159L161 65H160L159 63H157ZM192 62H194V65L192 64ZM197 62H198L199 64L201 63V64H203L204 66H206L207 68H205V69H207V71L204 69V66H203V65H202L203 67H202L201 71H200V69H199V71H198L197 68H201V65H200V67H198L199 64H198ZM233 62H234V64H235V66L238 65V67H241L242 70H243V72H244V71L247 72V76L249 75V72H250V75L246 78V74H245V73H243V72H242V73H241V72H240V73L236 72V71H238V69H240V68L232 67V66H233V64H232ZM262 62H263V63H262ZM51 63H52V62H51ZM78 63H79V64L81 63V65H82V66L80 65L81 68H80V66H79ZM82 63H83L84 66H86V67H87V66L89 67L90 65H92V66H91L92 68L89 67V68H90V69H89V70H90L89 72H90V73L93 72V73L91 74V78H90V76H88V75H90V73L87 72L88 70H86V72H83L82 69H83L84 67H83V64H82ZM94 63H96L97 65L100 64L99 66H97V68L102 69V71L105 70V72L103 71L105 74H100V72H101L100 69H99L100 72H99L98 70H96V71H95V70H91V69H95L94 67L96 66V64L94 65ZM124 63H125V64H124ZM154 63H156V64H158V65H156V64H154ZM167 63H168V64H167ZM176 63H178V64H180V65L178 66V64H176ZM186 63H187V67H185V66H186ZM211 63H213V64H212V66H214L213 68H211V67H212V66L210 65ZM218 63H219V64H218ZM237 63H238V64H237ZM245 63H247L248 66L245 65ZM251 63L255 66L256 69H254V67H253L254 70L252 69V66H253V65H252ZM256 63H259V64H256ZM20 64H21V66H20ZM24 64H25V65H24ZM26 64H28V65L30 64V66H28V65H26ZM36 64H38V65H36ZM42 64H43L44 66H42ZM77 64H78V65H77ZM85 64H86V65H85ZM152 64H154L153 67H152ZM162 64H163V67H161ZM170 64H171V65H170ZM181 64H182L183 66H182ZM189 64H190V65H189ZM214 64H215V65H214ZM231 64H232V65H231ZM255 64H256V65H255ZM260 64H261V65H260ZM122 65H123V66H122ZM125 65H126V67H125ZM159 65H160V66H159ZM196 65H197V66H196ZM228 65H230L231 67L228 66ZM250 65H252V66L250 67ZM258 65H259V66H258ZM24 66H25V67H24ZM37 66H39V67H37ZM117 66H118V67H117ZM146 66H148V67H146ZM158 66H159V67H158ZM167 66H168V69H167V72H166V69H165V68H166ZM189 66H190V67H189ZM193 66H195V67H193ZM209 66H210V67H209ZM215 66H216V68H215ZM217 66H218V67H217ZM219 66H220V67H219ZM223 66H224V67H223ZM226 66H227V67H226ZM242 66H243V67H242ZM244 66H245V67H244ZM246 66H247V67H246ZM256 66H258V68H257ZM82 67H83V68H82ZM149 67H152V68L150 69ZM155 67H156V68H155ZM157 67H158L159 69H158ZM160 67H161L162 70H163V69L165 70V71L163 70V72H166V73H164V74L166 75V77H165V75L162 74L163 72H162V70H160ZM176 67H177V69H176ZM208 67H209V69H208ZM229 67L231 68V70H230L229 72H227V69H228ZM3 68H4V66L0 69V83H1V85H3V88H4V85L7 84V83H10V84L12 83L10 86H13V85H14L13 83H15V84H19V83L15 82V81H17V79H16V77H17V73H16V75L14 76L13 74H11V73L9 72L10 74H9V73H8V74H9L11 77H8V78H7V76L5 77V75H7V72H6L5 69H4L5 71L2 70ZM33 68H35V67H33ZM36 68H35V69H36ZM105 68H106L107 70H106ZM134 68H135V69H134ZM146 68H148V69H146ZM153 68H155L156 70H158V72L160 71V73L162 72L161 75H160V73H159V74H158L159 76L156 77V78H158L157 80H159V77H160V79L162 80V78H161L162 75H163V77L166 79V78L168 77L169 73H171V72H172L175 76H173L172 73L169 75L168 78L171 79V80H170L171 82L168 80V78H167L168 81H166L164 78H163L164 81H163V80H162V81L160 80L161 82H164V84H163L164 86H163V85H161V82L154 81V79H156V78H154V79H149V78H150V75L152 74V73L150 74V71H149V70H151V72H152V71H155V69L153 70ZM181 68H182V69H181ZM190 68H192V69H190ZM193 68H194V69H193ZM217 68H219V71H221V70H222L223 72L226 71L228 74H227V73H225V74L228 75V76L223 75L224 73H222V72H220V73H222V74H221V76H219L220 73H219V72H216V71L218 70ZM220 68H221V69H220ZM222 68H224V69H222ZM226 68H227V69H226ZM233 68H235V69H233ZM243 68H244V69H243ZM261 68H263V71H262ZM6 69H7V68H6ZM8 69H9V68H8ZM11 69H12V70H11ZM31 69H32V68H31ZM47 69H48V70H47ZM65 69H64V72H67L66 70H67L68 68H67L66 70H65ZM72 69H73V68H72ZM110 69H112V70H110ZM143 69L145 70V72H142V71H144ZM171 69H172V71H171ZM173 69L176 70V71H174ZM179 69H180L181 71H180ZM211 69H212V70H211ZM213 69H216V70L214 71ZM232 69H233V71H232ZM245 69H247V71H246ZM257 69H258V70L260 69L259 71H260V72L262 71V72L259 74ZM1 70H2L3 72H1ZM26 70H27V69H26ZM32 70H34V69H32ZM80 70H81L84 74H83ZM123 70H124V73H126V72L128 73V72H129V73H128V76H127V73H126V75H124L123 73H122V75H121V71L123 72ZM126 70H127V71H126ZM134 70L136 71V74L133 73ZM168 70H169V71H168ZM191 70H193V71H191ZM196 70H197L198 72H200V73H198ZM235 70H236V71H235ZM242 70H240V71H242ZM7 71H8V70H7ZM24 71H25V70H24ZM24 71H23V72H24ZM38 71H39V69H38ZM38 71H37V70H34L33 72H38ZM68 71H69V69H68ZM84 71H85V69H84ZM94 71H95V72H98L97 76H99V74H100L101 76H102V75H103V76H102V77H101V76H99V77H94V76H96V73L94 74ZM108 71H112V72H109V73H111L110 75H111V76L114 75V76H116V77L113 76V77H112L113 79H112L111 76H110L109 74H107V75H109L110 78H109V77H106V76H107V75H106V72L108 73ZM118 71H120V72H119L120 75H117V74H116ZM125 71H126V72H125ZM146 71H147V74H146ZM183 71H184V72H183ZM210 71H211V72H210ZM231 71H232V73L234 72V74H235V73L237 74V75H235V79H234V77H232V76H234V74H232ZM4 72H6V74H5ZM28 72H27V71L24 72L25 74L27 73L26 76H30L29 78H30L31 80H36L35 78L32 79V74H31L30 72H29V73H28ZM31 72H32V71H31ZM64 72H63V73H64ZM73 72H72V73H73ZM103 72H101V73H103ZM140 72L143 73V74H141ZM158 72L156 71L155 73H153V74L151 75L152 78H153V75L155 76ZM180 72H181V73H180ZM182 72H183V73H182ZM185 72H186V73H185ZM187 72L189 73V74H188L189 76L187 75ZM196 72L198 73L199 76H201V74H202V76L198 78V75H197ZM202 72H205V73H202ZM212 72H213V73H212ZM214 72H216V73H215V75H213V76H214V77H213L211 74H214ZM24 73L21 72L20 74H22V75L19 76V78H23L22 76H24V75H23ZM44 73H45V72H44ZM63 73H62V75L65 76V74H63ZM67 73H68V72H67ZM67 73H66V74H67ZM85 73H87V74H85ZM148 73H149V75H148ZM184 73H185L186 75H185ZM262 73H263V74H262ZM20 74H19V75H20ZM29 74H31V75H29ZM93 74H94V76H92ZM129 74H130V75H129ZM133 74H135L136 77H135V75H133ZM138 74H139V76H138ZM179 74H180V75H179ZM193 74L197 75V77H196L195 75H193ZM203 74H204V75H203ZM206 74H207V75H206ZM209 74H210L211 76H209ZM218 74H219V75H218ZM230 74L232 75V76H231L232 78L230 77ZM238 74H240V75L245 74V77H244V75H243V80L241 81L242 83H243V81H244V83L246 84V85H245V84L243 83V84L241 85V87H242V86L244 87V88H243V87H242V88L245 90V92H244V90L242 91V89L240 88V84H241V82L239 81V79L241 80V79H242V76L240 77ZM251 74H252V75H251ZM254 74H255V75H254ZM9 75H8V76H9ZM12 75H13L15 78H14ZM62 75H61V76H62ZM79 75L81 76L80 79H79ZM82 75H83V76H82ZM132 75H133L134 77H133ZM144 75H145V76L147 75V77H145ZM181 75H182V76H181ZM191 75H192V77H191ZM216 75H217V76H216ZM3 76H4L5 78H7V79H5ZM39 76H41V77H39ZM64 76H62V77H64ZM69 76H70V75L68 74V77H69ZM84 76H85V77H86V76L88 77V79H86V80H90V79H91V80H90V83L88 82V83H89V86H88V84L84 83V82L86 81V80L84 79V78H85ZM120 76H123V79L126 80V81H127L128 79H129V80L131 79V81H130V82L127 81L128 83H126V82L124 81V82H125V83H124L123 80H120V79H119ZM126 76H127V77H126ZM129 76H131L132 78L129 77ZM141 76H142V77H141ZM156 76H157V75H156ZM171 76H172V77H171ZM179 76H181L182 78L179 77ZM187 76H188V77H187ZM193 76H195V77L193 78ZM1 77L4 78V79L2 80ZM24 77H25V76H24ZM42 77H43V78H42ZM66 77H67V76H66ZM87 77H86V78H87ZM92 77H93V78H92ZM103 77H104V80H103ZM105 77H106V78H105ZM117 77H118V78H117ZM137 77H139V78H137ZM140 77H141L142 79H141ZM189 77H190V78H189ZM211 77H213L214 80H215L216 77H217V78H218L217 80H220V81H217V82L215 81V83H214V80H213V82H212L211 79H213V78H211ZM236 77H237V80H238L239 82L234 81V80H236ZM238 77H239V78H238ZM12 78H13V79H12ZM27 78H28V77H27ZM29 78H28V79H29ZM40 78H41V80H40ZM57 78H56V79H57ZM71 78H72V76H71ZM82 78H83L84 80H82ZM89 78H90V79H89ZM94 78H95V79H94ZM108 78H109V80H108ZM136 78H137V80H136ZM145 78H146V79H145ZM172 78H174V79H172ZM191 78H192L193 81H191ZM195 78H197L198 80L195 79ZM30 79H29V80H30ZM77 79H78V81H77ZM99 79H100V80H99ZM101 79H102V81H101ZM105 79H106V80H105ZM111 79H112V80H111ZM117 79L119 80V82L117 81ZM121 79H122V78H121ZM133 79H135L134 81H139V84H137L138 82H136V83L134 82V83L137 84L138 86H135V84H133V86H132ZM144 79H145V80H144ZM147 79H148V80H147ZM175 79H179V80H175ZM189 79H190V80H189ZM194 79L196 80V82H194V81H195ZM199 79H201V80H199ZM208 79H209V80H208ZM244 79H245V80H244ZM1 80H2V81H1ZM4 80H5V81H4ZM12 80H14V81H12ZM24 80H25V82H24ZM24 80H22V79L20 80V81H23V82H24V84H21V85H27V84H25V83L28 82L29 80H27V79H24ZM60 80H61V81H60ZM79 80H80V82H79ZM92 80H94V82H92ZM140 80H141V81H140ZM143 80H144V82L146 81V82H145V83H146V87L148 86L149 83L151 84V85L149 84L150 87H149V86H148V87H149L150 89H152L153 91H152V90L149 91L150 89H149L148 87H147L148 90L146 89V87H145V85H144L145 83L142 82ZM149 80H150V82H148ZM151 80H153L154 82H158V83H156V85H155L154 82L151 81ZM181 80H183L184 82L182 83ZM185 80H187V81L185 82ZM8 81H9V82H8ZM55 81H57V80H55ZM82 81H83V82H82ZM95 81H96V82H95ZM111 81H112V82H111ZM121 81H122V82H121ZM165 81L167 82V84H165ZM205 81H206V82H205ZM4 82H5V83H4ZM6 82H7V83H6ZM18 82H19V79H18ZM29 82H30V81H29ZM77 82H78V83H77ZM102 82H103V83H102ZM117 82H118V83H117ZM168 82H169V83H168ZM177 82H178V83H177ZM191 82H193V83H191ZM204 82L207 83V84H210V82H211V85H207V86H205V83H204ZM233 82H234V83L237 82L238 85H237L236 83L234 84ZM21 83H22V82H21ZM62 83H61V84H62ZM81 83H82V84H81ZM91 83H92L93 85H92ZM129 83H130V85H129ZM185 83H186V84H185ZM195 83L200 84L201 87H199V85H197V84L195 85ZM201 83H202V84H201ZM212 83H213V84H212ZM217 83H218V84H217ZM79 84H80V85H79ZM83 84H84V85H83ZM85 84H86V85H85ZM101 84H102V85H101ZM140 84L143 85L144 90H143V88H142V89L140 88V86H141ZM153 84H154V85H153ZM157 84H158V87H159V84H160V87H161L162 89H161V88H158V89L156 90L157 87H155V86H157ZM178 84H179V85H178ZM184 84L186 85V87H184V86H185ZM188 84H189V85H188ZM191 84H194V85H191ZM1 85H0V93H1V94H0V97H1V98H0V104L2 103V106H1L2 109H1V107H0V115L2 114L3 117L0 118V119H1V121L3 122L4 125L6 124V125L8 126V123H10L9 128L6 127V129H5V127H4V129H3V126H4V125L1 126L2 124H0L1 129L5 130V131H3V134L0 133V135H2V136H1L2 138H0V141H1V142H0V151H1V149L3 150V152L5 151V152L3 153V154H5V156H4L5 159H4L3 157H2V158H3L4 160H6V159L8 158L7 155L9 154L8 151H9V150L11 151V149H12V151H13V152H12V153H13L12 155H14V153H19L21 150H23V148L27 149V147H28L27 150H29V147H32V150H30V153H28V154H30V155H34V154H35L34 151L37 152V150L40 149L38 145L41 144L43 141H40L41 139H40V136H39V132L36 133V135L38 134V136H36V135L34 134L35 132L32 131V129H35V130H36V128H34L33 126H31V124L33 123V121L37 120V119H35L34 117H30V115H32V113L29 112V111H27L28 113H27V115H25V118H26V117H28V118H26V119H23V115H21V114H23V113L25 114V112H26V111L23 112V111H24V110H23V106L20 105L21 102L29 103V101L31 102V100H32L31 103L35 106V104L33 103V102H34V101H33L34 98L31 99V98L29 97L30 95H28V96L26 95V96H25V98H27V99L22 98V97L19 96V95H20V91H21V89H25V91H27V90H26V87H27L28 85L25 86V87L23 86V88H20V91H18V92H19V95H18V96H19V99L22 98V99H21L22 101L20 102V100H17L16 102L20 103V104H19L20 106H19V105H16V107H17V109H18L19 107H20V108L22 107V108H21L22 112L20 111V109H18V111L16 112V110H15L16 107H15V105H14L15 102H11V103H13V104H11L10 101H9L8 104H6L7 101H4V97H5V99H6V97H8V100H10V99H9V96H4L5 90L7 91V90H9V89L11 90L12 88L14 89V86H13V87H9V86H8L9 84H7V86L5 85V86L7 87V89H6V87L3 89ZM56 85L58 86V85H60V84H57V82H56ZM127 85H128V86H127ZM168 85H169V89H168V87H166V86H168ZM172 85H173V86H174V85H177V86H174L175 88L173 89V86H172ZM190 85H191V87H190ZM203 85H204V86H203ZM233 85H235V86H233ZM236 85H237L238 87H237ZM15 86H16V85H15ZM64 86H66V85H64ZM97 86H98V88H97ZM125 86H126V88H124ZM131 86H132V87H131ZM152 86H153V87H152ZM182 86H183V87H182ZM194 86H195V87H194ZM197 86L199 87L198 90H200V91L197 90ZM202 86H203V87H202ZM208 86H209V87H208ZM210 86H211V87H210ZM230 86H232V91L234 90V88H235V90H237V91H238V89L240 88L239 92L242 91V93H244L245 96L248 95V96H246V97H247V98L249 97L248 99H250V101H248V99L245 100V98H246L245 96H244V97H245V98H244L245 102H244V100H243L244 104L246 103V107L243 106V103H242V100H241L242 98L240 99V100H241L240 102H239V100L235 101L236 98H233V97H237V95H238L239 92H238V93H235L236 91H235V92H234V91H233V92H230L231 90L228 92L227 88L229 89ZM17 87L19 88V85L16 86L15 89H16ZM20 87H22V86H20ZM60 87H61V85H60ZM67 87H64V88H65V89H68ZM121 87H122V88H121ZM127 87H128V88H127ZM130 87H131V88H130ZM134 87H135V88H134ZM136 87H138V88H136ZM151 87H152V88H151ZM165 87H166V89H165ZM179 87H182V88H179ZM189 87L191 88L190 91L188 90ZM205 87H206V88L208 87L209 89L206 90ZM233 87H234V88H233ZM50 88H51V87H50ZM50 88H49V89H50ZM58 88H59V87H58ZM74 88H75V89H74ZM105 88H106V89H105ZM110 88H111V89H110ZM112 88H113V89H112ZM116 88H117V89H116ZM133 88H134V89H133ZM185 88H188V89H186V91L183 92ZM210 88H211V89H210ZM215 88H214V89H215ZM237 88H238V89H237ZM2 89H3L4 91H2ZM51 89H53V88H51ZM125 89H126V90H125ZM132 89H133V90H132ZM135 89H138V91H136ZM163 89H164V90H163ZM170 89H171L172 91H174V92H173V95H172V92H171V91H170V94H169L168 91H169ZM194 89H195V91H194ZM257 89H259V90H257ZM18 90H19V89H18ZM105 90H106V91H105ZM110 90L113 91V93H112ZM131 90H132V91H131ZM145 90H147V91L145 92ZM165 90H168V91H165ZM181 90H182V91H181ZM187 90H188V91H187ZM218 90H216V91L219 92ZM32 91H31V93H32ZM51 91H52V90H51ZM56 91H57V92H56ZM79 91H81V92H79ZM89 91H88V92H89ZM99 91H100L101 93H99ZM135 91H136V92H135ZM140 91H141V92H140ZM142 91H143V94H142ZM156 91H157V92H156ZM192 91H193L195 94H196V93L198 94V95L196 94L197 97H198V96H200V97H198V98L194 97L195 95H193L194 93H193ZM197 91H198V92H197ZM222 91H220V92H222ZM249 91H250V92H249ZM254 91H255V93H254ZM257 91H261V92H262V93H261V96H262V97L260 96V92H257ZM2 92H4V93H2ZM9 92H10V91H9ZM11 92H14V94L11 93V94L14 95V96H13L14 98H13V97L11 98V101H12L13 99H15V95L17 96L18 93H17V91L15 92V91H13V90H12ZM22 92H24V90L21 91V93H22ZM28 92H27V93L25 92V94H28ZM73 92H74V94H76V92H79V95L76 94V95H75L76 97L74 96V97H75V98H74V97L72 96V95H74ZM130 92H131V93H130ZM132 92H133V93L135 92L134 95H132V94H133ZM138 92H139V94H138ZM151 92H153L154 94H152ZM161 92H162V93H161ZM163 92H164V93L167 92V93H165V94H166L165 97L168 96V97L171 99V100H170V99L167 97V98H168L167 101L169 100L168 103H166V101H163V100H165V98H164V99L162 98L163 95H164ZM206 92H207V93H206ZM208 92H210V93L208 94ZM214 92H215V91H214ZM214 92H213V93H214ZM217 92H216V93H217ZM15 93H16V94H15ZM38 93H39V94H38ZM41 93L44 94V92H41ZM49 93H51V92H49ZM69 93H70V94H69ZM93 93L95 94V96L99 97V99H98L97 97H94V96H93V95H94ZM120 93H121V94H120ZM144 93H145V94H144ZM146 93H148V95H146ZM156 93H157V95H156ZM158 93H159V94H158ZM202 93H201V95H202ZM216 93H214V94L216 95ZM228 93H229V94H228ZM231 93H232V96H233V97L231 96ZM233 93L236 94V95L234 96ZM240 93H241V92H240ZM240 93H239V97H237L238 99H239L240 97H243V94L241 93V94H242V96H241ZM257 93H258V95H257ZM2 94H3L4 97L2 96ZM22 94H23V93H22ZM22 94H21V96H24V95H25V94H24V95H22ZM45 94H44V95H45ZM47 94H46V95H47ZM81 94H82V95H81ZM92 94H93V95H92ZM112 94H113V95H112ZM149 94H150V95H149ZM160 94H161V96H160ZM162 94H163V95H162ZM206 94H207V95H206ZM5 95H7V94L5 93ZM86 95H87V96L91 95V97L89 96L90 98L87 97L88 100H89V99L91 100V98H92V101H91V102H90V101H87ZM135 95H136V96H135ZM153 95H154V96H153ZM170 95H171L172 97H170ZM217 95H218V93H217ZM220 95H219V96H220ZM227 95H228V96H227ZM229 95H230V96H229ZM256 95H257V96H256ZM11 96H12V95H11ZM11 96H10V97H11ZM59 96H60V97H59ZM62 96H64V97H62ZM65 96H67V97H65ZM69 96H71V98H69V100H68V97H69ZM78 96H79V98H81L82 100H84V99H83L84 97L86 98V100H84V104H85L86 101H87V102H86L87 104L89 103V105H88V107H89L88 109H89V110H88L87 108H85V106L87 107V105H84V104L82 105V104H80L81 106H84V109H85L86 111L88 110V113L85 112L84 109H83V111H81V106L79 105V103H78V104L75 103V102H79V101L81 100V99L78 98ZM101 96H102V97H101ZM109 96H110V98H111L112 96H114V97H112V100H111V99L109 98ZM131 96H134V97H132L133 99H131ZM138 96H140L141 98L138 97ZM142 96H143V97H142ZM147 96H148V97H147ZM149 96H150V98L153 96V97H152L153 101L149 98ZM155 96H156V97L158 96V98H156ZM173 96H174V97H173ZM180 96H181V95H180ZM182 96H183V95H182ZM185 96H186V97H185ZM221 96H220V98H221ZM251 96H253V97H251ZM259 96H260L261 98H258ZM2 97H3V98H2ZM28 97H29V98H28ZM61 97H62V98H61ZM93 97L96 98V99H94ZM144 97H145V98H144ZM146 97L149 98V100H151V101H150V102H147V101H149V100H146V102H145L144 99H147ZM160 97H161L162 99L159 100ZM193 97H194V98H193ZM204 97H205V98H204ZM210 97H211V96H210ZM63 98H64V99H63ZM77 98L79 99V101H78V100L75 101ZM100 98H101L102 100H100ZM107 98H109L110 102L108 101ZM136 98H137V99L139 98V100H138V102L136 101V103H135V102H133V101H135ZM142 98H143V99H142ZM155 98H156V99H155ZM187 98H190V99H187ZM251 98H254V99L251 101ZM262 98H263V99H262ZM16 99H17V98H16ZM16 99H15V100H16ZM23 99H25V101H23ZM29 99H31V100H29ZM53 99H54V98H53ZM73 99H75V100H74L75 102H73ZM154 99H155V100H154ZM185 99L188 100V101H186ZM196 99H198V100H196ZM232 99H233V100H232ZM255 99H257V100H255ZM261 99H262V101H261ZM6 100H7V99H6ZM27 100H28V101H27ZM45 100H46V101H45ZM62 100H63V101H62ZM99 100L101 101V103L103 102V100H104V102H105V104H101V103H99V104H100L99 106H101V107H99L100 109L98 108V109H99V113H101L102 111H105V112H106L107 109H108L109 107H111V108L114 110V111H113V110L111 111V108H110V110H108V112L111 111V113H113V112H114V113H113V114H110V112H109L110 115L108 114V115H107L108 117H106L105 119H104L105 116H104V115L102 116V114H101V116H100V114L97 113L98 111L96 112V109H95V108L98 107V105H97L98 102H97V104H96L95 102H96V101H99ZM140 100H142V101H140ZM177 100L174 99V101H176V102H174V103L179 104V103H177ZM192 100H193V102H192ZM201 100H202V99H201ZM209 100H210V101H209ZM230 100H232L233 102L230 101ZM259 100H260V101H259ZM3 101H4V102H3ZM50 101H52V100H50ZM70 101H71V103H73V104H71ZM93 101H94V102H93ZM100 101H99V102H100ZM111 101H112V102H111ZM154 101H156L155 104L152 103V102H154ZM206 101H207V99H206ZM234 101H235V102H234ZM253 101H254V103L257 102L258 105H257L256 103H255L256 105H253L252 103H250V102H253ZM258 101H259L260 103H262V104H260V105H262V106L259 105ZM52 102H54V100H53ZM92 102L94 103V105L96 104L97 106H94V105H93V106H94V107L92 108L93 110L91 109V111H93V112H92V114H91L90 108L92 107V106H91V105H92ZM108 102H109V103H108ZM139 102H140V103L142 102L143 104H140ZM163 102H165V103H163ZM238 102L241 103L242 105H241V104H238ZM248 102H249L250 104H252L253 106H251L250 104H248ZM18 103H16V104H18ZM26 103H22V104H26ZM38 103H40V104H38ZM80 103H83V101H82V102L80 101ZM90 103H91V104H90ZM107 103H108V104H107ZM129 103L132 104V105L130 106ZM134 103L136 104V105H135L136 107L133 106ZM137 103L139 104V106H137V105H138ZM144 103H145V104H144ZM146 103H147V104L150 103V105H149L150 108H149L148 105H146ZM151 103H152V104H151ZM174 103H173V104H174ZM199 103H200V104L202 103V104L204 105V103H207V102H205V101H204V102H203V101L200 102V101H199ZM57 104H58V105H57ZM59 104H60V105H59ZM69 104H71L72 106H74V104H77V105H76L77 108H79V107H78V105H79V106H80L79 109H80V111L83 112V113H82V114H81V113H80V114H79V113H76V114H75V112H77L79 109L75 108V110H74V108H73L71 105H69ZM114 104H115V107H114ZM116 104H117V107H118V108H116ZM127 104H126V105H127ZM224 104H225V105H224ZM236 104H237V105H236ZM247 104H248V105H247ZM7 105H8V106H7ZM10 105H11L10 108H12V109H7V107H9ZM13 105H14V107H13ZM41 105H42V104H41ZM53 105H54V104H53ZM102 105H106V106H102ZM108 105H109V107H108ZM143 105H145V107L147 106L146 110H150V109H151V110L149 111V113H146V114H145V112H144V114H143V110L146 111V110H145V107H144ZM208 105H209V104H208ZM222 105H223V107H222ZM233 105H234V106L236 105V107H234V108H233V111H231ZM5 106H7V107L5 108ZM18 106H19V107H18ZM61 106H62V108H61ZM64 106H65V107L68 106L69 109H70V106H71V107H72V110H74V112H73L72 110L70 111L68 108H67L68 110H66V108H65ZM76 106H74V107H76ZM112 106H113V107H112ZM122 106H123V105H122ZM164 106H165V107H164ZM169 106H170V105H169ZM212 106H211V107H212ZM224 106H226L225 109H226L227 107H230L231 109L229 110V108H228L227 110H223ZM247 106H249V107H251V108L253 107L254 110H253V108H252V111L249 110V109L246 110V109H247ZM254 106H255V107H254ZM40 107H42V106H40ZM47 107H48V108H47ZM102 107H103L104 109H105V107H108V108H107L106 110H102V111H101V109H103ZM124 107H125V106H124ZM137 107H138V108H137ZM142 107H144V108H142ZM156 107H157V106H156ZM216 107H217V108H216ZM259 107H261V108L259 109ZM14 108H15V109H14ZM58 108H60V109H59L60 112L58 111ZM63 108L65 109L64 111H62ZM114 108H115V109H114ZM159 108H160V107H159ZM255 108H258V110L255 109ZM262 108H263V110H262ZM116 109H117V110H116ZM137 109H138V111H137ZM140 109H142V110H140ZM152 109H154V110H152ZM157 109H158V108H157ZM161 109H160V110H161ZM211 109L214 110V107L211 108ZM211 109H208V110L211 111ZM220 109H221V110H220ZM238 109H239V108H238ZM5 110H6V111H5ZM9 110H10V112H9ZM48 110H47V111H48ZM51 110H52V111H51ZM158 110H159V109H158ZM160 110H159V111H160ZM163 110H162V113H163L162 116H164V114L166 115L167 111H168L167 114L170 113V112H169L170 110H167V108H166L164 111H163ZM213 110H212V112H213ZM219 110H220V111H219ZM228 110H229V111H228ZM242 110L239 109L238 111H236V112H238V113L235 112V113H234V116H235V117H238V118L241 116L242 118H241V117H240V118L243 120V116L240 114V112H241ZM256 110H257V112H256ZM259 110H260V111H259ZM14 111H15V112H14ZM57 111H58V113H57ZM65 111H66V112H65ZM68 111H70V112H69L70 114L68 113ZM80 111H78V112H80ZM100 111H101V112H100ZM135 111H137V112H136L137 115L135 114ZM140 111H141V112H140ZM153 111H154V112H153ZM165 111H166V112H165ZM215 111L213 112L214 114L212 113L213 115H212V114L209 115L211 112H210V113H207L208 111H206V110L201 111V112H202V113L204 112L203 114H206V113H207V115H209L208 117L211 116L212 118L215 119L216 117H214V116H216L215 113H217V111H216V112H215ZM246 111H247V112H248V111H251V112H248V113L246 114ZM253 111H255V113H254ZM2 112H3V113H2ZM8 112H9V113H8ZM11 112H12V113H11ZM19 112H20V113H19ZM42 112H43L44 114H43ZM63 112H65V113H63ZM94 112H95V116L97 115V116H96L97 119H100V117H101V119L98 120V121H101V122L97 123L98 126H99V128H97V129H99V132H98L97 129L95 130V127H97V126L94 125V124H92V123H95V121L97 120V119L94 120V118H96L95 116H94L93 118H90V119H93L92 123H91V120H90V121H89V120L87 121V119H89V114H90V116H91V115L93 116ZM146 112H148V111H146ZM151 112H152V113H151ZM156 112H157V111H156ZM156 112H155V113H156ZM164 112H165V113H164ZM193 112H194V111H193ZM195 112H196V110H195ZM195 112H194V113H195ZM227 112H225L226 115H227ZM252 112H253V113H252ZM14 113H15V115H14ZM29 113H30V115H29ZM56 113H57L60 117H59ZM62 113H63V115L65 114L66 116H65V115L63 116ZM66 113H67V114H66ZM84 113H85V114H84ZM86 113H87V114H86ZM103 113H104V112H103ZM106 113H107V112H106ZM155 113H154V114H155ZM157 113H158V112H157ZM196 113H197V112H196ZM220 113H219V114H220ZM244 113H245L246 115H245ZM19 114H20V115H19ZM40 114H41V115H40ZM71 114H72V115H73V114L76 115V117L73 116V117H75V120H74V118L71 116ZM78 114H79V115H78ZM104 114H105V113H104ZM118 114L120 115V113H118ZM129 114H130V116H131L130 118H128V117H129V116H128ZM131 114H132L133 116H132ZM154 114H152V115H154ZM160 114H161V112H160ZM235 114H236V115H237V114H238V115L240 114V116H238V115L236 116ZM248 114H250V115L252 114V115L249 116ZM7 115H8V116H7ZM13 115H14V117H13ZM18 115L21 116L22 118L19 119V118H18V117H19ZM28 115H29V116H28ZM81 115H84V116L86 115L88 118H87L86 116H85L86 118H84V116H81ZM116 115L118 116L119 120H120V119L122 120V122L120 121V122H121L120 124H119V121H118V120H117V122H112V123L110 122L111 125H109L110 123H109V124H106V122L108 123L109 120L111 121V120L113 119L112 121H115V120H116L115 117H117ZM134 115L137 116V117H136L137 119H135V121H134V118H135ZM144 115H145V117H146V116L149 117V119L146 117L147 119H146V121H145V120H144L145 117H143ZM221 115H220V116H221ZM226 115L224 116V119H222V121L225 120V117H226V119H230V118L233 117V116H232L233 114H232V115L230 114L231 117H229L228 115L226 116ZM247 115H248L249 117H247ZM9 116H10V117H9ZM11 116L13 117V119H15L14 121H13V119H12ZM38 116H37V117H38ZM68 116L70 117V119H69ZM78 116H79V118H80V116H81V118L83 117L84 119H86V121H84V119L82 118V120H81V122H80V119H81V118L79 119ZM92 116H91V117H92ZM109 116H111V118H110ZM127 116H128V117H127ZM139 116H140V118L143 117V118H141V120L143 119L142 121L140 120ZM166 116H167V115H166ZM204 116H206V115H204ZM257 116H258V118H257ZM58 117H59V118H58ZM64 117L68 118L70 121H69V120H66ZM102 117H103V118H102ZM132 117H134V118H132ZM150 117H151V118H150ZM211 117H210V118H211ZM217 117H218V116H217ZM235 117H233V118H235ZM6 118H7V119H6ZM16 118H18V119H16ZM29 118H31V119H29ZM32 118L35 119V120H32ZM61 118L65 119V120L61 121ZM71 118H73V119H71ZM114 118H115V119H114ZM118 118H117V119H118ZM126 118H128V119H126ZM199 118H201V117H199ZM240 118H239V119H240ZM246 118H247V119H246ZM5 119H6V120H5ZM8 119H9V122L7 121ZM21 119H22V121H21ZM27 119H29V120H27ZM44 119H43V120H44ZM77 119H78V120H77ZM106 119H108V121H107ZM220 119H221V118H220ZM241 119H240V120H241ZM253 119H251V120L253 121ZM261 119H264V118L261 117ZM261 119H260L258 122H257V121L254 122V121H253V123H254L253 126L251 125L252 122H251V124H249V125L246 123V124H247V126H246V125H244L245 122H244V121H241V123H243L242 125L246 127V132L249 131V135H251V134H255V136L251 135L250 137H252V136H253V137H256V136H257L256 133H258V132L260 131V132H259V133H260V136H261L260 138H261V139L264 138V135H261V132L263 133V130H264V129H261V128H263V126H261V125H264V123L262 124L261 122H264V121H261ZM17 120H18L20 123L18 122V124H17ZM26 120H27L28 122H30V120H32V122L29 124L30 127H29V125H26L28 122L25 124ZM71 120H72V122H71ZM103 120H105V121H103ZM139 120L141 121V123H140ZM147 120H149V122H148ZM152 120H154V121H152ZM217 120H219V119H217ZM217 120L215 119V121H217ZM251 120H250V121H251ZM6 121H7V122H6ZM11 121H12V123H11ZM53 121H54V122H53ZM57 121H56L55 123H57ZM66 121H67V122L69 121V122L66 123ZM73 121H74L75 123H74ZM76 121H78V122H76ZM83 121H84V122H83ZM124 121H125V123H124ZM144 121L147 122V123H145ZM215 121H213V122H215ZM220 121H221V120H220ZM222 121H221V122H222ZM225 121H227V120H225ZM225 121H224V122H225ZM229 121H230V120H229ZM260 121H261V122H260ZM14 122H16L17 125L21 124V126H22V124H23V125L25 124V125L23 126L24 128H19L20 125L17 126ZM22 122H23V123H22ZM88 122H90V124H91L92 126H91ZM96 122H97V121H96ZM129 122H130V121H129ZM157 122H158V121H156V124H157ZM210 122H211V121H210ZM210 122H209V123H210ZM213 122H211V123H213ZM221 122H220V123H221ZM55 123H54V124H55ZM78 123H79V124H78ZM113 123H114V125H113ZM189 123H190V122H189ZM205 123H206V122H205ZM205 123H204V125H205ZM217 123L219 124V121L216 122V125H217ZM226 123H227V122H226ZM259 123H261V124H259ZM49 124H50V125H49ZM87 124H88L87 127L90 126L89 129H88L87 127H86V129H85V126H86ZM123 124H124V125H123ZM158 124H159V125H162L160 122H159ZM158 124L155 125V123H154V125H155L154 127L158 126V127H156V128H159V125H158ZM163 124H164V123H163ZM190 124H192V122H191ZM202 124H203V123H202ZM202 124H199V126H202ZM228 124H229V122H228ZM230 124H232V123H230ZM230 124H229V125H230ZM233 124H234V123H233ZM233 124H232L231 126H233ZM239 124H240V122H239ZM239 124H238V125H239ZM257 124L261 126V127L258 126V128H257V129H258V132H256L257 129H255L256 127H254V125L257 126ZM52 125H53V126H52ZM75 125H74V126H75ZM93 125H94V127H93ZM104 125H106V126H104ZM108 125H109L110 128H112V129L114 128V130L108 131V130H110V128L108 127ZM117 125H118V126H117ZM120 125H122V128L120 129L121 131H119V129H117V128H120V127H121ZM165 125H166V123H165ZM165 125L162 126L163 129H162L161 126H160V130H161V129L163 130V131H161V132H159V129L157 130V129L153 128L152 125H151L150 127H152V128L154 129V131L157 130V132L153 133V134H156V136H157V135H159L160 133H165V132H164V127H167V126H165ZM207 125H208V124H207ZM213 125H215V123H214ZM219 125H220V124H219ZM242 125H241V129H242V127H243ZM250 125H251L252 127H254L256 133H252V132H254V129H253L252 127H251V129H252L253 131H251V129H247V127H249ZM14 126H17V129L19 128L20 131H18L19 129L17 130L16 128H14ZM25 126H26V127L28 126L30 129H31V127H33V128L31 129L32 133L30 132V129H29V132H30L31 135L34 134V136H33L34 138H35V136H36V137H39V138H35L34 140H32V141H35V140L37 139V141L40 142V143H39V142L35 141V144H36L38 147H36V145H35V146H32L31 144H30L31 146L28 145V142H30L31 139H33V138L30 139V137L27 135V132H26V131H28V130H27V128H25ZM101 126H102V127H101ZM176 126H177V125H176ZM186 126H187V125H185V128H187ZM192 126H193V125H188V128H189V129H186V131H187L188 133H190V130H191V131H192V130H195V128H196V124L194 125L195 128H193ZM197 126H198V125H197ZM217 126H218V125H217ZM221 126H222V124L220 125V127H221ZM234 126H235V125H234ZM11 127H12V128H11ZM60 127H61L62 130L60 129ZM92 127H93V129H92V130H93V134L90 133V132H92V130H91ZM150 127H148V128H150ZM205 127H206V126H205ZM207 127H208L207 129L203 127L204 130L206 129L205 131H208V134L206 133V136H207V135H210V134H209V131H210V130H208L210 126H207ZM212 127H214V126H212ZM226 127H227V126H226V124H225V125H224V128H223V127H222V128L225 129ZM229 127H230V126H229ZM13 128H14V129H13ZM39 128H38V129H39ZM45 128L42 129V127H41L42 130H45ZM82 128H83L84 130H83ZM105 128H107V129H105ZM215 128H216V129H215ZM215 128H214L213 130H215V132L218 131L216 126H215ZM218 128H219V126H218ZM236 128H238V129L236 130ZM259 128H260V130H259ZM1 129H0V131H2ZM7 129H8V131H7ZM21 129H22V130H21ZM23 129H25L26 131L23 130ZM38 129L36 130V132H37V131H40V133H41L40 135H41V136L46 134L45 136L41 137L42 140H44V143H45L47 140L45 141V138H44V137H46V139H47V134L49 135L50 132H47V129H46V130H45V134H43L44 132L41 131V130H38ZM146 129H147V128H146ZM146 129H145V131H146ZM150 129H151V128H150ZM165 129H168V127L165 128ZM196 129H197V131H200V128H199V127L196 128ZM201 129H202V127H201ZM203 129H202V130H203ZM211 129H212V128H211ZM223 129H222V130H223ZM226 129H227V128H226ZM229 129H230V128H229ZM231 129H232V128H231ZM239 129H240L239 126H238V127L235 126L234 129H233V131L236 130V132L239 133V131H238ZM241 129H240V131H241ZM243 129H244V128H243ZM11 130H12V131H11ZM13 130H14V131H13ZM35 130H34V131H35ZM81 130H82V131H81ZM90 130H91V131H90ZM94 130L97 131L99 134H96L97 132H94ZM115 130H118L119 132H118V133L116 132L117 134H115V133H114ZM124 130H123L122 132H125ZM129 130H128V131H129ZM132 130L130 131L131 133L127 131L126 134H127V135H129V133L132 134ZM135 130H136V128H135ZM138 130H139V129H138ZM138 130H136L137 132H136V131L133 132L134 135H135V133H140V132H142V131H140V130H139V132H138ZM147 130H149V129H147ZM179 130H181V129H179ZM213 130H212V131H213ZM219 130H220V129H219ZM244 130H245V129H244ZM100 131H101L102 133H101ZM104 131H105V132H104ZM152 131H153V130L151 129V132H152ZM154 131H153V132H154ZM165 131H166V130H165ZM186 131H184V133H186ZM205 131H204V135H205ZM231 131H232V130H231ZM233 131H232V132H233ZM8 132H9L10 134H9ZM11 132H12V133H11ZM15 132H16V134H14ZM17 132H18V133H17ZM29 132H28V134H29ZM51 132H52V131H51ZM59 132H60V134H59ZM63 132H65V133H63ZM103 132H104V133L109 132V133H108V134H104ZM146 132H148V131H146ZM158 132H159V134H157ZM176 132H177V134H178V133H181L180 135L183 134L182 131H180V132L176 131ZM220 132H221V130H220ZM220 132H216V134H217V133H220ZM244 132H245V131H244ZM244 132H243V133H244ZM250 132H251V133H250ZM19 133H20V134H19ZM22 133H23V134H22ZM84 133H85V132H84ZM110 133L113 134V135L115 136V137H113V138H115V141H113V139L111 140L112 136L110 137V140L113 141V142H112L113 145H110V143H109V142H111V141H109V137H108ZM210 133H211V132H210ZM213 133H214V132H213ZM222 133H223V131H222ZM222 133H220V135H221ZM229 133H230V132H229ZM240 133H241V132H240ZM243 133H242V134H243ZM247 133H248V132H247ZM247 133H245V134H247ZM5 134H6V136H5ZM8 134H9V135H8ZM11 134H12V135L14 134V135H13L14 138L11 137V136H12ZM18 134H19V135H18ZM21 134H22V136H20ZM30 134H29V135H30ZM63 134H64V135H63ZM91 134H92V136L95 135V134L97 135V136L95 135L96 137H94V138H95L94 140H96V141H95L96 144L93 143V142H94L93 140H90V139L93 138V137L91 136ZM101 134H103V135H101ZM123 134H125V133H123ZM123 134L121 133V135H120L122 138H118V139L122 140V141L120 142V144H118V145H120V147H121V143H122L123 140H124V137H125V140H124V141H126V138H128L129 141H130L129 136H125V135H123ZM142 134H143V133H142ZM142 134H141V135H142ZM150 134H151V133H150ZM153 134H151V135H153ZM214 134H215V133H214ZM214 134H213V135L211 134V135L214 136ZM225 134H226V133H225ZM227 134H228V132H227ZM10 135H11V136H10ZM17 135H18L19 137H17ZM23 135H25V136L27 135V136H26V139H27V138H28V139L26 140V139H25V136H23ZM31 135H30V136H31ZM134 135L132 134V136H134ZM160 135H161V134H160ZM220 135H217V136H220ZM228 135H229V134H228ZM8 136H10L11 139H9L10 137H8ZM50 136H51V135H50ZM56 136H57V135H56ZM62 136H63V137H62ZM68 136H69V135H68ZM99 136L101 137V139H103V140L101 141L102 143L100 142L101 144H100V143L98 144V142L101 140V139L99 140V138H100ZM105 136H106V138L108 137V138H107L108 140H106ZM118 136H119V135H118ZM120 136H119V137H120ZM215 136H216V135H215ZM226 136H227V135H226ZM243 136H244V135H243ZM243 136H242V137H243ZM247 136H248V135H247ZM247 136H246V137H247ZM262 136H263V137H262ZM6 137H7V138H6ZM22 137H24V138H23L24 140L22 139V141H25V140H26V143H27L28 146L25 147L26 143L23 142V143H21V148H20V147H19V148L15 147V146H17V144H18V146H20V142L18 143V140L20 141V139H21ZM72 137H73V136H72ZM76 137H75V138H76ZM87 137H88V138H87ZM89 137H91V138H89ZM97 137H98V138H97ZM103 137H104V138H103ZM250 137H248L249 140H248V138L246 139L247 141L244 140V144H246V145L248 146V147H246V148H248V149L250 148L249 146L252 145L251 149H252V150L254 149L255 152H256V153H253V154H255V155L258 154V155H259V154L262 152V149L264 150V146H263L264 141H263V142L261 141V145L259 144V145L261 146V147L259 146V147L261 148V150H260V148H259L258 146H257V148H256L255 145L253 146L254 141L256 142V140H253L254 138H253V137L250 138ZM257 137H259V134H258ZM257 137H256L255 139H258ZM3 138H5V139L7 140V142H8V141H9V142H10V141H11V142H14V141L16 140L15 142H17V143L14 142L15 145H14L13 143H7L6 146H8V147H5L4 145L6 144V140H5V139L3 140ZM58 138L60 139V137H58ZM58 138H57V139H58ZM62 138H65V139H62ZM67 138H68V139H67ZM96 138H97V139H96ZM235 138H236V137H235ZM239 138H241V136H240ZM243 138H245V136H244ZM243 138H241V139H243ZM17 139H18V140H17ZM38 139H40V140H38ZM48 139H49V138H48ZM79 139H81V140H79ZM85 139H86V140H85ZM87 139H89L88 141L91 142L90 144L87 143V142H88ZM104 139H105L106 141H105ZM237 139H238V138H237ZM251 139H252V140H251ZM261 139H259V140H261ZM63 140H64V141H63ZM65 140H66V141H65ZM69 140H70V142H69ZM76 140H77V139H76ZM82 140H83V141H82ZM84 140L87 141V142H86V143H87L86 145H84V144H85V141H84ZM214 140H215V139H214ZM231 140H232V139H231ZM234 140H235V139H234ZM234 140H233V141H234ZM239 140H240V139H239ZM239 140H238V142H239ZM263 140H264V139H263ZM22 141H21V142H22ZM32 141H31V142H32ZM81 141H82V142H81ZM92 141H93V142H92ZM107 141H108L109 145H108V144H107V145H104V148H105L106 146H109V147H108L109 149H110V147H112V148L110 149V151H111V153H115L114 156H113V154L110 155L111 153H108V151H109L108 148H107V150H106V151H107L106 153H103V151H104V150H102L103 148L101 149V147H103L104 142L107 143ZM129 141L127 140V142H125V143H126V144L129 143ZM131 141H132V140H131ZM219 141H220V140H218V142H217L218 144H219ZM223 141H225V140H223ZM223 141H221V142H223ZM245 141H246V143H245ZM250 141H251V144L249 143ZM252 141H253V144H252ZM3 142H4V143H3ZM74 142H75V143H74ZM214 142H216V141H214ZM221 142H220V143H221ZM225 142H226V141H225ZM231 142H232V141H231ZM231 142L229 141V144H230ZM258 142H260V141L257 140V143H256V144H258ZM33 143H34V142H33ZM33 143H32V144H33ZM48 143H49V142H48ZM63 143H64V144L67 143V145L65 144V145H66V146H65ZM69 143H70L72 146H71ZM112 143H111V144H112ZM123 143H124V142H123ZM123 143H122V144H123ZM211 143H213V142H211ZM236 143H237V142H236ZM241 143H242V140H241ZM241 143H240V144H241ZM247 143H248V144H247ZM1 144H2V145H1ZM68 144H69V145H68ZM73 144H74V145H73ZM75 144H76V145L78 144V146H75ZM81 144H82V147H81ZM92 144H94L95 146L98 144V145H97L98 148L101 146L100 149L102 150L103 157L105 156L106 159H105V157L102 158V154H101V156H100L99 153H100L101 151H100V152L98 151V150H100V149H96L95 146L92 145ZM221 144H222V143H221ZM231 144H232V143H231ZM237 144H238V143H237ZM242 144H243V143H242ZM244 144H243V146L240 145V147H245L246 145H244ZM249 144H250V145H249ZM23 145H24V146H23ZM43 145H44V144H43ZM43 145H40V147L43 146ZM48 145H49V144H48ZM48 145H45V146L47 147ZM50 145H52V144L50 143ZM54 145H56V144H54ZM62 145H63V146H62ZM99 145H100V146H99ZM118 145H116L115 147H119ZM127 145H128V144H127ZM127 145H124V144H123V147H127ZM213 145H214V144H213ZM215 145H216V144H215ZM215 145H214V146H215ZM219 145H220V144H219ZM227 145H228V144H227ZM2 146H3V147H2ZM13 146H14V148H15L16 150H14ZM60 146L63 147V149H64V148H65V149H64V150H61L62 148H61ZM70 146H71V147H70ZM89 146H90V147H89ZM91 146H93V147H91ZM97 146H96V147H97ZM217 146H218V145H217ZM229 146H231V145H229ZM237 146H239V144H238ZM237 146H235L236 149L238 148ZM9 147H10L11 149H10ZM35 147L38 148V149H35ZM46 147H45V148H46ZM69 147H70L71 149H70ZM73 147L75 148L74 150L72 149ZM78 147L81 148L80 150L84 149V147H88L89 149H90V148L93 149V150L96 149L97 151L94 150L93 153H92V152H91L92 150L90 151L88 148H85V149H84L85 153H84L83 150H82V151H79V148H78ZM120 147H119V148H120ZM123 147H122V148H123ZM218 147H219V146H218ZM218 147H216V148H218ZM220 147H221V145H220ZM231 147H233V144H232ZM253 147H255L256 149L253 148ZM7 148H8L9 150H8ZM67 148H68V149H67ZM128 148H129V149H128ZM128 148H127L128 151L131 149V150H130V153H132L131 151H132L133 149L130 148V147H128ZM246 148H245V149H246ZM258 148H259V149H258ZM4 149H5V150H4ZM30 149H31V148H30ZM43 149H44V148H43ZM51 149H52V148H51ZM76 149H77V150H76ZM86 149H87V150H86ZM124 149L127 150L126 148H124ZM239 149H240V148H239ZM239 149H238V150H239ZM257 149H258V150H257ZM6 150H8V151H6ZM17 150H18V151H17ZM19 150H20V151H19ZM53 150L55 151V149H54V148L52 149L53 154H54V153L56 154V152H54ZM58 150H59V151H58ZM65 150H66V151H65ZM67 150H68V152H67ZM69 150H71V153H74V151H75V153H77V154L74 153L73 155H70V154H69V155H66V154L70 153ZM88 150L90 151V153H92L93 156L88 152ZM122 150H123V149H122ZM205 150H206V149H205ZM207 150H208V148H207ZM209 150H210V149H209ZM209 150H208V151H209ZM259 150H260V152H258ZM15 151H16V152H15ZM25 151H26V150H24L23 152H25ZM38 151H39V150H38ZM42 151H43V150H42ZM46 151H47V150H46ZM48 151H51L50 148H49ZM48 151H47V152H48ZM62 151H63V152H62ZM64 151H65L66 153H65ZM72 151H73V152H72ZM86 151H87L88 153H86ZM95 151L98 153V156H97V153L94 154ZM112 151H113V152H112ZM123 151H124V150H123ZM123 151H122V152H123ZM128 151H127V152H128ZM203 151H204V150H203ZM203 151H200V153H199V152L197 153L199 157H198L197 155L195 156V158H193V157H194L193 155L190 156V157H192V160H191V158H189L188 163H187V161H186L187 165L190 164L194 159H195V160H200V161H201V159L205 158V156H209V155H207L209 152L205 151V152H204L205 154H204ZM236 151H237V150H236ZM249 151H251V150H249ZM31 152H33L34 154H31ZM52 152H51V153H52ZM81 152H83L84 154H82ZM104 152H105V151H104ZM124 152H125V151H124ZM127 152H126V154H127ZM134 152H136V151L134 150ZM201 152H202V154H201ZM206 152H207V154H206ZM233 152H235V149H234V148H233ZM263 152H264V151H263ZM6 153H7V154H6ZM25 153H26V152H25ZM59 153H60V152H59ZM61 153H60V156L57 154L60 158H61V155L63 156V154H61ZM107 153L109 154V155H107L108 157L106 156ZM128 153H129V152H128ZM1 154H2V152H1ZM10 154H11V152H10ZM10 154H9V155H10ZM22 154H23V153H20V154H19V157H18V154H16L17 157H18L17 159L15 158L16 155L14 156L15 160H17V161H16L17 163L14 162V161H15V160H13L14 158L12 159V161L9 160L10 162H7V161H6V162L8 163V166H7V167H10L9 169H11L12 166H11V165L9 166V163H12V164H13V163H14V164H15V163H16V164H18V163L20 164V162L23 163V161H24V160H23V156L20 157ZM53 154H52L53 157L50 155L51 160H52V158H53V159L56 161L55 158H57V157L55 156V154H54V155H53ZM250 154H252V153H250ZM23 155L25 156V154H23ZM36 155L38 156L37 153H36ZM39 155H41V152H40V151H39ZM90 155H91L92 157H91ZM95 155H96L97 157H96ZM201 155H202V157H201ZM203 155H204V156H203ZM231 155H232V154H231ZM255 155H250V157H251V156H255ZM260 155H263V154H260ZM54 156H55V158H54ZM77 156H78V155H77ZM99 156H100V157H99ZM124 156H125V155H124ZM124 156H123V157H124ZM131 156H132V155H131ZM232 156H233V155H232ZM263 156H264V155H263ZM263 156H261V157L264 158ZM31 157H33V156H31ZM41 157H43V156H41ZM41 157L39 156V158H41ZM50 157H49V158H50ZM65 157H62V158H61V159L63 160V164H64V160L66 159ZM93 157H96V160H97V161H95V158H93ZM98 157H99V158H98ZM113 157H114V158H113ZM115 157H116V158L118 157L117 160L115 159ZM133 157H134V156H133ZM255 157H256V156H255ZM261 157H260V158H261ZM2 158L0 157V160H1ZM20 158H22V160H21ZM24 158H25V157H24ZM33 158H34V157H33ZM60 158H59V159H60ZM63 158H65V159H63ZM101 158H102V159H101ZM124 158H125V157H124ZM124 158H123V159H124ZM127 158H129V156H128ZM134 158L136 159V158H138V157L135 156ZM198 158H201V159H198ZM260 158H259V159H260ZM3 159H2V160H3ZM18 159H20V160H18ZM43 159H44V158H43ZM46 159H48V158L46 157ZM57 159H58V158H57ZM61 159H60V160H61ZM67 159L65 160L66 162H67ZM93 159H94V160H93ZM104 159H105V160H104ZM129 159H130V158H129ZM132 159H133V158H132ZM205 159H206V158H205ZM257 159H258V158H257ZM2 160L0 161V165H1V166H0V170H1V171L4 169V167H3V166H4V165H3L4 163L1 164V163H2ZM7 160H8V159H7ZM37 160L39 161V160H41V159H37ZM60 160H59V161H60ZM98 160H104V161H103V163H102V161H100V163H98V162H99ZM195 160H194V165H198L197 163H195ZM18 161H20V162H18ZM26 161L28 162V161H31V160L28 159V160H26ZM35 161H36V159H35ZM49 161H50V160H49ZM57 161H58V160H57ZM57 161H56L55 163H57ZM126 161H127V160H126ZM257 161H259V160H257ZM262 161H263V160H261V162H262ZM3 162H5V161H3ZM6 162H5V164H7ZM24 162H25V161H24ZM27 162H26V164H27ZM41 162H43V161H40V163H41ZM45 162H46V161H45ZM51 162H52V161H51ZM66 162H65V163H66ZM69 162H70V161H69ZM95 162H96V164H95ZM120 162H121V163H120ZM259 162H260V161H259ZM263 162H264V161H263ZM29 163H30V162H29ZM37 163H38V162H37ZM52 163H53V162H52ZM52 163H51V164H52ZM59 163H60V162H59ZM59 163H58V166L56 165L57 167H59ZM61 163H62V161H61ZM67 163H68V162H67ZM67 163H66V165H72V164H67ZM79 163H76L77 165L75 164V167H74V164H73V167H74L75 169H76V168H77V169H80V167H82V168L85 167V166L83 167L81 164L79 165ZM84 163H83V164H84ZM119 163H120V164H119ZM186 163H185V164H186ZM192 163H193V162H192ZM192 163H191V164H192ZM16 164H15V165H16ZM87 164H88V165H87ZM92 164H93V167H92ZM98 164H99V165H98ZM102 164H103V165H102ZM108 164H109V163H108ZM185 164H182V168H186V167H187V166H185V167L183 166V165H185ZM2 165H3V166H2ZM20 165H21V164H20ZM20 165H19V166H20ZM23 165H25V164H23ZM23 165H22V166H23ZM34 165H36V163H35ZM38 165H40V164H38ZM49 165H50V164H49ZM106 165H107V164H106ZM106 165H105L104 168H106ZM121 165H122V166H121ZM123 165H124V166H123ZM126 165H127V166H126ZM219 165H222V164L219 163ZM19 166H18V167H19ZM27 166H28V165H27ZM27 166H26V168H29L30 165H29L28 167H27ZM36 166H37V165H36ZM41 166H43V164H42ZM41 166H40V168H41ZM51 166H52V165H51ZM61 166H62V165H61ZM76 166H77V167H76ZM78 166H80V167L78 168ZM97 166H98V167H97ZM107 166H108V165H107ZM109 166H108V168H109ZM198 166H199V165H198ZM222 166H223V165H222ZM1 167H3V168L1 169ZM14 167H15V166H14ZM14 167H12V169H13ZM34 167H35V166H34ZM37 167H39V166H37ZM67 167H68V166H67ZM73 167H72V168H73ZM86 167H85V168H86ZM125 167H124V168H125ZM128 167H127V168H128ZM188 167H189V166H188ZM15 168H16V167H15ZM15 168H14V169H15ZM20 168H21V170H22L23 173H21V172L18 171V174L20 173L19 176H24V177H25L24 173L26 174V172L28 171V169H27V171H23V170H25L26 168H25L24 166H23V167H20ZM20 168H19V169H20ZM22 168H23V169H22ZM30 168H33V167H30ZM42 168H43V167H42ZM42 168L37 170L36 167H35V170L37 171V173H32V170L29 171V176H28V173H27L26 176H28V177H25V178H24V182L26 181V183H27V181H31V183H32L33 181H35V180L37 179V183H38V180H41V179H42L41 177H42V175H43V174H41L40 177H39L38 171H41ZM110 168H109V169H110ZM180 168H181V167H180ZM6 169H7V168H5L4 170L6 171ZM12 169L9 170V171L7 170V171H8L7 173H6L4 170L2 171L3 174L5 173L4 175H6V176H5L6 178L4 177L3 174H2L3 177H1V175H0V180H1V181H0L1 183H0V184L2 185V188H1V185H0V189H1V191L3 190L4 187H5V189L7 190V186H8V189L11 191V189L13 190V188H14V189L16 188L15 186H13V184H14V185H15V184L18 185L17 183L21 181V179H19L20 177L18 178V174H17V172H15V170H12ZM19 169H17V170H19ZM53 169H54V168H53ZM55 169H59V168H55ZM64 169H65V167H64ZM77 169H76V170H77ZM98 169H99V168H98ZM112 169H111V170H112ZM17 170H16V171H17ZM47 170H50V171H48L49 173L52 171V169H46V171H47ZM59 170H61V168H60ZM80 170H81V169H80ZM11 171H13V174L11 173ZM33 171H34V170H33ZM44 171H45V169H44ZM44 171H42V173H43ZM69 171H70V170H69ZM73 171H74V170H73ZM77 171H78V170H77ZM96 171H98V170H96ZM130 171H132V169H130ZM14 172L16 173L17 177H16V175H14ZM34 172H35V171H34ZM48 172H46L45 174L50 175V174H48ZM53 172H55V171H53ZM53 172H51V173H52V176L54 177V174H55V173H53ZM56 172H58V171H56ZM64 172H65V171H64ZM64 172H63V173H64ZM71 172H72V171H70V175H71ZM110 172H111L112 174H114V171H110ZM9 173H11L10 176L13 175L14 181H13V178H12V177H10V178H12V179H9V177H7V176H9V175H7V174H9ZM30 173H31V174H30ZM39 173H40V172H39ZM59 173H62V172L60 171ZM99 173H100V171H99ZM99 173H98V174H99ZM107 173H108V172H107ZM22 174H23V175H22ZM35 174H36V179H35V180H33L35 176H34L33 179H32L33 181H32V180H29V179L26 180V178H29L31 175H35ZM65 174H66V173H65ZM65 174H64V175H65ZM73 174H74V173H73ZM105 174H106V172H105ZM115 174H116V176H117V173H116V172H115ZM58 175H59V174H58ZM62 175H63V174H61V176H62ZM64 175H63V177H64ZM66 175H67V174H66ZM70 175H69V176H70ZM14 176H15L16 178H15ZM55 176H56V178L58 179V177H57L56 174H55ZM59 176H60V175H59ZM69 176H68V177H69ZM71 176H72V175H71ZM110 176H112V175H109L108 177H110ZM113 176L115 177V175H113ZM113 176H112V178H111V177L109 178L111 182H110V181H106L107 178L104 179V180L107 182V185H108V186L113 187V186H111L110 184H112V183L114 184V183H115V184L117 185V183H118L119 188H120V187L122 186V185L120 186V184H124V182L127 184V181H125L124 179H123L124 182L121 183L122 180L120 179V178H121L120 176H119L118 180H117L116 177L114 178ZM37 177H39L40 179L37 178ZM44 177H45V176H43V178H44ZM95 177H96V176H95ZM101 177H102V176H101ZM117 177H118V176H117ZM2 178H3V179H2ZM21 178H23V177H21ZM45 178H46V177H45ZM50 178L52 179V182H53V180L55 181V179H56L55 177H54L55 179H53L52 177H50ZM64 178H65V180H66L67 177H64ZM64 178H63V179H64ZM73 178H74V177H73ZM103 178H104V177H103ZM57 179H56V180H57ZM61 179H62V178H61ZM109 179H108V180H109ZM114 179H115V181H114ZM119 179H120V180H119ZM2 180L4 181V184H5L6 181H8L7 183H9V181H11V182H10L11 184H7V186H6V185L4 186ZM16 180H17V181H16ZM47 180H48V179H47ZM58 180H60V179H58ZM67 180L69 181L68 178H67ZM67 180H66V181H67ZM70 180H71V182L73 181L72 179H70ZM75 180L78 181V179H75ZM112 180H113V181H112ZM42 181H43V180H41V181H39V182H42ZM116 181H117V183H116ZM119 181H120V182H119ZM24 182H21V183L23 184L24 189H25V186H26L25 184H26V183H24ZM56 182H58V181H56ZM56 182H55V183H56ZM60 182H61V181H60ZM62 182H64V181L62 180ZM79 182H80V181H79ZM109 182H110V183H109ZM29 183H30V182H29ZM29 183H27L28 186L30 185V186L28 187V189L31 188V184H29ZM37 183H36V185H37ZM74 183H75V182H74ZM76 183H77V182H76ZM119 183H120V184H119ZM19 184H20V183H19ZM22 184L19 185V186H20L19 188H18V186H17V188H18L19 190L16 188L15 190H13V193H12V191H11V192H7L5 189H4V190H5L8 194H7L4 190H3L2 194H1V192H0V197H1V200H0V206H2V205H4L5 207L8 206V209H7V207L5 208V207H3V206H2L1 208H5V209L2 210V209L0 208V211H1V212H0V214H1V215H0V246H1V247H0V251L5 250V254H3V253L0 254V258H1V255L3 256V257H2L3 259L0 260V263H1V264H2V263H3V264H11V263H12V264H15V263H16L15 259L17 260V258H18L17 261H21V260H20V256H21V257L23 256V257H22V260H23V259L26 260V261L23 260L22 263H21V262H18V263H20V264H23L24 262H25V263H27V262L31 263L32 261L34 262V261L36 260V258H38V257H40V258H41V257H42V258L45 257L44 259H46V261H47V260H48L47 258H50V259H51V257H49V256L52 255V251H54V252L56 251V250H54V248L52 249V251H50V250H51V247L49 246V244H51V246H52V245L56 244V242L52 243V241H50V240H51V237L48 238V234H51V231H50V230H53V229H54L53 226L56 225V224L53 225L52 223H54V222L56 223L57 221H55V220H58V221H60V220L57 219V218H55V217H54V218H55V220H54V219L51 218V217H53V214L57 212V209H56V208L60 209V210H59V213H60V211L62 212L63 209H64L65 207H67L66 205H68V204H62V206H59L60 208H59V207H56V208L54 207V209H56V210L54 211V209H53V212H52V210H47V209H49V208L52 209V207L50 206L51 204L49 205V204H47V203L45 202V201L47 200V198H46L45 195H44L43 197H41V196L45 193V192H43V190H41L42 188L39 187V190H38V189L35 187L36 185L33 186V184H32V187H34V188H32V190H33V189L38 190L37 192L35 191V192H36V193H35L34 190L32 191L31 189H30V191H29V190H28V191H27V190H22V189H23ZM34 184H35V183H34ZM40 184H41V183H40ZM58 184H59V182H58ZM63 184H65V183H63ZM66 184H67V182H66ZM113 184H112V185H113ZM126 184H125V185H126ZM61 185H62V184H61ZM61 185H60V186H61ZM67 185H68V184H67ZM77 185H79V183H78ZM77 185H76V186H77ZM125 185H124V189H123V187H122L123 190H122L121 188H120L121 190L118 189V190H120V192H118L117 189H116L115 191L112 192V190H114L115 188H118V186H117V187L115 186L114 189L109 188V190H111L110 192H112V193H114V192L116 193V191H117L118 193H120L121 195H123V198H124V196H125L126 194H122V193H127L126 191L133 192V191H130V190L132 189V188H130V186H131L130 184H129L130 186H128V184H127V186H125ZM10 186H12L13 188L10 189ZM54 186H55V185H54ZM68 186H69V187H68ZM68 186H67V187L71 189L72 186H71V185H68ZM70 186H71V187H70ZM73 186H74V185H73ZM80 186H81V185H80ZM78 187H79V186H78ZM126 187H127V188H126ZM74 188H75V187H74ZM79 188H80V189L82 188V190L84 189V187H79ZM79 188H76V189H73V190H76V191H77V189H79ZM129 188H130V189H129ZM20 189H21V190H20ZM26 189H27V188H26ZM127 189H128V190H127ZM9 190H8V191H9ZM71 190H72V189H71ZM84 190H85V189H84ZM20 191H22V192L26 191L27 193L30 192V193H28V194L25 192V193L27 194V196H26L25 193H23V195H25L24 198L28 197V198L30 199L31 197H34V196H36L37 194H39V191H40V195H41V196L37 195L36 197L39 196V199H38V200H37L36 197H34L36 200H34V198H33V200H32L33 202H30L31 200H29V202H28V201H27L28 199L26 200V199H24V198L22 197V192H20ZM31 191H32L33 193H32ZM78 191H81V190H78ZM88 191H89V190H87V192H88ZM123 191H124V192H123ZM4 192H5L6 195H4ZM16 192H17V193H16ZM19 192L21 193V195L19 194ZM42 192H43V194H42ZM63 192H64V191H63ZM72 192H74V191H72ZM84 192H85V191H84ZM87 192H86V193H87ZM129 192L127 193L128 196L126 195L127 198H125V199H130L129 196H130V197H133V196H134L133 193L130 194ZM76 193H77V192H76ZM16 194H17V195H16ZM30 194H31V195H30ZM33 194H34V195H33ZM45 194H47V193H45ZM78 194H79V193H78ZM80 194H81V192H80ZM82 194H85V193H82ZM129 194H130V195H129ZM1 195H2V196L4 195L5 197H4V196L2 197ZM8 195H9L11 198H10ZM11 195H13V196H11ZM19 195H20V196H19ZM87 195H88V194H87ZM114 195H115V194H112V196H114ZM121 195L119 196V195L116 193V195H115L116 197H112V198L119 199L117 196H119V197L122 198ZM7 196H8V198H7ZM80 196H81V195H79L78 197H80ZM17 197H18V198H17ZM135 197H136V196H135ZM135 197H133V198H131V199L134 200ZM3 198H4V199H3ZM19 198H20V199L22 198V200L24 199V200H23L24 202H23L22 200H20ZM43 198H44V200H43ZM121 198H120V199H121ZM186 198H187V197H186ZM12 199L14 200V202H15V204H16L15 206H14V202L11 201ZM31 199H32V198H31ZM40 199H42V201H41ZM45 199H46V200H45ZM131 199H130V200H131ZM191 199H192V197H191ZM19 200H20V202H19ZM39 200H40V201H39ZM110 200H112V199H110ZM7 201H8L9 203H7ZM17 201H18L20 204H19V203L17 204ZM26 201H27L30 205H28V203H27ZM38 201H39V202H38ZM108 201H109V200H108ZM182 201H183V200H182ZM185 201H187V199H186ZM188 201H190V200H188ZM10 202H11L12 204H11ZM36 202H37V203H36ZM42 202H43V205H42ZM47 202H48V200H47ZM22 203H23V204H22ZM24 203H26V204H24ZM35 203H36V204H35ZM45 203H46V204H45ZM77 203H78V201H77ZM77 203H76V206H77ZM183 203H184V202H183ZM188 203H189V202H188ZM10 204H11L12 206L16 207V209H15L16 211H13V210H14V207L11 208V205H10ZM32 204L34 205V207H32V206H33ZM44 204H45V205H44ZM80 204H81V202H80ZM185 204H187V202H186ZM185 204H184V206H185ZM22 205H24V206L26 205V206H25V207H24V206L22 207ZM27 205H28L29 207H28ZM35 205H36L37 207L40 205L41 207L39 206V207L37 208V207H35ZM46 205H48V207H47ZM71 205H72V204H71ZM73 205H74V203H73ZM9 206H10V207H9ZM42 206H43V207H42ZM44 206L47 207L46 210H45ZM64 206H65V207H64ZM69 206H70V205H69ZM184 206L182 207V205H181L182 208H184ZM31 207H32V208H31ZM70 207H71V208H69V210H67L66 208H65V210H66V211H70V209H73L72 207H74V206H70ZM10 208L12 209L11 211H10ZM21 208H22V209H21ZM33 208H34V209H33ZM61 208H63V209L61 210ZM67 208H68V207H67ZM182 208H180V209L182 210ZM25 209H26V210H25ZM27 209H28V210L30 209V210L28 211ZM35 209H36V210H35ZM85 209H87V208H85ZM17 210H18V211H17ZM32 210H33V211H32ZM38 210H39V211H38ZM41 210H43V211H41ZM65 210H64V211H65ZM2 211H3V214H2ZM19 211H20V212H19ZM21 211H22V212H21ZM24 211H25V212H24ZM36 211H37V213H36ZM40 211H41V212H40ZM44 211H46V218H45V214H44L45 212H44ZM48 211H51V212L48 213ZM64 211L62 212V214H63V213H66V212H64ZM6 212H7V214H6ZM9 212H10L11 215L9 214ZM14 212H15L17 215H16ZM27 212H30L31 214H29V213H27ZM38 212H39V213H38ZM92 212H93V211H92ZM4 213H5V214H4ZM21 213H22V214H21ZM26 213H27V216L25 215ZM32 213H33V215H32ZM34 213H35V214H34ZM41 213H43V215H41ZM47 213L49 214V216H48V222H49V223H48V222L45 223V221H46V219H47V215H48ZM67 213H69V212H67ZM70 213H71V211H70ZM70 213L68 214L69 216L71 215ZM98 213H99V212H98ZM20 214H21V215H20ZM50 214H51V215H50ZM56 214H57V213H56ZM2 215H3V216H2ZM8 215H9V216H8ZM31 215H32V216H31ZM37 215H38V216H37ZM65 215H67V214H65ZM97 215H98V214H97ZM20 216H21L22 218H20ZM36 216H37V217H36ZM41 216H42V219L45 218V221H44V219H43V220L41 219ZM43 216H44V217H43ZM54 216H55V215H54ZM24 217H25V218H24ZM31 217H32V218H31ZM38 217H40V220H39ZM71 217H72V216H71ZM71 217H69V218L67 217V221H68V219H71ZM98 217H99V215H98ZM98 217H97V218H98ZM9 218L12 219V220H10ZM15 218H16V220H15ZM35 218H36V219H35ZM50 218H51L52 221L50 220ZM72 218L76 219V217H72ZM77 218H78V217H77ZM13 219H14V220H13ZM26 219H27V220H26ZM28 219H29V220H28ZM83 219H84V218H83ZM20 220H21L22 223L20 222ZM49 220H50V221H49ZM72 220H73V219H72ZM84 220H87V219H84ZM4 221H5V222H4ZM14 221H16V222H14ZM31 221H33V222H31ZM34 221H36V222L34 223ZM53 221H54V222H53ZM63 221H65L64 223L67 224V225H69V224L71 223L72 226L75 225V224H73V223H77V222H75V221H74V222H73V221H70V223H69V222L66 223V222H67L66 219L63 220ZM63 221L61 220V223H60V222H59V223L62 224ZM78 221H80V222L82 221L81 223H84V222H85V221L83 222L82 218H81V220H80V218H79ZM87 221H88V220H87ZM13 222H14V223H13ZM27 222H28V223H27ZM37 222H38V223H39V222H40V223L43 222V225H42V223H41V224H40V223L38 224ZM51 222H52V223H51ZM72 222H73V223H72ZM80 222L78 223V225H79V226H78V230H79V228H85L84 230L87 229L86 231H88L90 225H89V227L87 226L88 224H87V225H86V224L80 225V224H81ZM19 223H20V225H19ZM24 223L26 224V226H27V225H29V226L26 227ZM30 223H31V224H30ZM59 223L57 224V226H59L61 229H62L63 227H65V224H64V223H63L64 226L60 225ZM85 223H87V222H85ZM89 223L91 224L90 221H89ZM21 224H22V225H21ZM36 224H38V225L36 226ZM46 224H47V227H48V228H47V227H46V228L50 231V233L48 232L47 229H45V227H43V226L46 225ZM48 224H50V225L48 226ZM51 224H52L53 226H52ZM1 225H2V226H1ZM4 225H5V226H4ZM8 225H9V226H8ZM40 225H41V226H40ZM97 225H98V224H97ZM6 226H7V227H6ZM50 226H52V227H50ZM75 226H77V225H75ZM92 226H93V225H92ZM99 226H100V225H99ZM20 227H21V228H20ZM42 227L44 228V230L42 229ZM70 227H71V225L68 226V227H66L65 230L67 231ZM101 227H102V228H101ZM101 227H99V229H98L97 231H100V232H101V230L104 228L102 225H101ZM33 228H34V229H33ZM49 228H50V229H49ZM67 228H68V229H67ZM75 228H76V227H75ZM92 228H94V227H92ZM95 228H97V226H96ZM100 228H101V229H100ZM14 229H15V230H14ZM36 229H37V230H36ZM38 229H41V233L39 232L40 230H38ZM70 229L73 230V229H74V226H73V229H72V228H70ZM76 229H77V228H76ZM76 229H74L73 231H74V232H77L78 230L76 231ZM31 230H32V231H31ZM33 230H35V231H33ZM42 230H43V231H42ZM46 230H47V231H46ZM62 230H64V229H62ZM71 230H70V231H71ZM80 230H81V229H80ZM90 230H91V229H90ZM90 230H89L88 233L86 232V233L89 234V235H91L90 233H92V232H90ZM103 230H104V229H103ZM103 230H102V232H104ZM44 231H45V233H44ZM70 231L68 230L67 232L69 233ZM73 231H71V232H73ZM81 231H82V230H81ZM91 231H92V230H91ZM95 231H96V230H95ZM97 231H96V232H97ZM47 232H48V233H47ZM74 232H73V234H74ZM83 232H84V231H83ZM10 233H11V234H10ZM23 233H24L25 235H24ZM42 233H44V234H42ZM68 233H67V235L64 234V241H65V239L67 240V237H68V236H70V234H68ZM84 233H85V232H84ZM37 234H38V236H36ZM40 234H41V235H40ZM45 234H46V235H45ZM71 234H72V233H71ZM73 234H72L71 236H73ZM80 234H81V233H80ZM80 234L77 233L78 236H79ZM92 234H93V233H92ZM10 235H11V236H10ZM17 235H18V236H17ZM21 235H22V236H21ZM42 235H45V236H42ZM51 235H52V234H51ZM65 235H66L67 237H66ZM77 235H75V236H76L77 238H79ZM84 235H85V234L82 233V239H84V238L86 237V236H85V237L83 238ZM89 235H87V236L89 237ZM16 236H17V237L20 236V237L17 238ZM25 236H26V238H25ZM27 236H28L29 238H32V239H29ZM35 236H36V237H35ZM39 236H41V237H39ZM46 236H47V237H46ZM49 236H50V235H49ZM94 236H96V234H94ZM94 236H93V239H95ZM97 236L100 237L99 235H97ZM97 236H96V238H97ZM10 237H11V238H10ZM14 237H15V238H14ZM22 237H23L24 239H23ZM42 237H44V238H42ZM80 237H81V235H80ZM3 238H4V240H3ZM20 238H21V239H20ZM35 238H36V239H35ZM38 238H40V239H38ZM45 238H46V239L48 238V239L46 240ZM71 238H72V237H71ZM86 238H87V237H86ZM86 238H85V239H86ZM91 238H92V237H91ZM1 239H2L3 241H2ZM28 239H29V240H28ZM82 239H79V240L77 239V240H75L74 243H73V242H72V243L70 242V243H71V245H73V244H74V245H75V244L78 245V244L82 243V242L85 240V239H84V240L82 241ZM12 240H13V241H12ZM39 240H40V241H39ZM42 240H46L47 242L43 243ZM90 240L92 241V239H90ZM90 240H88V242H87V241H86V242L89 243V244L94 243V242H91V243H90V242H89ZM16 241H17V242L20 241V242L17 243ZM22 241H23V242H22ZM48 241H50L51 243H48ZM80 241H81V242H80ZM94 241H95V240H94ZM9 242H10V243H9ZM66 242H67V241H66ZM96 242H98V240H97ZM96 242H95V243H96ZM4 243H5V244H4ZM8 243L11 244V245H9ZM13 243H14V244H13ZM39 243H41V244L44 245V246H45V244H46V245L48 244L46 247L49 246V248H46V247H43V246H42V247H43V248H42V247H40L41 245H40ZM60 243H61V242H59V245H60ZM70 243H69V245H70ZM15 244H16V245H15ZM26 244H27V245H26ZM12 245H13V247H12ZM33 245H34V247H33ZM39 245H40V246H39ZM59 245L56 244L55 249H58V250H59V248H60V250H61V249H62V245H60V247L58 248L57 246H59ZM2 246H4V247H2ZM14 246H16V247H14ZM54 246H55V245H54ZM11 247H12L13 249H11ZM17 247H18V248H17ZM31 247H32V248H31ZM38 247H39V248H38ZM3 248H4V249H3ZM6 249L9 250V251H7ZM47 249H48V250H47ZM16 250H18V252H17ZM34 250H35V251H34ZM36 250H37V251H36ZM41 250H42V252H39V251H41ZM58 250H57V251H58ZM6 251H7L9 254L6 253ZM10 251H11L12 253H11ZM13 251H15V252H13ZM19 251H20V252H19ZM47 251H48V255L50 254L49 256L46 254ZM2 252H4V251H2ZM24 252H25V253L27 252V253H26V256H24V255H25ZM28 252H30L32 255H31L30 253H28ZM54 252H53V253H54ZM17 253H18V254H17ZM37 253H38L39 255H38ZM55 253H57V252H55ZM22 254H23V255H22ZM36 254H37V255H36ZM58 254H59V255H58V258H60V257L62 258V255H63V254H62L61 256H60V252H59ZM17 255H18V257H17ZM33 255H34V256H33ZM43 255H46V256H43ZM9 256H10V257H9ZM31 256H33V259H34L35 257H36V258H35L34 260H32ZM37 256H38V257H37ZM47 256H48V257H47ZM59 256H60V257H59ZM63 256H64V257H63L62 259H64V260L62 261V263H63V262L65 263V261L67 260V258L65 257V255H63ZM4 257H5V258H4ZM29 257H30V258H29ZM56 257H57V256H56ZM56 257H55V259H56ZM67 257H68V256H67ZM9 258H10V259H9ZM14 258H15V259H14ZM42 258H41V260L44 262V259H42ZM58 258H57V259H58ZM61 258H60V259H61ZM69 258H70V257H69ZM5 259H6V260H5ZM13 259H14V260H13ZM60 259H58V260H60ZM62 259H61V260H62ZM29 260H31V261H29ZM53 260H54V259H53ZM58 260H57V261H58ZM61 260H60V261H61ZM68 260H69V259H68ZM8 261H9V262H8ZM12 261H13V262H12ZM46 261H45V263H47ZM49 261H51V260H49ZM60 261H58V262H60ZM4 262H5V263H4ZM7 262H8V263H7ZM58 262H57V263H58ZM18 263H17V264H18ZM25 263H24V264H25ZM45 263H43V264H45ZM60 263H61V262H60ZM62 263H61V264H62Z\"/></svg>",
	"mask_w": 264,
	"mask_h": 264
}]
</instances>
